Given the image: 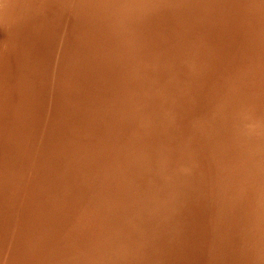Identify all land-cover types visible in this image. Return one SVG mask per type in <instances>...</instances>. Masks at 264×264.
I'll return each instance as SVG.
<instances>
[{
    "label": "bare ground",
    "instance_id": "1",
    "mask_svg": "<svg viewBox=\"0 0 264 264\" xmlns=\"http://www.w3.org/2000/svg\"><path fill=\"white\" fill-rule=\"evenodd\" d=\"M7 0H0V9L1 8H4L5 6H6V4H7V2H6ZM14 3H13V2ZM21 1V0H20ZM30 2L32 1V0H29ZM29 1H21V4H20V2L19 1H15V0H11V2H12V4L14 5L15 4V6H17L16 5V3L15 2H17V4H18V6L16 7L17 9H15V12H17L18 10H19V8H21L22 6V2L24 3V2H28V4H31ZM35 0H33L32 2L34 3V5H35V3L37 4L38 2H34ZM37 1V0H36ZM38 1H40V0H38ZM45 1V3H47L48 1L47 0H41V3H43ZM71 1V0H70ZM76 1V0H75ZM80 1L82 2V3H84L83 2V0H79V3H80ZM84 1H86L85 3H86V5L88 4L87 2H89L90 0H84ZM97 2H99L98 0H96ZM100 1H102V0H100ZM104 1H106V0H104ZM103 1V3H106V2H104ZM153 1H155V0H153ZM162 1V0H161ZM182 1V0H181ZM189 1V2H188ZM187 2L186 1H184V5H185V2L186 3H188V4H192V2H190L191 0H188ZM193 1V0H192ZM198 2V3H196V2ZM193 3H195L198 7H196V8H198V10L196 9H194V6H196L195 4L192 6L191 4H190V6H191V8H190V6H189V8H184L185 10H187L188 12H190L189 10L191 9V12H194V11H196V12H194L193 14H194V16H196V14H197V16H196V18L198 19V21L196 22V20H194L193 21V23H192V25H191V22H190V27L188 28V27H186V26H188L187 24H188V20L187 19H185V18H187L189 15H188V12H187V14L184 12V9L183 10H180V11H178V13H177V10H176V16H177V14H180V16H181V12L183 11L184 13H182V14H186V15H182L181 17L178 15L176 18H178V19H176L177 21H179L180 20V22H183V23H181V25L182 26H184V24H186V20H187V24H186V26L185 27H183V29H182V27L179 25L180 24V22H178V24L175 22L176 20H174V19H172V17L174 16L175 17V13H174V15H172V17H170L171 18V20H174L173 22H171L170 20H169V22L170 23H172V24H170V23H168V27H167V29L169 28V26L171 25V26H180V27H178V28H176V27H174L173 29H178V31L177 32H181L182 30H183V32L185 33V34H183L182 36V38H180V37H178L177 39H175V37H176V35L174 36V34L176 33V31L175 32H173L172 30H171V32H170V30L169 29H171V28H169L168 30V32L167 33H172L173 34V38H172V35H171V37L170 36H168L167 35V33L166 34H164V32H166L167 31V29L166 28H164L165 30H163L162 32H161V30H159L161 33H163L165 36H163V38H161L160 36H159V39L161 38L162 39V42H160L159 41V39L156 37H153V35H155V34H151L152 35V40H154L153 38H155V40L157 41V39H158V41L160 42V45L158 44V41L156 42L155 41V43L156 44H154V46L155 47H153V48H151V47H149L150 49H154V48H156V46H157V44L159 45V47H163V50H164V48H165V50L163 51V53H161V55H160V53H159V51H161L162 50V48H160V49H158V50H156L155 51V49L154 50H152V51H155V52H157L158 51V53H159V55L156 57V55L158 54V53H155V55H154V53L153 52H151V53H153L152 55H154V56H152V55H148L149 53L147 52L148 50H149V48H148V46H149V44L152 42V40L150 39L149 40V37H147V40H143V39H145L144 38V34L143 35H139V37L141 36H143V39L141 40L140 39V41H134V40H136V39H125L126 38V35H127V38L129 37L130 38V36H128V33H129V28H126V26H127V23L126 22H123L122 24H124L125 26H122V27H124L125 29H128V30H124V28L122 29L121 28V23L119 22V27H120V29H122V30H120V31H123L124 30V32L123 33H126L127 32V34H124L123 36H121V38H120V36H118L120 39H118V41H117V37H115V36H117V35H113V36H111V33L112 34H115V33H113L112 31L113 30H115V32L117 31L116 30V28L115 29H111V26L109 25V27H108V24H107V21L109 20V19H111V17L109 18V16H108V14L110 13H108L106 16H105V12L103 13V16H102V12L103 11H105V10H102V12L99 10V9H105V7L106 6H103V8H100L99 7V9H98V7H95L96 9H94L95 11H93V10H91L93 7H92V5H90L89 6V9H90V11H89V9H88V11L90 12V14L92 13V12H95L96 14H97V12H98V10H99V12H98V14H101L100 16H102V17H100V18H102V23L104 22V23H106V24H103V25H107V27L109 28V30L111 29L112 31H110V33H109V30L107 31V27H105V28H107L106 29V31H107V33H106V31H105V29H103L104 31H105V33L106 34H108L109 33V35L111 36V37H109L108 36V38H109V40H108V42L109 43H107V40H106V38H105V41H106V46H107V44L108 45H110V46H112V48H113V46H114V49H108L109 50V52L111 53V51H112V53H113V55L114 54H116V52H117V47L119 48V46H121L119 49V53H117L116 54V56H119V54H120V58L121 57H123V56H121L122 55V53L123 52H121V51H127V48L125 49V50H122V48H125L126 46L125 45H123L124 43L125 44H128L129 43V41L131 40L132 42H130L129 44L130 45H135V47H139L140 48V54L138 55L139 56V58H141L140 59V62L138 61L139 60V58L138 57H134L137 61H134L135 63L137 62V63H140V66L141 67H139L138 66V64L136 65L135 63H131L132 61H133V59L132 60H130V56L128 57V60H126L125 58H123V59H125V61L123 60H117V58H115V57H113V56H110L109 55V53H108V56H110V57H112L111 59H110V57H109V59L111 60V62H113L112 64H109V63H105L104 65H103V67L101 68V65L105 62H103V60L105 59V58H103L102 59V57H101V59L102 60H100L99 58V56H98V58L96 57V53L97 52H102V45H104V42L102 43V40L104 41V36H106L105 35V33L103 34V30L101 31V32H97L96 30H98V26H99V23H100V25L102 24L101 23V19H99V17L95 14V13H92V15H90V14H87V15H90L91 17L93 16V17H95V19H96V17H98V21H96L95 19V21L94 22H98L97 23V25H95L96 27H94V25L92 24V23H94L93 21H92V18L89 16V19L92 21V23L91 22H89V24L87 23L88 21H89V19L87 20L86 18V20H87V22H86V24H88L87 26V28H86V30H88L89 31V33H85L84 32V30L85 29H83V28H85L86 26H82V29H83V34L85 33V34H90V32H92V30L93 29H90L89 28V26H91V28L92 27H94V30H93V32H97L98 33V36H96V34H95V36H96V38L97 39H93V38H90V37H93L92 35L89 37L90 39H87L86 40V38H84L83 37V34H82V31H81V33H79L80 31H78V32H76L75 33V35H76V37H77V35L78 36H80L79 34H81V36L83 37V39H85V42L84 43H82V41H81V39H82V37H81V39L79 38V37H77V40H78V38H79V40L81 41H79L80 43H82V44H80V45H78V51L80 52L79 53V57L77 58L78 59V67H76V69L75 68H73V69H75V72L77 73V79L76 80H74V81H72V82H70V83H68L67 82V80H66V77H65V79L64 80H66V82L65 81H63V83L61 84V86H59V88L58 89H55L54 90V95H55V97H54V103H53V105H54V107H52V106H50V104L48 103V101H47V98H46V96L44 95V92H39V91H36V93H35V95L34 96H32L31 98L30 97H28V99H26V98H23V99H21L20 97H18V94H16V96L18 97V98H20L18 101H17V98H16V100L14 99V98H12V96H11V94H9L10 93V91L8 92V89H9V87L11 86V85H14V83L12 84L11 83V81H9L8 83L10 84V86L9 87H4V86H2V85H5V86H7V83H4L3 82V80H2V75L0 76L1 78V80H0V82L2 83L3 82V84H1L0 85V88L1 87H3L0 91V94L3 96V98H8V95H10L11 96V98H12V100L14 99V102H16L17 101V103H14V104H18L17 106H18V111L15 113V115L14 116H16L15 117V122L17 123V120L18 119H20V121L22 122V120H23V125L25 124V122L27 121V123H32V124H27L25 127L26 128H28L29 126L31 127H33L34 128V130L32 129V127L30 128H28L29 129V133L28 134H30L31 135V133L34 131V134H32L33 136H29V135H27V137H26V133H27V130H26V132L24 131V133L22 132V131H20V130H18V129H16V131L18 130V131H20V132H22V133H19L18 131H17V133H19L18 134V136H17V138H14V137H12L10 134H11V131H12V133H13V131H14V135H15V137H16V131H15V129H12L14 126H17V125H15V123L14 122H12V120H11V124L12 123H14V125L12 126L10 123H8V124H10V125H5V127L4 128H6V126L8 127V126H10V127H8V128H6L7 130L9 129H11V131L9 132V130L7 131L8 133H6V129H2V130H0V131H5V134L7 135H9L8 137H6V135L4 134V132H2L3 134H4V136H3V134L1 135L2 137H0V189L1 188H5V187H2V185L4 184L5 186L6 185H8L9 184V181H10V179L11 180H13V179H15V177L17 178V179H19L18 178V176L20 175V173L19 172H21L22 173V171H23V174L24 173H26L25 171H29L30 169L32 170V168H34V167H32L33 166V163L36 161V159H37V162L34 164V166H36V164H37V166H36V168H34L33 170L35 171V169H36V172H37V170L38 171H41L40 173H42V171L44 170V168H45V170L44 171H47V172H45V173H42V176H44L46 173V176H47V178H46V176H44V177H42L43 179H44V181H43V179L41 178V181H43L44 182V184L43 185H45V189H43L42 187H44L43 185H42V183L39 181V179H38V181L40 182V184H36L37 186L38 185H40V186H42L41 188L38 186H34L35 188H40L39 190L41 191V192H39V191H37L38 189H36V191L37 192H39V193H41L42 194V197L44 198V194H46L45 192H44V194L42 193L44 190L45 191H47V194H48V196H47V198H49V200H52V199H55L56 197H61L62 195H67V194H65L66 192H68V190L70 191H73L74 190V194H75V196H73V194H71V192H70V195L67 197H65L64 196V198H65V201L63 202V203H61L62 204V206L64 207L65 205V207L64 208H67V206H68V203L69 204H72V208L71 207H68V209H66V211L67 210H73V209H75L74 207H76V209H79L78 211H81L82 212V215L85 217L86 216V213L88 212V211H92V213L91 212H88L87 213V216H88V214H89V217H85V219L86 218H92L94 221H95V217H96V220L98 219V217H101V219L99 218V220L101 221V225H99V220H97V224H98V226H97V228L95 227V226H93L92 227V225L90 224V225H88L89 224V220L88 219H84V217L82 216V215H80L77 211H76V209H75V211L73 210V212H74V215L73 214H69V213H71L72 211H70L68 214H67V212L63 209V207L61 206V208H60V200H61V202L63 201L61 198L59 199V201L57 200V199H55V200H53L52 201V203L54 204H52V203H50V201H49V203L47 202V200L46 199H44L45 200V203L44 204H46V205H42L41 204V208L43 207V209H42V211H41V209H39L38 207L40 206V204L39 203H41V202H39V201H42V203H43V201L44 200H41V199H43V198H40V200L38 201L39 203H37V205L36 204H34L35 202H33V204H32V201L31 200H33V198L30 200V198L29 197H34V200L36 201V199H35V197L37 198V200L39 199V195L40 194H35L36 192H32L35 188L33 187V184L37 181H35V179H36V176H37V173H35V172H33L36 176H35V178L33 177V179H34V182L32 183V187L31 188H34V189H31V190H29V186H31V185H27L28 187H26L25 186V184H23L24 185V189L26 188V191H23L26 195H25V200H24V208H22L23 210L24 209H26V208H28L27 206H29V205H25V202H30L29 204L30 205H33V206H29L30 208H28V209H26L27 211L29 210V209H31L32 207H35V206H37V209L36 210H38L39 212L41 211L42 213H41V215H40V213L38 214V211H32L33 213L34 212H36L37 213V216H33V213H31V210L33 209H31L30 210V212L29 213H31L30 215V217H29V219H27V217L26 216H23L25 213L27 214V211L25 212V213H23V211H22V217H21V214H19V215H17L18 214V212L20 211L21 212V210L20 209H18V211H16V206H18V205H20V206H22L23 205V203H22V201L20 200V199H22L23 200V196H24V193L21 191V192H16V191H13V189H11V186H16L17 184H19V186L20 187H18V185H17V187H14V188H17L18 190H23L22 188L23 187H21V183H18V182H20L19 180H17L16 181V179H15V181H16V183H15V181H10V184H11V186H10V184L8 185V186H10L9 188L11 189H9L8 188V186H6L7 188H8V194H13V193H15L13 196H5V195H7L6 193V189H5V191H4V189H2L0 192H2L3 193V191L4 192H6L5 194H4V196H5V199H4V197H2V196H0V197H2L4 200L2 201V203H1V205H0V218L3 220L2 222H4V219H6V224L9 222V219H12V220H14L15 222H16V224H15V222L14 221H12V220H10L12 223H11V225L9 226L8 224V226H9V231L11 230H15V229H12V228H10L11 226L12 227H15V225H17V217L18 216H20L21 217V219H20V222H22L20 225H19V223L20 222H18V225H19V227H20V229L21 230H24V227H27L28 229L27 230H29V231H27V230H25L26 231V233H29V232H34V230L36 231V229H34V227L36 226V224L37 225H39L38 227H40V229L42 230V233H45L46 234V236L48 235V234H50V235H48L47 236V238L48 239H54L55 240V237H56V241L55 242H57L58 244H56L55 242H54V240H52L54 243L52 244V245H54L55 247H57V248H55L54 246H52V248L54 247L55 249H58L59 247H61V244H62V247H64V246H66V245H68L67 243H69V245H71L72 246V249H68V248H70L71 246H68V247H64V248H59L60 250L61 249H63V250H65V249H68L69 250V252H68V256L69 257H71V261H72V258H73V252L75 251V250H73L74 249V245H72L73 243L74 244H78L77 242L81 239L82 240V236H81V238H80V236H79V238H78V240H77V242H76V240L75 239H77L76 237H75V235H77L78 234V232H79V230L82 228H80L79 230H78V226H76V228H75V226H70L69 227V225H74V223L73 222H75V223H78V219L80 218L81 219V221H80V219H79V221H80V224L81 223H83L82 221H84V224L86 223L87 224V227H86V229L85 230H87L86 231V233L89 231L90 232V230L93 228V231L95 230V228H96V231L98 232L99 230L101 231H99L98 233H97V235L100 233L101 235H102V237H101V235L99 234V236H100V238H98L97 237V235L95 234V236L97 237V239H95V237H94V239H95V241H98V239H101V238H103L104 237V239L105 240H103V242L105 241V243L108 241V240H110L111 239V241H112V239H113V244L111 245V244H108L109 246H110V250L111 251H109V249L107 248V250L109 251H107V250H105V251H107V253H110V255H112V253L114 252V256L116 255V257L118 256V259L116 258V257H114V256H111V257H114L115 259L114 260H112L110 263L112 264L116 259V261H118L119 259H120V261H122L121 259L124 257V256H122V258H121V256H119V255H117V253L120 251H118V249L117 248H115V241H116V239H115V237L114 236H116V234L118 233L117 232V230L118 229H116V231L115 232H113L112 231V235H107L106 234V236H107V238H109V236H110V238L109 239H107V238H105L106 236L104 235L103 236V234H104V232L105 231H103V223H104V220H106V219H108V218H106L105 216H103V214L101 215V212L103 211H101L100 212V210H99V207H100V209L101 208H105V207H103L104 205H107V204H109V201H113L114 202V200L115 199H117V198H119L121 201H119V202H122L121 203V209H122V211H121V214L119 215L118 214V212H117V215H115L114 217L116 218V219H118V220H122L123 222L126 220V219H136L135 221L138 223L139 221H141V222H144V225L143 226H147V225H145L146 224V222H150L151 224H155V226H156V222H158V224H162L161 225V228L163 229V226L165 227V228H168L169 229V227L172 229V232H171V230H170V232L171 233H173V234H177V235H179L180 236V238H181V241H180V244L182 245V247L187 251V252H189L191 255H195L196 253H197V249H199V245H203L202 243H210V245H215V244H220V245H222L223 246V248H224V250H222L221 251V253H219L220 254V256L218 257V259H220V261H229V264H264V212L263 211H261L263 208H262V203H263V201H264V199H263V201H261L262 203L260 204L259 203V210L258 211H260V213L261 212H263V213H261V214H258V211L256 212L255 210V207L254 206H252L253 204H256V203H254L255 202V200L254 199H252V200H254V201H252L251 199H250V195H247V193L246 192H243L242 193V195L239 193V194H237L236 196L237 197H234V198H237V199H235L236 201V204H235V207L237 208V209H239L240 210V208H245V209H243L244 211L242 212V214H244V212L245 211H248V210H250L251 209V212H252V214L253 213H257V217H258V219H260V226H258V228H257V223L256 222H258V221H256V222H254V223H256L257 225H253V226H256V228L255 227H253V229H252V232H251V235L250 236H248V235H246V237L245 238H247V242H246V245H244L243 244V242L240 240L241 239V237L243 236H241V235H239L238 234V232L237 231H235V230H233V229H230V230H233V231H231L230 232V235L231 236H228V235H226V234H223L222 232L224 231V229H225V223H227L228 222V220L227 219H229V218H222V217H220L219 216V211L217 210V207H215V209H213V210H211L212 212H209V208H208V205H206V211L208 212V214H205V212L204 211H202L201 209L203 208H201L200 209V207L199 206H196V205H194V204H192L191 205V201L192 200H194V197L196 196V198H197V195H195V194H201V190L203 189H205L206 187H209V185L207 184V185H205V181H207L208 179H209V176L210 175H212V176H214V178L216 179V177L218 176L216 173L218 172V170L219 169H221V167L223 166V164L225 163L226 164V167L228 166L227 165V160H225L224 161V163L223 162H221L220 160H218V163L219 162H221V163H223V164H217L219 167L217 168L218 170H216L217 172H215L214 171V174H216V175H214V174H210V173H208V172H210V171H207V174H209V175H207L206 174V172L204 171L206 168H207V166H206V168H205V165L206 164H208L207 162H209L211 159H212V154L214 155V157L213 158H215V156H216V159H217V156L218 155H215L214 153H216V152H218L219 150H221L222 148H224V149H228V146H230L231 147V144L233 145L234 143V145L233 146H235V147H237L238 146V144L239 145H245V143L247 142H245V143H241V141H242V137H250V135H252V136H254V134L253 133H255V135H256V132L254 131L252 134H249V129L246 127V126H248V125H245V127H246V132L244 131V130H242V128H244V126L242 125L243 123L244 124H249V123H245L244 122V120L242 121L241 119H243L246 115V117H248V114H246V112L243 110L242 111V107L245 105V107H246V105L249 107L248 108V111H250L249 109H252L254 112H250V116L248 117V118H250L251 116H252V114L254 113L255 115L254 116H252L251 118L253 119V117H254V120H255V116H256V118L259 120L258 122H259V125H261V127L264 125V95H262V93L261 92H263V94H264V89L262 90V88H263V86L262 85H264V83L263 84H258L257 85V88H258V86H259V89L261 88V92L260 91H258V92H260V93H255V92H257V91H252L253 90V88H255V87H251L252 86V84H253V86L255 85V84H257L258 82H264V81H262V80H264V78H260V76L262 77L263 75H261L260 73H259V71L262 73V72H264L263 71V67H264V61H262L261 63L263 64V66L261 67V65L259 64V62L261 61V57H260V61L258 62L257 60V64H259V66L260 67H258V65L256 64V66H257V68H261L260 70H258L256 67H255V69L254 70H256L257 72H256V74L257 75H259V78H260V80L258 79V78H255L254 76H257L255 73H253L254 72V70L253 71H251L252 70V67H251V69L249 68V66H251L253 63L255 64V62H253L252 60L254 59V58H252V57H254V56H256L255 54H257V56L259 55V54H261L262 52H263V50H264V47H263V45H261L262 47H263V49H262V47L260 46V44H264L262 41H264L262 38L264 37L262 34H264V0H195ZM19 2V3H18ZM67 2H69V0H67ZM77 2H78V0H77ZM77 2H75V4L74 5H76L77 4ZM107 2H108V0H107ZM158 3H159V1H157ZM163 2H164V0H163ZM165 2H167V1H165ZM171 2V1H170ZM178 2V1H177ZM180 2V1H179ZM33 3L31 4L32 5V7L34 6L33 5ZM40 3V2H39ZM37 4V5H35V6H37V8H39L38 6L41 4ZM45 3H43L44 4V6H45ZM70 3V5H69V7L71 6V3L72 2H69ZM82 3H80L81 4V6H85L86 8L88 7V5L86 6L85 4H83L82 5ZM90 4H91V2H89ZM95 3V2H94ZM103 3H102V5H103ZM157 3V4H158ZM168 3V2H167ZM167 3H164V5L165 4H167ZM175 3V5H176V2H174ZM173 3V1H172V3L171 4H174ZM182 4H183V1L181 2ZM8 4H10V2H8ZM12 4H10V5H12ZM20 4V5H19ZM26 6L28 5V4H26V3H24ZM24 4H23V6H24ZM42 4V5H43ZM50 4V3H49ZM49 4H47V6H45V14H47L46 16H48V14H49V12L51 11V9H52V11H51V13H50V15H52L53 17H55L54 15L56 14L55 12H63V14H64V12H66L67 13V9L69 8L68 6H66L65 7V5H68V3H65V0H59V1H57V0H52V2H51V5L49 6ZM93 4V3H92ZM101 4V3H100ZM107 4V3H106ZM108 4H109V2H108ZM107 4V5H108ZM113 6H114V3H111ZM156 4V5H157ZM159 4H162V2L161 3H159ZM159 4H158V6H159ZM181 4V5H182ZM187 4V5H188ZM8 6L7 5V9H9L10 8V10L11 11H14L13 10V8H14V6ZM42 5L40 6V8L42 7ZM73 5V6H74ZM79 5V4H78ZM77 5V6H78ZM110 5V4H109ZM116 5V4H115ZM155 5V6H156ZM163 4H162V7L164 6ZM168 5H170V4H168ZM183 5V6H184ZM20 6V7H19ZM25 6V7H26ZM30 6V5H29ZM28 6V7H29ZM80 6V8H82ZM95 6H98V4H96ZM99 6H101V5H99ZM113 6L111 7L110 6V11L111 10H113L114 8H113ZM117 6V5H116ZM121 6V5H120ZM150 6V8L152 7V5H149ZM154 6V5H153ZM161 6V5H160ZM9 7V8H8ZM19 7V8H18ZM68 7V8H67ZM76 7V6H75ZM91 7V8H90ZM102 7V6H101ZM109 6H107L106 8L107 9H109L108 8ZM118 7V6H117ZM146 7H148V6H146ZM164 7H167V5L166 6H164ZM171 8L172 6H168V8ZM175 7V6H174ZM174 7H172V8H174ZM178 7H179V5L177 6V9H178ZM186 7H188V6H186ZM5 8V10H7ZM30 8V7H29ZM36 8V7H35ZM35 8H33V11H34V9ZM39 8V9H40ZM66 8V9H65ZM84 8V7H83ZM86 8H85V10H86ZM111 8H113V9H111ZM121 8V7H120ZM119 8V9H120ZM122 8H124L123 6H122ZM153 8V7H152ZM171 8V9H172ZM25 9V8H24ZM24 9H22L21 8V10H24ZM28 9V8H27ZM72 9H74V7H72ZM72 9H71V11H72ZM98 9V10H97ZM116 9H118V8H116ZM148 9H149V7H148ZM154 9V8H153ZM153 9H149L150 11H151V13H147L149 16H151V14L153 13ZM156 9H159V7H157ZM156 9H155V15H156ZM162 9V8H161ZM181 9V8H180ZM194 9V11H192ZM10 10H8V12L6 11L5 13H8V14H4L5 16H8L9 15V11ZM35 10H37L38 11V9H35ZM78 10V9H77ZM83 10L84 9H81V11L83 12ZM96 10H97V12H96ZM125 10H126V8H125ZM141 10H142V8H141ZM144 10H145V8H144ZM148 10V11H149ZM163 10V9H162ZM162 10H161V13H162ZM166 10V9H165ZM173 10V9H172ZM10 11V12H11ZM28 11V10H27ZM27 11H26V9H25V17H26V14H27ZM29 11H31V8H30V10ZM37 11H35V13H37ZM70 11V12H71ZM92 11V12H91ZM113 11H115L114 13L116 14V12L118 11V10H113ZM139 12H142V11H140V10H138ZM169 11H170V9H169ZM173 11H175V8H174V10ZM20 12V11H19ZM23 12V11H22ZM39 12V11H38ZM41 12V11H40ZM43 12V11H42ZM78 12H79V14H77V12H76V10H75V12H71L72 14H74L75 16H79L80 15V9L78 10ZM120 13L122 12L121 11V9H120V11H119ZM128 12V11H127ZM126 12V13H127ZM139 12H137V13H139ZM145 12V11H144ZM159 12V11H158ZM157 12V13H158ZM166 12H167V10H166ZM191 12H190V14H191ZM21 13V12H20ZM20 13H18V14H20ZM34 13V12H33ZM32 13V14H33ZM34 13V14H35ZM69 13V12H68ZM77 15H76V14ZM84 13V12H83ZM82 13V14H83ZM107 13V12H106ZM113 13V12H112ZM123 13V12H122ZM164 13V12H163ZM172 14H173V12H171ZM170 13V14H171ZM3 14V13H2ZM12 14L17 18V16L19 17H21V15L23 14V13H21V15H17L16 16V13H14V12H12ZM12 14H10V16H8L9 18H7L6 17V19H4L5 21L6 20H10L9 22L11 23V25H12V23H15V24H17L16 22H21V20L20 19H22V17L21 18H19L18 19V21H16V20H14L13 18H15ZM33 14V15H34ZM42 14V13H41ZM81 14V15H82ZM86 14V13H85ZM85 14L83 15L84 17H85ZM94 14L96 15V16H94ZM114 14V15H115ZM117 14H119L118 12H117ZM116 14V16L118 17V15ZM127 14H129V13H127ZM126 14V15H127ZM143 14V12L141 13V15ZM160 13H158L157 15H159ZM168 14V17H166V18H168V19H170L169 18V16H171V15H169V13H167ZM3 15V16H4ZM28 15H29V12H28ZM43 15V14H42ZM62 15V14H61ZM81 15H80V17H81ZM110 16H112V19H113V14L111 15V14H109ZM124 15H125V13H124ZM122 16V18L121 19H119V18H115V20H117V19H119V20H122L123 19V17H126V15L125 16ZM130 15V14H129ZM144 15V17H146L147 15H146V13H144L143 14ZM146 15V16H145ZM154 14H153V16H155ZM163 15V14H162ZM164 15H165V13H164ZM188 15V16H187ZM192 15V14H191ZM2 16V17H3ZM12 16H13V18H12ZM23 16V15H22ZM38 16H39V14H38ZM41 16V15H40ZM60 16V15H59ZM64 16V15H63ZM67 16V15H66ZM69 16H71V14L69 15ZM74 16V17H75ZM116 16H114V17H116ZM119 16H120V14H119ZM132 16V15H131ZM131 16H130V18H131ZM135 16H137V18L139 19H134V18H131L133 21L132 22H130L131 24L133 23V25L134 26H136L137 27V25H138V23H139V21H140V18L138 17L139 16V14H137V15H134V17ZM148 16V17H149ZM166 16V15H165ZM185 16V17H184ZM187 16V17H186ZM194 16H189L188 18H190V20H193V19H195L194 18ZM2 17L0 18V19H2ZM25 17H24V19H25ZM34 17H36V16H33V18ZM62 17V16H61ZM87 17V16H86ZM104 17H107V21L105 22V18ZM128 18H129V16H127ZM143 17V16H142ZM157 17V16H156ZM173 17V18H174ZM182 17H184V19L182 20ZM191 17L193 18V19H191ZM28 18H29V16H28ZM28 18H26L25 20H28ZM31 20L33 19L32 18V15H31ZM39 18H41V17H39ZM39 18H37V20H36V18L35 19H33L34 21H38V23H39V20H41L40 22L43 24V25H38L37 26V28H36V25H33L34 23H32V22H29V21H25V20H23V21H25L26 22V25H25V22H23V23H21V24H23V26H28L27 25V23L29 22L30 24L32 23V25L35 27H32L30 24H29V26L27 27V29L24 27V30H25V33H24V35L25 34H27V33H29V32H31V35H34V37H35V34H32L35 30L37 31V36H39V38H41V40H40V43H39V41L37 40H35L36 41V43H38L39 44V46H40V44L42 45V42L43 41H46V37L47 36H49V35H47L48 33H47V31L49 30V29H52L53 28V25H51V22L49 21L50 19L49 18H47V20L48 21H45V19H44V22H42V19H39ZM52 18V17H51ZM63 18V17H62ZM67 18V17H66ZM66 18H64V19H66ZM70 18H72V16L70 17ZM70 18H69V20H70ZM88 18V17H87ZM128 18H124L123 19V21H125V19H126V21L128 20ZM150 18V17H149ZM148 18V19H149ZM160 18V17H159ZM163 18V17H162ZM13 19V22L11 21ZM39 19V20H38ZM57 19V18H56ZM63 19V20H64ZM79 19H82V17L81 18H79ZM112 19H111V21H112ZM131 19H129V20H131ZM142 19V18H141ZM153 19V18H152ZM152 19H149V20H151L152 21ZM155 19V18H154ZM153 19V20H154ZM30 20V21H31ZM61 19H59V21H60ZM83 20V19H82ZM81 20V21H82ZM104 20V21H103ZM129 20H128V22H129ZM143 20H145L144 18L141 20V22H140V25H142V23H143ZM146 20H147V18H146ZM165 20H167V19H165ZM164 20V21H165ZM185 20V21H184ZM5 21H3L2 20V23L4 24V22ZM7 21V22H8ZM14 21H16V22H14ZM52 21V20H51ZM54 21H55V19H54ZM65 21V20H64ZM71 21V20H70ZM70 21H68V24L70 23ZM77 21V20H76ZM79 21V20H78ZM111 21L109 22V24L111 23ZM156 20H154V22H155ZM158 21H160V19L158 20ZM157 21V22H158ZM168 21V20H167ZM7 22H5L6 24H7ZM19 22H18V24H19ZM57 22V21H56ZM56 22H54L55 24H57ZM61 22V24H62V20L60 21ZM73 22H74V20H73ZM84 21H82L81 23H83ZM115 22V21H114ZM114 22H112L111 23V25H112V27H113V23ZM185 22V23H184ZM195 22V23H194ZM9 23V24H10ZM41 23H39V24H41ZM64 23V22H63ZM71 23H72V21H71ZM117 24H118V22H116ZM115 23V24H116ZM153 23V21L152 22H149V24H148V21H147V24H145V25H147L148 27H150L151 26V24ZM159 23V22H158ZM6 24H4L5 26H8V25H6ZM15 24H14V26H15ZM21 24L20 25H18V26H20L21 28H20V30H21V33L24 31L23 30V26H21ZM35 24H37V23H35ZM67 24V25H68ZM76 23L74 22V25H75ZM84 24H85V22H84ZM129 24V23H128ZM131 24H129L128 26L130 27V29L132 28L133 29V26L131 25ZM154 24H156V23H154ZM160 24H162L161 22H160ZM170 24V25H169ZM174 24V25H173ZM177 24V25H176ZM2 24L0 23V26H1ZM11 25H9V26H11ZM58 25H59V23H58ZM64 25H65V23H64ZM63 25V26H64ZM102 25V26H103ZM144 25V24H143ZM143 25H142V28L144 29V27H143ZM158 25V24H157ZM157 25H156V27H157ZM165 25H167V22H166V24ZM165 25L164 26H162V27H165ZM4 26V27H5ZM55 26H57V25H55ZM60 26V25H59ZM62 26V25H61ZM63 26H62V28H63ZM127 26V27H128ZM132 26V27H131ZM153 26V25H152ZM152 26H151V29L150 30H152V29H154V28H152ZM15 27H17V25L15 26ZM15 27H13V25H12V28H15ZM58 27V26H57ZM69 28H70V26H68ZM115 27V26H114ZM141 27V26H140ZM146 27V26H145ZM148 27H146V28H148ZM158 27H160V26H158ZM6 28V27H5ZM9 28V27H8ZM7 28V29H8ZM17 28H19V27H17ZM59 28V27H58ZM61 28V29H62ZM96 28V29H95ZM99 28H102V27H99ZM118 28V27H117ZM138 28V29H137ZM136 29L137 30H135V28H134V30L135 31H139V27H137ZM142 28H141V30H142ZM145 28V29H146ZM161 28V27H160ZM179 28H180V30L181 31H179ZM3 29V28H2ZM11 29V28H10ZM56 29V28H55ZM66 29L68 30V28L66 27ZM78 29H81V28H78ZM81 29V30H82ZM90 29V30H89ZM144 29V30H145ZM159 29V28H158ZM157 28H155V30L154 31H152V32H154L155 33V31L156 30H158ZM162 29V28H161ZM12 30H15V29H12ZM18 30V29H17ZM31 30V31H30ZM64 29H62V31H63ZM71 30V29H70ZM100 30V29H99ZM141 30L138 32V34L141 32ZM148 30H149V28H148ZM150 30H149V32L147 31V29L145 30L146 31V34H145V37L146 36H148L147 35V33H151L150 32ZM4 31V30H3ZM10 31V30H9ZM29 31V32H28ZM51 31H53V30H51ZM60 31V30H59ZM62 31L60 32L61 34H62ZM126 31V32H125ZM135 31H133V32H135ZM158 31V33H160ZM15 32H17L16 30H15ZM50 32V31H49ZM54 32V31H53ZM65 32H67L66 30H65ZM92 32V33H93ZM133 32H131L130 31V33H133ZM143 32V31H142ZM8 33V32H7ZM10 33V32H9ZM20 33V34H21ZM47 33V34H46ZM57 33V32H56ZM70 33V32H69ZM77 33H79V34H77ZM91 33V34H92ZM118 33H119V28H118ZM117 33V34H118ZM122 32L121 33H119V35L121 34H123ZM129 33V34H130ZM157 32H156V34H158ZM160 33V34H161ZM12 34H14V36H16L15 34L16 33H12ZM53 34V33H52ZM51 34V35H52ZM66 34V33H65ZM64 34V35H65ZM72 34H73V32H72ZM85 34H84V36H85ZM99 34H101V36L99 35ZM135 34V33H134ZM142 34V33H141ZM176 34H178V33H176ZM182 34V33H181ZM258 34L260 35L261 34V36H258ZM19 34L17 33V36H18ZM30 35V33L29 34H27V38L29 39V37H31V35ZM56 35H58V34H56ZM102 35H104V36H102ZM131 35V34H130ZM137 35V34H136ZM136 35H135V37H134V35L133 36H131V38H137L136 37ZM13 36V37H14ZM23 36V35H22ZM22 36H21V40H22ZM87 36V35H86ZM94 36V37H95ZM138 36V35H137ZM156 36V35H155ZM256 36L257 37H259V39L260 40H262V41H260V42H262V43H260V42H258L257 40H259L258 38H256ZM19 37H20V35H19ZM19 37H16L15 39H18ZM33 37V38H34ZM56 37V36H55ZM54 37V38H55ZM59 37H60V39L58 38V40H61V35L59 34ZM64 37V36H63ZM67 36L65 35V38H66ZM102 37V38H101ZM113 37V40L111 41L110 39ZM26 38V36L23 38V41H24V39ZM52 38V37H51ZM51 38L49 39V40H51ZM69 38V37H68ZM75 38V37H74ZM87 38H88V36H87ZM114 38H116V41L114 42ZM256 38V39H255ZM12 39L13 38H11V40L10 41H12ZM28 39H26L25 40V44H26V41L28 40ZM35 39H37V38H35ZM56 39V38H55ZM64 39V38H63ZM70 39V38H69ZM102 39V40H101ZM139 39V38H138ZM137 39V40H138ZM173 39V40H172ZM175 39V40H174ZM20 40V39H19ZM30 40V39H29ZM28 40V41H29ZM49 40H47V42L49 41ZM91 41V45L89 44L90 43V41ZM94 40V42H92ZM125 40H127V41H125ZM149 40V41H148ZM34 41V42H35ZM42 41V42H41ZM64 41H66V39L64 40ZM73 41V40H72ZM75 41V40H74ZM255 41H257L258 42V44L257 43H255ZM1 42H3V41H1ZM0 42V43H1ZM13 42V41H12ZM11 42V43H12ZM30 42V41H29ZM29 42H27L28 44H29ZM47 42H44L45 44L47 43ZM50 43H51V41H49ZM49 42H48V46H47V48H49V51H50V46H49ZM56 42V41H55ZM59 42V41H58ZM57 42V43H58ZM76 42V41H75ZM78 42V43H79ZM89 42V43H88ZM154 42V41H153ZM11 43H10V45H11ZM18 43H20L19 44V46H17V45H14L13 43V46H11V48L12 49H14V51L16 50V49H18L17 51H15V55H14V51H12L11 52V49H10V47L9 46H7V47H9L8 48V50H10V52L11 53H9V51L7 50V49H4L5 50V53H7V51H8V53L7 54H5V53H3V54H5L7 57H9L10 56V54H12L13 53V55L15 56L14 57V59H13V57H12V61L13 60H15L16 59V57L18 56H16V54L18 53V54H20L21 53V51H22V53L21 54H24V56L22 55V56H19V57H23V59L27 56L28 57V53H26L27 51H30L31 49L33 50V49H35L36 50V48H33V47H31V46H28V44H27V48H28V50L27 51H23V49L25 50V48L23 47V49H19L20 48V46H22V41L21 42H19V41H17V40H15V44H18ZM30 43H32L33 44V42L31 41ZM43 43V45L45 46V44ZM60 43V42H59ZM66 43L68 44V40L66 41ZM148 43V44H147ZM254 43L255 45H257V47L256 48H258V45L261 47L260 49L261 50H259V52L260 53H256V52H254L255 50L254 49H252V48H255L254 46V44L252 45V44ZM260 43V44H259ZM3 44H5V43H3ZM63 45H64V43H62ZM66 44V45H67ZM74 44V43H73ZM73 44H71V45H73ZM76 44V43H75ZM101 44V45H100ZM128 44V45H129ZM148 46H147V45ZM152 44V43H151ZM163 44H165L164 46H163ZM249 44H251L252 46H250ZM2 45V44H1ZM0 45V46H1ZM6 45H7V43H6ZM9 45V44H8ZM30 45V44H29ZM34 45H36V44H34ZM55 44H53V46H54ZM58 45V44H57ZM92 45H97V46H99V48L97 47H94L93 46V49L96 51L97 50V52H95V54H93L94 52H91L92 50ZM127 46L128 47V50H129V52H126L127 54L128 53H131L130 55L132 56L133 54L135 55V54H137L138 52V50L137 51H135L133 48H129V47H131V46ZM14 46H16L15 48H14ZM38 46V48H40L41 49V47H39ZM56 46V45H55ZM69 46V45H68ZM100 46H101V48H100ZM105 46V47H106ZM110 46H108L107 48H109ZM242 46H244L243 47V52L246 50V52H247V50L249 49V46L251 47L250 49H251V52H252V50H253V52H254V54H253V52H252V55L250 54L251 52H250V50L247 52V54H249V55H244L243 53H242V49L238 52L239 54H243V56H241V55H237L238 53H237V51H238V49H240V48H242ZM245 46H247L248 48L247 49H245L246 47ZM6 48V46H2V48ZM25 47H26V45H25ZM31 47V48H30ZM52 47V46H51ZM59 47V46H58ZM63 47H65V45L64 46H62L61 48L63 49ZM73 47V46H72ZM104 47V48H105ZM240 47V48H239ZM22 48V47H21ZM26 48V49H27ZM44 48V47H43ZM55 48H57V47H55ZM74 48V47H73ZM72 48V49H73ZM148 48V49H147ZM30 49V50H29ZM45 49H46V47H45ZM61 49V50H62ZM72 49H70V50H72ZM76 49V48H75ZM74 49V50H75ZM98 49H100V50H98ZM106 49V48H105ZM130 49H132V51L130 52ZM157 49V48H156ZM32 50H31V52H32ZM38 50V49H37ZM37 50H36V52H37ZM53 50L56 52L57 50H55L54 48H53ZM60 50V51H61ZM63 50H66V49H63ZM69 50V51H70ZM104 50V49H103ZM107 50V51H108ZM114 50V51H113ZM135 51V53H133L132 54V52H134ZM41 51V50H40ZM47 51H48V49H47ZM68 51V52H69ZM116 51V52H115ZM257 51V50H256ZM1 52V51H0ZM2 52H4V51H2ZM17 52V53H16ZM20 52V53H19ZM33 52H34V50H33ZM39 52V51H38ZM55 52H53L51 55H52V57H53V54L55 53ZM64 53V51H61V53ZM66 52H67V50H66ZM125 52H124V54H125ZM137 52V53H136ZM236 52V53H235ZM47 53V52H46ZM50 53H51V51H50ZM49 53V54H50ZM107 53H105V50H104V53H101V54H103V56L104 55H106L105 57H107ZM245 53V52H244ZM20 54V55H21ZM27 54V55H26ZM30 54H33V53H30ZM35 54V53H34ZM33 54V55H34ZM44 54H45V52H44ZM43 54V55H44ZM56 54V53H55ZM65 54V53H64ZM92 54L94 55V57L92 56ZM98 54H100V53H98ZM123 54V55H124ZM235 54H236V56H235ZM263 54V56H262V58L264 59V53H262ZM0 55H1V53H0ZM41 55V54H40ZM66 55V54H65ZM112 55V54H111ZM46 56V55H45ZM59 56H61V55H59ZM68 56V55H67ZM71 56V55H70ZM135 56H137V55H135ZM140 56H142V57H140ZM229 56H230V60H231V57L233 58V61L231 62L228 58H229ZM237 56H239V59H238V57ZM245 56H248L247 58L245 57ZM256 56V57H257ZM260 56V55H259ZM1 57V56H0ZM2 57H4V56H2ZM1 57V58H2ZM7 57H5L6 58V61H8V62H6L5 60H4V58H2L1 60H4V62L6 63V65L5 66H9V59H11V56H10V58H8L7 59ZM19 57H17L18 59H19V61H22V58H21V60H20V58ZM26 57V58H27ZM31 57V56H30ZM35 58H37L36 56H34ZM39 58H40V56H38ZM44 57V56H43ZM42 57V58H43ZM47 57H48V55H47ZM46 57V58H47ZM52 57H51V59H52ZM55 57H56V55H55ZM124 57H127L126 56V54L124 55ZM133 57V56H132ZM150 57H152L153 59L151 60L150 59ZM235 57H237V59L235 58ZM240 57H243V58H245L246 59V61L247 62H252V64L251 65H249L250 64V62H249V64L247 63L246 65H244L246 62L245 61H243V60H245V59H240ZM255 57V58H256ZM26 58H25V61H26ZM60 57H58V59H59ZM62 58V57H61ZM61 58H60V63H61ZM108 58V57H107ZM113 58H114V61H113ZM259 58V57H258ZM17 59V60H18ZM29 58H27V60H28ZM33 59V58H32ZM38 59V58H37ZM49 59V58H48ZM51 59H50V61H51ZM57 59V60H58ZM63 59V58H62ZM109 59L106 61V62H108L109 61ZM134 59V60H135ZM171 59V60H170ZM228 59V60H227ZM252 59V60H251ZM31 60V59H30ZM29 60V61H30ZM53 60V59H52ZM72 60H73V57H72ZM240 60H242V61H240ZM255 60V59H254ZM18 61V62H19ZM24 60L22 61V64L21 63H18V62H15L14 64H21L22 66L20 67V68H22L23 66V68H25V69H27L26 67H25V65H23V63L25 62ZM49 61V62H50ZM53 61H55V58H54V60ZM59 61H58V63H59ZM64 61V60H63ZM68 61H70V60H68ZM128 61H130V62H128ZM231 63H230V62ZM238 61V62H237ZM241 62V64H240V62ZM2 63H3V61H1ZM11 62V61H10ZM27 62V61H26ZM36 62V61H35ZM46 62V61H45ZM49 62H48V64H49ZM71 62V61H70ZM103 62V63H102ZM110 62V63H111ZM243 62V63H242ZM2 63H1V65H2ZM9 63V64H8ZM38 63V62H37ZM44 63V62H43ZM51 63L52 62H50V65L49 66H52L51 65ZM55 63V62H54ZM53 63V64H54ZM59 63V64H60ZM63 63V62H62ZM73 63H74V61H73ZM226 63H228L229 65H231V64H234V66L235 65H237L238 63V67L239 68H241L240 67V65H243V67L244 66H246L245 67V69L242 67V70H240L241 72L243 71V75H244V73L246 72V71H248V73H245V75H246V77H247V75H250V76H252L253 78H251L252 80V82L253 83H251V81L250 80H248V81H246L245 79H243V82H244V80H245V84H244V86L247 84H251L250 86H248L247 87V91H246V86H245V88H244V92H248L251 88H252V90H251V92H248V93H250V94H261L262 96H260V97H257V99L256 100H254V99H252L251 97H249V99L250 100H248L247 98L248 97H243V96H241V95H243L241 92H243L242 91V88L241 89H239L238 88V86L240 85V84H242L243 82H239L237 85V88H238V90H241V92L240 91H238L237 90V88H236V90H234L233 89V87H231V85L232 84H236L237 82H238V80H239V76L241 77V73H240V71L238 72V70H237V72H236V69H237V67L235 66V67H233V69H232V66L233 65H231V66H229V65H227V68H228V66L229 67H231V72L229 73L227 70L226 71H222V69L220 68V71H222L223 72V74H221V76L222 77H224V76H226L224 73L225 72H228L227 73V75L229 76H227L228 77V79L229 80H231L232 81V79L234 78V80L236 81L237 79V82H235V81H229V80H226L225 81V79H227V78H224V80H223V82H225L226 83V87L224 86L223 88H221L223 85H225V83H223L222 85H221V82H222V79H221V82L220 83H218V85H221V87L220 86H218V89H217V87H216V85H214L217 81H218V79H220L219 77H220V71H218V73H217V71H214L215 69H217L218 67H221L222 66V68H223V70H224V65L226 64ZM236 63V64H235ZM8 64V65H7ZM24 64H26V63H24ZM27 64H29L28 66H30V63H28L27 62ZM31 64H32V62H31ZM35 64V63H34ZM40 64V63H39ZM76 64V63H75ZM130 64L131 65H133V67L132 66H130ZM136 66H138V67H135V65ZM253 64V65H254ZM0 65V67H2ZM3 65H4V63H3ZM11 65V64H10ZM42 65V64H41ZM45 65V64H44ZM55 65V64H54ZM53 65V66H54ZM64 65V64H63ZM16 66V65H15ZM15 66L13 67V64H12V70H13V68H14V71H15V69H16V71L15 72H17V69L18 68H15ZM27 66V67H28ZM47 66V65H46ZM49 66H47V67H49ZM59 69H60V67L58 66V64L56 65ZM4 67V66H3ZM11 67V66H10ZM19 67V66H18ZM31 67V66H30ZM34 67V66H33ZM42 67V66H41ZM43 67H45V66H43ZM66 66H64V68L62 69V70H66L67 71V73H65V71H64V74H68V70L69 69H66L65 68ZM70 67V66H69ZM226 67V66H225ZM248 67V68H247ZM254 67V66H253ZM6 68V67H5ZM38 68H40V65H39V67ZM138 68V69H137ZM227 68H225V69H227ZM234 68H236V69H234ZM3 69V68H2ZM29 69V68H28ZM31 69V68H30ZM34 69V68H33ZM36 69V68H35ZM34 69V70H35ZM41 69V68H40ZM59 69H57V70H59ZM219 69V68H218ZM217 69V70H218ZM244 69V70H243ZM247 69H249V70H247ZM1 70V69H0ZM3 70H5V69H3ZM2 70V71H3ZM7 70H9V69H7ZM7 70H5V71H7ZM47 70V69H46ZM48 70H52V72H53V70H54V68L53 69H48ZM47 70V71H48ZM132 70H135L136 72H132ZM246 70V71H245ZM4 71V72H5ZM10 71V70H9ZM20 70H18V72H19ZM29 71V70H28ZM31 71H32V69H31ZM40 71V75L41 76H44L43 75V70H39ZM44 71H45V69H44ZM50 71L48 72V74L50 73ZM73 71V70H72ZM212 71V72H211ZM215 73H214V72ZM230 71V70H229ZM245 71V72H244ZM4 72H2V73H4ZM21 72H22V69H21ZM20 72V73H21ZM23 72H25L24 70H23ZM30 72V71H29ZM33 72V71H32ZM36 72V71H35ZM57 72H59V71H57ZM70 72V71H69ZM72 73V74H76V73ZM210 72H211V74L213 73V75L214 74H218L219 75V77H217L216 75V77H217V80H216V82H214L215 80L214 79H210V77L212 76V75H209L210 74ZM220 72V73H219ZM236 72V73H235ZM26 73V72H25ZM45 73V72H44ZM47 73V72H46ZM135 75H134V74ZM240 73V74H239ZM1 74V73H0ZM6 74V75H5ZM5 74H3V75H5V77H7V72L5 73ZM10 74H12V73H10ZM19 74V73H18ZM17 74V75H18ZM31 74V73H30ZM55 77L56 78H58L57 77V75H56V71H55ZM58 74V73H57ZM63 74V73H62ZM72 74H70V75H72ZM129 74H131V76H132V74H133V79H129L128 78V75ZM28 75H29V73H28ZM32 75V74H31ZM46 75V74H45ZM50 75H51V80H52V75H53V73L51 74L50 73ZM49 75V76H50ZM102 75V76H101ZM103 75L104 76H107L106 77V79L108 80H106V79H104V77H103ZM254 75V76H253ZM8 76H9V74H8ZM34 76H36L38 79H39V74H37L36 75V73L34 74ZM61 76V75H60ZM67 76H69V75H67ZM101 76V77H100ZM131 76H129V77H131ZM208 76H209V79H210V81L208 80ZM235 76H237V79H235ZM250 76H248L249 78H247V79H250ZM5 77H3V78H5ZM23 77V76H22ZM29 77V76H28ZM31 77V76H30ZM29 77V78H30ZM103 77V79L104 80H106V82H108V83H104L105 81L102 79L101 81H100V78H102ZM214 77V76H213ZM215 77V78H216ZM12 77L10 76V79H11ZM24 78V77H23ZM37 78H35L36 79V81L35 82H37V84L38 83H40V81L37 79ZM46 78V77H45ZM55 78V79H56ZM75 78V77H74ZM212 78V77H211ZM8 79V78H7ZM44 79V78H43ZM48 79V78H47ZM253 79L255 80H258V82L256 83V82H254L253 81ZM262 79V80H261ZM9 80V79H8ZM7 80V81H8ZM17 80V79H16ZM71 80V79H70ZM110 80V81H109ZM207 80V81H206ZM242 80V78L239 80V81H241ZM255 80V81H256ZM25 81V80H24ZM32 81V80H31ZM44 81V80H43ZM47 80H45V82H46ZM60 81V80H59ZM102 81H104V82H102ZM208 81L210 82V84H211V82H213L214 84H213V86L212 85H210V84H208V85H206L207 83H208ZM228 81V82H227ZM15 82V81H14ZM33 82V81H32ZM42 82V81H41ZM55 83L57 82V81H54ZM62 82V81H61ZM207 82V83H206ZM235 82V83H234ZM247 82H249V83H247ZM49 83H52L51 81H49ZM54 83V84H55ZM255 83V84H254ZM59 84H60V82H59ZM217 84V83H216ZM228 84V85H227ZM15 85H16V83H15ZM14 85V87L16 88L17 87V85L15 86ZM30 85V84H29ZM34 85H36V84H34ZM42 85V84H41ZM44 85H48V84H44ZM68 85H70V86H68ZM38 86V85H37ZM49 86V85H48ZM50 86H51V84H50ZM54 87V86H53ZM219 87H220V89H223L222 90V95H225V97H226V99L224 100V98L225 97H222L221 95H219V94H221L220 93V91H219ZM236 87V86H235ZM234 87V88H235ZM240 87H243V85L242 86H240ZM250 87V89H248ZM11 89H12V87H10ZM27 89L29 88V87H26ZM42 88V90H45V89H43V87H41ZM44 88H45V86H44ZM216 88V89H215ZM225 88V89H224ZM7 89V90H6ZM25 89V88H24ZM259 89H257V90H259ZM4 90H6L7 92L5 93L6 95H4V94H2V92L4 91ZM19 89L17 88V90L16 91H18ZM37 90V89H36ZM41 90V89H40ZM50 90V88L48 89V91ZM217 92V90H218V95L220 96V97H222L223 98V104H221V107H220V110L218 111V116H216L215 118H217V123H214L213 122V120L215 121V119H211V118H209V117H211V116H213L212 114H211V116H208V115H210V114H208L207 115V113L205 112L206 111V109H211V108H214L215 107V109H216V105H217V103H218V100L220 101V100H222V99H220V97L217 99H215V101H214V98H215V95H213L214 93H215V91ZM226 90V91H225ZM233 90L234 91H237V93H239L238 95V97H242V99H240V98H236L235 97V94H236V92H234L235 94L233 95L235 98H232V96H231V93L233 94ZM256 90V89H255ZM12 92L14 91V90H11ZM214 91V92H213ZM223 91L224 92H226L225 94L223 93ZM19 92V91H18ZM17 92V93H18ZM32 92H34V91H32ZM31 91H30V93H32ZM254 92V93H253ZM8 93V94H7ZM24 93V92H23ZM46 93V92H45ZM49 93H50V91H49ZM210 93H213V94H210ZM217 94V93H216ZM241 94V95H240ZM246 94L247 93H245L244 94V96H246ZM209 95H211V97L210 98H212V97H214V98H212V101L211 102H209V100H207L208 98H209ZM237 95V94H236ZM257 95V96H258ZM5 96V97H4ZM15 95H13V97H14ZM15 96V97H16ZM20 96V95H19ZM22 96V95H21ZM48 96V95H47ZM50 96V95H49ZM53 96V95H52ZM248 96V95H247ZM53 98V97H52ZM207 98V99H206ZM246 99L247 100V103L249 102L250 104L252 103V102H254V104L252 103L251 105L250 104H246V101L244 100V99ZM255 98V97H254ZM1 99V98H0ZM10 98H8L7 100H9ZM240 99V100H239ZM254 100V101H252V100ZM3 100V99H2ZM6 100V99H5ZM50 100V99H49ZM242 100H244L243 102H242ZM1 101V100H0ZM201 101H202V103H201ZM217 101V102H216ZM224 101H225V103H224ZM2 102H5V101H2ZM2 102H0V104L2 103ZM8 102V101H7ZM6 102V103H7ZM12 101H11V99H10V102H9V104L8 105H11L12 103H11ZM206 102V103H205ZM11 103V104H10ZM200 103V104H199ZM244 103V104H243ZM3 104V105H2ZM1 104V110H2V112H3V117H5L4 116V111L6 112L7 110H10V109H6V104L5 103H2ZM4 104L6 105L4 108L6 109H4V111H3V106H4ZM52 105V104H51ZM218 105H219V103H218ZM223 105V106H222ZM252 106L253 105V107H250V106ZM15 106V105H14ZM220 106V105H219ZM8 107H10V106H8ZM11 107H12V105H11ZM16 108V107H15ZM218 108V107H217ZM245 109V108H244ZM13 110V109H12ZM246 110V109H245ZM14 111V110H13ZM247 111V112H248ZM1 112V111H0ZM51 112V113H50ZM241 112H245L244 113V116H243V114H242V117H240L241 116ZM8 113V112H7ZM10 113H11V111H10ZM14 113V112H13ZM211 113H212V110H211ZM240 113V116H238V118H237V115ZM1 114H0V116H1ZM215 114V113H214ZM246 114V115H245ZM6 115V114H5ZM12 115V114H11ZM216 115V114H215ZM7 116H8V114H7ZM10 116V115H9ZM8 116V117H9ZM208 116V118H206ZM3 117H1L2 119H3ZM13 117V116H12ZM23 117H26V120L24 121V118ZM0 118V119H1ZM21 118H23L22 120H21ZM214 118V117H213ZM250 118V119H251ZM10 119V118H9ZM52 119L54 120V121H56L57 122V124H58V129H54V130H58V132H56V133H54V130H53V128L51 129L50 127H51V125L53 126V122H52V124H49L48 122H50L51 123V121H52ZM237 119V120H236ZM239 119V120H238ZM212 120V121H211ZM231 120H233L232 121V123H234V124H230L231 122ZM235 120V121H234ZM2 121H4V120H2ZM2 121H0V124H2V125H0L1 126V128H2V126H3V122ZM7 121V119L5 120V122ZM8 121H10V120H8ZM13 121H14V118H13ZM19 121V120H18ZM210 121L211 122H213L214 123V125L216 126V127H218V128H212L213 130H210V129H208L207 128V125L210 123ZM238 121H241V122H238ZM245 121H247V119L245 120ZM257 121V120H256ZM2 122V123H1ZM4 122V123H5ZM21 122H19V124L21 123ZM207 122H209V123H207ZM216 122V121H215ZM230 122V123H229ZM235 122H236V124H237V122H238V124L239 125H241L242 127H240L238 124V126H237V128L236 127H234L233 125H235ZM243 122V123H242ZM261 122H263L262 124H261ZM221 124V125H218V124ZM242 123V124H241ZM253 123V122H252ZM251 123V124H252ZM256 124H257V122H255ZM255 123H254V125H255ZM18 124V127H20V125ZM49 124V125H48ZM56 124V123H55ZM206 124V125H205ZM212 124V123H211ZM211 124H210V126H211ZM204 125L206 126V127H204ZM213 125V124H212ZM218 125V126H217ZM48 126V127H47ZM50 126V127H49ZM210 126H209V128H210ZM214 126V127H215ZM250 126V125H249ZM256 126V125H255ZM255 126H253V127H255ZM17 127V128H18ZM260 127V129H263V131H264V128H261ZM264 127V126H263ZM0 128V129H1ZM54 128H56L55 126H54ZM207 128V129H206ZM19 129H21V128H19ZM23 129V128H22ZM21 129V130H22ZM25 129V128H24ZM30 129H32V132H30ZM43 129V130H42ZM47 129H49L48 131H50V130H52V132L50 131V133H54L56 136H55V138H54V140H53V138L51 137V135L52 134H49L48 133V131H46ZM205 129V130H204ZM248 129V130H247ZM255 128H253L252 129V131L254 130ZM257 129H259V127L257 128L256 127V130ZM259 129V131H261ZM207 130V131H206ZM209 131V132H208ZM247 131H248V133H247ZM47 132V133H46ZM10 133V134H9ZM261 133H263V132H261ZM22 134V135H21ZM24 134V135H23ZM53 134V135H54ZM246 134H249V135H247V136H245ZM52 135V136H53ZM258 135V134H257ZM261 135V134H260ZM259 135V136H260ZM263 135L264 134H262L261 135V137H263ZM25 136V137H24ZM28 136H29V138H28ZM258 136V137H259ZM11 137V138H10ZM24 137V138H23ZM31 137V138H30ZM51 137V138H50ZM241 137V138H240ZM257 136H256V140H259V139H257L258 138ZM26 138H28L29 140H27ZM202 138H206L205 140H206V142H205V140H204V142L201 140ZM251 138V137H250ZM264 138V137H263ZM51 139V140H50ZM71 139V140H70ZM208 139V140H207ZM239 139H241V140H239ZM25 140V141H24ZM27 140V141H26ZM70 140V141H69ZM237 140H239L240 142L238 143L237 142ZM247 140V139H246ZM250 140H252V138L250 139ZM49 141H50V143L51 142H53L52 144L53 145H56V146H54L55 147V149H53V151H54V153L53 154H55L56 153V147H57V149L60 147V146H63L64 147V150H63V147L61 148L60 147V150H61V152L59 151V153H60V155L61 154H63L62 152L64 151V152H66V149L68 150V151H70L68 148V146H69V144L71 145V144H73L72 146H73V149L72 148H70L71 150H73V151H71V154H70V152L68 153V154H66V153H64L65 155H69L70 154V156L72 155V156H74L72 153H75L76 151V154L78 153V155H76L77 157H71V158H73L74 160L76 159V158H78V156H80L81 158H83L82 160H83V162H82V160H81V158L79 159L78 158V162L79 161H81L82 163L79 165V164H77V161H75L76 162V164L77 165H75V167H78V165L80 166V168H82L83 167V169L82 170H80L79 168H77V169H79V170H77L75 167H74V160L72 161H68L69 159H71L70 158V156H68V160H66L67 161V163L68 162H72L73 163V166H72V164H70V166L72 167H70V166H68V168H70V169H73V167H74V170H75V172H74V170H70V172L71 173H69L70 175L71 174H73V177H72V175H71V177L73 178V180L72 181H65V179L63 178V180L65 181H63L62 179V181L60 180V178H59V174H61V177L62 176H64V175H62V173L64 174V170H65V168H67L66 167V163H64V161H65V159H67V157L66 158H64L63 156H65L64 154H63V156H62V158H64V159H62L61 157H59V158H57V159H59V160H61L65 165H61V161L59 162L60 164V166L58 167L59 169H61V168H63L64 166H65V168H64V170L62 171V172H58V171H56L57 169V166H56V168H55V166L54 167H52L53 166V164H57L56 163V161L58 162V160H56L55 161V163H53V160L56 158V156L58 155V153L57 154H55V155H53V154H51V153H48L47 151H49L50 152V147L52 146V144L50 145V143H49ZM55 141H57V143L55 142ZM68 141V142H67ZM38 142V143H37ZM201 142V143H200ZM203 142V143H202ZM236 142L238 143V144H236ZM243 142V141H242ZM261 142V139H260V141H255V143H260ZM264 141H263V139H262V143H263ZM49 143V145H47ZM60 145H59V144ZM250 143V142H249ZM252 143V142H251ZM260 144V146L261 145H264V144ZM66 144H68V146H66ZM195 144V145H194ZM196 144H198V146H197V148L195 149L193 146H196ZM237 145V146H236ZM241 145V146H242ZM247 145V144H246ZM253 145V144H252ZM50 146V147H49ZM65 146H66V149H65ZM71 146V147H72ZM232 146V148H234ZM241 146H238L236 149H239L240 150V147ZM249 146H250V144H249ZM255 146L257 147V146H259V145H256L255 144ZM49 147V148H48ZM68 147V148H67ZM74 147H75V150H74ZM193 147V148H192ZM243 147V146H242ZM254 147V146H253ZM47 148L49 149V150H47ZM232 148H229V149H232ZM245 148V147H244ZM255 148V147H254ZM194 151H193V150ZM224 149L222 150V151H224ZM236 149H233V150H236ZM262 149H264V147H262ZM261 149V150H262ZM233 150H230V151H233ZM245 150V149H244ZM247 151H249V149L247 148L246 149ZM253 150V149H252ZM258 149H255V152H254V155H255V153H256V151H257ZM259 150H260V148H259ZM260 150V151H261ZM52 151V150H51ZM67 151V152H68ZM193 151V152H192ZM222 151H221V153H222ZM228 152H229V154H227L228 156L226 157V156H224L225 158H227L228 159V161H233V162H235L236 163V165H238L239 166V168H238V170H237V172L238 171H240V169L242 168V166L244 167V166H246V164L247 163H249V162H247V163H240V162H238L237 160H239V159H237L236 157L238 156V154H239V152H238V154L236 153H233V152H230L229 150H227ZM226 151V152H227ZM236 151H238V150H236ZM241 152H243V148H242V150H240ZM247 151H245V152H243L244 154H241L240 156L242 157V155H243V157H245V154H247V156H246V158H247V160H248V155H250L251 154V152H247ZM190 152L191 153H193L194 154V152H195V154L194 155H196V156H193V158H194V160H192V159H190L191 158V156L193 155V154H190ZM227 152V153H228ZM247 152V153H246ZM258 152V151H257ZM262 152V151H261ZM219 153V152H218ZM217 153V154H218ZM232 153V154H231ZM249 153V154H248ZM49 154H51V157L49 158ZM220 154V153H219ZM223 154V153H222ZM234 154V155H233ZM252 154H253V151H252ZM250 155V156H254V155ZM260 154V155H259ZM263 154V155H262ZM53 155V156H52ZM59 155V156H60ZM261 155L263 156V157H261ZM220 156H222V155H220ZM257 156H259L260 158H263V159H258V157ZM35 157H36V159H35ZM37 157H39V158H37ZM54 157V158H53ZM58 157V156H57ZM195 157H198V159H199V161H197V159L195 158ZM211 157V158H210ZM224 157H221V158H224ZM242 157V158H243ZM256 159H255V161L257 160V163L258 162H260V161H262L263 160V162H264V152L263 153H260V152H258V153H256ZM53 158V159H52ZM218 158H219V156H218ZM252 158H254V157H252ZM52 159V160H51ZM210 159V160H209ZM237 159V160H236ZM244 159V158H243ZM243 159L241 160V161H243ZM209 160V161H208ZM215 160V159H214ZM222 160V159H221ZM252 160H254V159H252ZM65 161V162H66ZM213 161V160H212ZM246 161V160H245ZM253 162V161H252ZM262 162V163H263ZM49 163H50V166H49ZM206 163V164H205ZM212 163V162H211ZM214 163H216V162H214ZM254 163V162H253ZM253 163H251V164H253ZM38 164H41V166L40 165H38ZM68 164V165H69ZM224 164V165H225ZM230 164V163H229ZM232 164V163H231ZM230 164V165H231ZM256 164V163H255ZM255 164H253V165H255ZM260 164H261V162H260ZM58 165V164H57ZM82 165V166H81ZM213 165V164H212ZM216 165V164H215ZM216 165V166H217ZM221 165V166H220ZM235 165V164H234ZM236 165L234 166V167H236ZM248 165V164H247ZM257 165H259V164H256V166ZM209 166H210V164H209ZM208 166V167H209ZM231 166H233V165H231ZM252 166V165H251ZM38 167V168H37ZM42 168V170H41V168ZM50 167V168H49ZM212 167V166H211ZM225 167V171H226V169L228 168H226ZM249 167V166H248ZM56 170H55V169ZM68 168L66 169V170H68ZM90 168H92V172L91 171H89L90 170ZM93 168L96 170L95 172H98L99 174H100V176H98V177H103L102 179H100L101 181H99V179H97L96 177H97V175L95 176L94 174H95V172L93 171ZM223 168H224V166H223ZM245 168V167H244ZM40 169V170H39ZM47 169V170H46ZM51 169H53V170H51ZM58 169V170H59ZM89 169V170H88ZM231 169V168H230ZM235 169V168H234ZM233 169V170H234ZM252 169H256V168H252ZM32 170V171H33ZM65 170V171H66ZM89 172H88V171ZM212 170V169H211ZM228 170H229V168H228ZM227 170V171H228ZM232 170V172H230V170H229V172L230 173H233V174H237V175H239L237 172H235V171H233ZM261 170V169H260ZM43 171V172H44ZM61 171V170H60ZM223 171V170H222ZM221 171V172H222ZM225 171H223L222 173H223V175L224 174H226V172ZM241 171H242V169H241ZM253 171V170H252ZM264 171V170H263ZM262 171V173H264ZM31 172V171H30ZM229 172H227L228 174L227 175H230L229 174ZM235 172V173H234ZM255 172H256V170H255ZM259 172V171H258ZM19 173V174H18ZM33 173H31L32 175H33ZM39 173V172H38ZM39 173V174H40ZM59 173V174H58ZM68 173L66 172V174L68 175ZM244 173V172H243ZM242 173V174H243ZM251 173V172H250ZM261 173V174H262ZM18 174V175H17ZM27 175H28V173H26ZM26 174H24V175H20L19 177H20V179H22V181L26 178L27 180H29L28 178V176L27 177H23L22 178V176H26ZM30 173H29V175L31 176V178H32V175H31ZM44 174V175H43ZM232 174V175H233ZM259 175V173H258V175H259V177H261L260 178V182H264V181H262V179H264V177L262 178V176H264L263 174L262 175ZM41 175V174H40ZM69 175V176H70ZM91 175V178L92 177H94L95 179L93 180V178L91 179L92 181H90V176ZM39 176V175H38ZM37 176V177H38ZM49 176V177H48ZM57 176H58V178H59V181H58V178H57ZM66 176V175H65ZM64 176V177H65ZM210 177V178H212V180L214 181V182H216L214 179H213V177ZM220 176H221V174H220ZM235 176V175H234ZM241 175H239V177H240ZM257 176V175H256ZM50 177H52V179H54L55 178V181L57 182L58 181V183L57 184H59L60 186H58V185H56V183H52V182H54V181H52L51 180V178ZM67 177V176H66ZM219 177V176H218ZM222 177V176H221ZM221 177H219L220 179H222ZM227 177V179H225ZM226 177H224V180L225 181H227L228 183H229V176H226ZM236 178L234 181L232 180V188H233V190H235V191H237V192H239L238 190H237V188H239V190L241 189V188H244V186L246 185V184H249V182H251L252 181V178H250V177H253V175L252 176H250V174H248V173H246V174H243L242 175V177L241 178ZM30 178V179H31ZM50 178V179H49ZM104 178H105V180H104ZM207 178V179H206ZM256 178V177H255ZM254 178V179H255ZM33 179H31V180H33ZM66 179H69V180H71V178L69 177H67ZM206 179V180H205ZM27 180L25 181V182H27ZM31 180L29 181L30 183H31ZM45 180H49V184L48 183H46L47 181H45ZM76 180V181H75ZM96 180V181H95ZM209 180H211V179H209ZM209 180L207 181V182H209ZM7 183H6V182ZM100 182L99 184H98V182ZM211 182V184L212 183H214V182ZM223 180H221V182H222ZM231 181V180H230ZM24 182V183H25ZM38 182V183H39ZM64 182V183H63ZM69 182H70V185H69ZM96 183V184H98V185H96L97 187L100 185V188H102L103 190H101L100 191V194L99 193H96V191L95 190H97L98 188H96L95 190L93 189L92 190V188L91 187H93V186H95L93 183ZM219 182V181H218ZM221 182L219 183L220 185H225L224 184V182L221 184ZM253 182V181H252ZM257 182V185L255 184V185H253V186H255L254 187V189H256V186H258V181H256ZM12 183H14V184H16V185H12ZM46 183V184H45ZM231 183V182H230ZM234 183V184H233ZM254 183V182H253ZM49 185V187L52 185V184H55V186H52V191H51V194L53 193V198L51 199L50 197H49V193H50V189H49V192H48V189L46 190V185ZM215 184V183H214ZM261 184V183H260ZM69 185V187H67V189L65 188L66 186H68ZM206 187H205V186ZM216 185V184H215ZM220 185H218V186H220ZM231 185V184H230ZM262 185H263V183H262ZM58 186V187H57ZM62 186V187H61ZM91 186V187H90ZM95 186V187H96ZM217 186V185H216ZM226 186V185H225ZM251 186H252V184H251ZM48 187V188H49ZM55 187V188H54ZM59 187H61V188H59ZM89 188L90 187V189L91 190H89V189H85V188ZM205 187V188H204ZM213 187H214V185H213ZM212 187V185H210V188H208L209 190L211 189V188H213ZM223 187V186H222ZM247 188H248V186H246ZM260 189H259V191L257 192V194H260L261 192V190H263L264 189V185L261 187V186H258ZM27 188H28V191H27ZM55 190H54V189ZM64 188V192H62L61 193V191H63L62 189ZM69 188H72V189H69ZM94 188V187H93ZM201 190H200V189ZM227 188V187H226ZM225 188V189H226ZM231 188V189H232ZM42 189V190H41ZM61 190V191H59L58 192V196H57V193H54V191L55 192H57L56 190ZM84 189V190H83ZM197 189V190H196ZM198 189L200 190L199 191V193L198 192H195V191H193V190H196V191H198ZM208 189L206 188L205 190H207L208 191ZM214 189V188H213ZM213 189H211L212 191H213ZM221 189V188H220ZM223 189V188H222ZM16 190V189H15ZM54 190V191H53ZM76 190H80L79 192L78 191H76ZM89 191V194L86 192V191ZM99 190V189H98ZM202 190V196H204L203 195V191ZM214 190H217V192H218V190L219 189H217V187L214 189ZM243 190V189H242ZM249 190V189H248ZM251 190V189H250ZM249 190V191H250ZM258 190V188L255 190V191H257ZM11 191H13V193H11ZM32 192L33 194H35L34 196L33 195H31V196H28V199L26 198V196H27V194H28V192ZM82 191H84V192H82ZM90 191H92L91 193H90ZM102 191H104L105 192V195L104 194H102V196L104 197H101L100 195H101V192ZM207 191H205V192H207ZM211 191V192H212ZM254 191V190H253ZM10 192V193H9ZM30 192V193H31ZM80 192H82V193H80ZM93 192H94V195L96 194H99V196H100V198H102V199H99L100 201L102 200L103 201V199H104V202L106 201H108L107 202V204H104L102 201H101V206H99L100 205V202H99V200H98V202H99V204H98V206H94L95 205V203L97 204V201L96 200H94V199H96V197L97 196H95V198L93 199V200H90V199H92L93 197L92 196H94L93 195ZM104 192H102V193H104ZM204 192V193H205ZM214 192H216V191H214ZM216 192V193H217ZM231 192V191H230ZM19 193H23L22 195V198L20 197V199L18 198V195L17 194H19ZM73 193V192H72ZM84 193H86V194H88V195H84ZM106 193H108L107 195H106ZM173 193H175L174 195H175V197H173L172 195H173ZM195 193V194H194ZM216 193H215V195H216ZM219 193V192H218ZM253 192H251V194H252ZM54 194H56L55 196H54ZM60 194H62V195H60ZM80 194L82 195V196H80ZM172 194V195H171ZM176 194H178L179 195V197L176 195ZM235 194V193H234ZM256 193H255V196L257 197L256 198V202H258V201H260V200H262V197H263V195H264V193H263V195H262V197H260V196H258ZM1 195V194H0ZM3 195V194H2ZM17 195V196H16ZM19 195H21V194H19ZM29 195V194H28ZM44 195V196H43ZM92 195V196H91ZM109 195V196H108ZM207 195H209L208 193H207ZM206 195V196H207ZM212 196L214 195V194H211ZM211 195H210V197H211ZM217 195H219V194H217ZM224 195V194H223ZM38 196V197H37ZM46 196H45V198H46ZM73 196V197H72ZM85 196V197H84ZM89 196V197H88ZM99 196L97 197V198H99ZM108 196V197H107ZM170 196V198H172L171 200L168 198ZM172 196V197H171ZM230 196V194L228 195V196H226V198H228ZM231 196H233L232 195V193H231ZM235 196V195H234ZM240 196V197H239ZM246 196H247V199H249L248 200V202L246 201V200H244V198H246ZM254 196V194H253V198L255 197ZM80 197V198H79ZM84 197V198H86V201L84 200V198H83V201L81 200L82 198ZM92 197V198H91ZM108 199H107V198ZM112 197V198H111ZM178 197V198H177ZM198 197H199V195H198ZM201 197V196H200ZM207 197H209V196H207ZM221 197H222V195H221ZM261 198L260 200H258L257 201V199H259V198ZM19 200L18 201V204H16L17 202H16V200L17 199ZM63 198V197H62ZM63 198V199H64ZM66 198H67V200H66ZM79 199V201L80 202H82L81 203V205H78L79 204V201H77V199ZM88 198H90L89 199V201H92L91 202V204H92V206H93V208H95V210H92V207L90 206L91 204H90V202L88 201L87 202V200H88ZM111 200H110V199ZM177 198V200H175ZM225 198V197H224ZM27 199V200H26ZM112 199H114V200H112ZM167 199H169L170 200V202L172 203V200L174 199L175 201V204H174V206H171V205H173V203L170 205L168 202V204L171 206V207H169V208H166L165 209V206H164V204L166 203V200ZM185 199H187L186 200V202L187 201H189L190 202V205L187 203V204H185ZM208 199V198H207ZM211 199L213 200V201H217V197L215 196H213V197H211ZM1 200V199H0ZM30 200V201H29ZM33 200V201H34ZM147 200H149V201H151V203H148V201ZM210 200V199H209ZM212 200H210V201H212ZM221 200H223L222 198H219L218 199V201H221ZM225 200V199H224ZM224 200L221 202V204H223L224 203ZM246 201V203L244 202V201ZM56 201V202H55ZM93 201H94V203H93ZM118 201V200H117ZM146 201V202H145ZM225 201H227V200H225ZM1 202V201H0ZM28 202L26 203V204H28ZM55 202V203H54ZM71 202V203H70ZM72 202H74V203H72ZM105 202V203H106ZM116 202V201H115ZM142 202L143 203H147L146 205L147 206H144V204H142ZM228 202V201H227ZM226 202V203H227ZM20 203V204H19ZM164 203V204H163ZM165 204V205H168V204ZM197 203V202H196ZM220 203V202H219ZM225 203V204H226ZM16 204V205H15ZM22 204V205H21ZM63 204H65V205H63ZM90 204V205H89ZM104 204V205H103ZM112 204H114V203H112ZM109 205V208H117L118 206H116V205ZM118 204V203H117ZM143 205L142 207H138V205L140 206V205ZM230 204V203H229ZM250 204V205H249ZM48 205H51V207H52V205H53V207L51 208L50 206H48ZM149 205H151V208H150V206ZM161 205H163V206H161ZM201 205V204H200ZM15 206V207H14ZM78 206H80L79 208H78ZM90 206V207H89ZM111 206V207H110ZM149 206V207H148ZM202 206V205H201ZM216 206V205H215ZM258 206V205H257ZM256 206V207H257ZM263 206H264V204H263ZM98 209H97V208ZM106 207H108V206H106ZM162 207V210L163 209H165L164 211H162V210H159L160 208ZM214 207V206H213ZM18 208H19V206H18ZM36 208V207H35ZM51 208V209H50ZM70 208V209H69ZM90 208V209H89ZM109 208H105V210L102 212V213H104L105 215H107L108 214V211H110L109 212V216H111V218L113 217V215H111L110 213H112L111 211L112 210H110ZM138 208V209H137ZM231 208H232V206H231ZM246 208H250V209H246ZM262 208V209H261ZM107 209V210H106ZM59 211L58 212V214H57V212L56 211ZM62 210H64V212L62 211ZM99 212H98V211ZM117 210V209H116ZM232 210V209H231ZM242 210V209H241ZM264 210V209H263ZM56 212V214H53V212ZM60 211H62L63 213H61ZM93 211H95V213L93 212ZM107 213H106V212ZM117 211H119V210H117ZM51 212H52V215H50L51 214ZM54 212V213H55ZM65 212H66V214H65ZM84 212V213H83ZM98 212V213H97ZM241 212H240V214H241ZM250 212V211H249ZM249 212H247V213H249ZM28 213V214H29ZM78 213V214H77ZM94 213V214H93ZM120 213V212H119ZM237 213V212H236ZM247 213L245 214V215H247ZM27 214V215H28ZM91 214H93L95 217H93ZM98 214H100V215H98ZM115 214H116V211H115ZM251 214V213H250ZM251 214V215H252ZM38 215H39V217H38ZM50 215V216H49ZM76 215H78L77 217H79L78 219H77V217H75ZM29 216V215H28ZM54 217V219L53 218H50V217ZM92 216V217H91ZM103 216V217H102ZM249 216V215H248ZM256 216H254L256 219H257V217ZM19 217V218H20ZM23 217H26V219L25 218H23ZM82 217H83V219H82ZM106 218V219H102V218ZM107 217H108V215H107ZM241 217H243L244 218V216H242L241 215ZM245 217H247V216H245ZM74 218H76V220L74 221ZM111 218H109L110 220H113V221H110V220H107L108 221V223L109 222H112L111 224L112 225H116V223H114L113 224V222H115L116 220H114V219H111ZM239 218H240V216H239ZM243 218H241V219H239V220H241L242 221V219ZM0 219V220H1ZM16 219V220H15ZM22 219H25L24 221L26 222V223H24L23 222V220ZM37 219V220H36ZM71 219V220H70ZM91 219V220H92ZM152 219V220H151ZM153 219H155V223H154V221H153ZM246 221H248L246 218H244ZM249 219H250V216H249ZM22 220V221H21ZM69 220H70V224L68 223L69 222ZM73 220V222H71ZM91 220H90V223H91ZM92 220V221H93ZM102 220H103V222H102ZM151 220V221H150ZM94 221L92 222L94 225H95V223H94ZM107 221H106V223L105 224H107ZM120 222V221H118L119 223H121L120 224V226H121V228L123 227V225H125V224H127L128 225V227L130 226L129 225V222L127 221H125V224L123 223V222ZM135 221L133 222V226H137V224H135ZM153 221V222H152ZM198 222V221H200V222H203L204 223V226H205V232H202L201 233V235L200 236H197L196 235V233H197V231H191L190 230V228L188 227L189 225H191V223L192 222ZM241 221H237V222H240V224H241ZM246 221H245V223L244 224H246ZM1 222V221H0ZM4 222V223H5ZM244 222V221H243ZM250 222V221H249ZM3 223V224H4ZM72 223V224H71ZM147 223V224H148ZM150 223L148 224L149 225V229H150V226H153L154 228H157V227H159V225L157 224V227H155L154 225H150ZM3 224L1 223V226L3 227ZM15 224V225H14ZM23 224H25L24 226H23ZM41 224V225H40ZM79 224V223H78ZM79 224V225H80ZM110 224V223H109ZM109 224H108V226H109ZM110 224V225H111ZM123 224V225H122ZM132 224V223H131ZM139 224H143V223H139ZM164 224H166V225H164ZM251 224V223H250ZM14 225V226H13ZM18 225H17V232L19 231L20 232V234H21V230L20 229H18ZM21 225H22V227H21ZM66 225V226H65ZM114 225V226H115ZM5 226V225H4ZM8 226H5V228H4V230L5 229H7L6 227H8ZM80 226H83V225H80ZM91 227V229H90V227ZM108 226H106L107 228H104L106 231H107V229L109 228ZM114 226L113 227H111V228H109L108 230L109 231H111L110 229H112V228H114ZM118 226V225H117ZM139 226V225H138ZM181 226H183L182 227V229L180 230V227ZM244 226V225H243ZM37 227V228H38ZM41 227H43V228H41ZM66 227H68V228H66ZM71 227H74L73 229H74V231H73V229L71 228ZM88 227H89V230H88ZM95 227V228H94ZM100 227V228H99ZM101 227H103V228H101ZM119 227V226H118ZM126 225L123 227V228H128ZM246 228H247V226H245ZM243 228V229H245L244 231H245V233L247 232V229L246 228ZM70 228V229H69ZM84 228H85V226H84ZM99 228V229H98ZM115 228H116V226H115ZM114 228V229H115ZM121 228L119 229V230H121ZM132 227L130 226V228H128V229H126V230H128V231H125L124 229H122L123 231L122 232H127L128 233V237H126V239L123 237H121V239H123L122 241L121 240H119L120 239V237L118 236V240H119V242H124L125 244H126V247L125 248H130L129 246V244H133L132 242H142L143 243V238H145V240H144V242L146 243L147 242V239H149V238H147V236H146V234L147 235H149L146 231V229L144 228L143 229V227H141V225L138 227V228H140V230L141 231H137V230H139V229H137V230H135L136 228H134V230H132L131 229ZM26 229V228H25ZM76 229V230H75ZM129 229H131L132 231H134V232H138V233H142V231L144 230V236H142V234H141V236L143 237H140V238H142L141 240H137L136 238V240L135 241H133V239H131L132 241L130 242L129 240H130V237H132V236H134L135 235V233H133V235L131 234V232H130V234H131V236L129 237V231H131V230H129ZM159 229V228H158ZM158 229H153V233L152 234H154L153 236H149L150 238L151 237H155V238H151L149 241V243H150V245H149V243H147L145 246H143L145 243H143V245H142V243H141V245L140 244H137L136 242L133 244V248H135V246L134 245H136L137 244V246L139 245V246H141L140 247V250H141V252H140V254H142V252H146V250L145 249H141V248H149V247H146L147 245H149L151 248H149L150 249V252H148L149 250H147V254L149 253V257H150V255H151V258L153 259V257H152V255H154V259L153 260H151V259H149V257H148V255L144 252L142 255H138V253L137 252H139L140 250L138 249V247H136V249H138V250H133L132 249V245H131V250H133V251H136V252H131V250L129 249L128 251H129V254L131 255H127V256H129L130 257V259L132 258V260H136L137 262L139 261V264H140V261L141 262H143V261H145L146 260V258H147V260H146V262H144V264H188V263H186V262H183V261H180V260H178L177 258H176V252L177 251H174V250H161L160 248H159V244L160 243H158V241L161 239V233H162V231L160 232V234H159V236H156V235H158V234H155L156 233V230H158ZM251 229V228H250ZM44 230V231H43ZM83 230V231H82ZM84 229H81V231H80V235H81V232H83V234H84V231H85ZM118 230V231H119ZM161 230V229H160ZM0 231H3L2 230V228L0 227ZM37 231L40 233V231L37 229ZM36 231V232H37ZM77 232V234H76V232ZM92 231V230H91ZM96 231H95V233H96ZM103 231V232H102ZM159 231V230H158ZM157 231V232H158ZM18 232V233H19ZM34 233V234H36V235H38L37 233ZM89 232H88V234H89ZM121 232V231H120ZM121 232V233H122ZM166 232H167V229H166ZM165 232V233H166ZM169 232V231H168ZM167 232V233H168ZM249 232V231H248ZM13 233L14 232H11V234H8V235H10V239H11V236L13 235ZM17 233V234H18ZM23 233H25L24 231L22 232V234ZM91 233V232H90ZM106 233V232H105ZM121 233H119V234H121ZM125 233H122V234H125ZM149 233H150V231H149ZM2 234H5L4 236H6L7 235V233H4V231L2 232ZM15 234V236H18V238H21V240H19L17 237L15 238L16 239V241H17V239H18V241H17V243L16 242H14V243H16V244H21L20 243V241H24V240H22V234L20 235V234ZM30 234H32V233H30ZM30 234H29V236H30ZM41 234V233H40ZM44 234V235H45ZM52 234H54V235H56L54 238H53V236L54 235H52ZM88 234L86 235L87 237H89V239H88V241H92V240H94L93 238H92V233H91V237H90V235L88 236ZM164 234V233H163ZM28 235V234H27ZM33 235V234H32ZM31 235V236H32ZM42 235V234H41ZM44 235H42L41 237H43ZM52 235V238L51 237H49V236H51ZM68 235L69 236H71L72 235V238H69L68 237ZM79 235V234H78ZM77 235V236H78ZM4 236H3V239H4ZM20 236V237H19ZM26 238H27V236L26 235H24ZM57 236H58V239H57ZM68 237L70 240H69V242L67 241V238L66 237ZM85 236V235H84ZM111 236L113 237V238H111ZM123 236V235H122ZM124 236H127L126 234L124 235ZM138 236V235H137ZM139 236H140V234H139ZM146 236V237H145ZM8 237V236H7ZM37 237H39L38 239H37ZM59 237H62V238H59ZM63 237H64V239L67 241V243L65 242V240H61V239H63ZM73 237H75L74 239H73ZM157 237V238H156ZM29 238V237H28ZM46 238V239H47ZM91 238V239H90ZM133 238V237H132ZM147 238V239H146ZM7 239H9V237L7 238ZM24 239V238H23ZM30 239H31V237H30ZM30 239L28 240V242L27 243H29V241H30ZM39 239H41V240H39ZM45 239V237L44 238H40V236L38 235V236H36V238H34V240H33V237H32V240L33 241H35V243H36V240H39V242H38V244L40 243V241H41V243L43 242V240L45 241L46 240ZM47 239V240H48ZM71 239L73 240V242L71 243L70 241H71ZM85 239H87L86 237H85ZM128 239V240H127ZM138 239H139V237H138ZM32 240H31V242H32ZM60 240V242L61 241H63V243H61L60 245H59V241ZM115 240V241H114ZM118 240L116 241V243L118 242ZM126 242H125V241ZM5 242H7L6 240H4ZM3 241V242H4ZM10 241V240H9ZM8 241V242H9ZM15 241V240H14ZM50 240H48V242H49ZM52 241L50 242V243H52ZM84 241V240H83ZM83 241H81V242H83ZM95 241H92V243H94ZM100 241V240H99ZM99 241H98V245L96 244V242H95V244H93L92 246V248H93V251L91 252V254L94 252V250H96L97 251V249H100L99 247H96V249H94L95 247V245H97V246H100L101 247V245H103L102 243V241H100V242H102V243H100L99 244ZM237 241H238V243H237ZM47 241H46V243L48 244H46L45 242H44V244H46V245H44V246H47V248H48V246L50 245L49 243H48ZM76 242V243H75ZM81 242H79V245L81 244ZM87 241H85V243H86ZM130 242V243H129ZM1 243V242H0ZM11 243V242H10ZM13 243V244H14ZM34 243V242H33ZM65 243H66V245H65ZM71 243V244H70ZM92 243H90V244H92ZM108 243V242H107ZM128 243V244H127ZM3 244V243H2ZM13 244H11L12 245V247H13ZM15 244V245H16ZM23 244L25 245V243L23 242ZM38 244L35 246L34 245V248L35 249H30L31 250V252L33 253L34 252V250H35V252L34 253H36L37 254V252H39L40 250L42 251L41 252V254L42 253H46L45 255H47V251H49L48 249H47V251H44L43 252V250H45V248H43V249H41V247H39V251H37L38 249ZM89 244V243H88ZM88 244L86 245V246H84V247H87L88 248ZM237 244V248L235 247V245ZM241 244H243L242 246H241ZM4 245H5V243H4ZM9 245V244H8ZM7 245V246H8ZM24 245H21L22 247L24 246ZM28 245V244H27ZM32 245V244H31ZM41 246H42V244H40ZM57 245V246H56ZM64 245V246H63ZM79 245H75V248H78L79 247ZM82 245H85L84 243L82 244ZM119 245V244H118ZM120 245H121V243H120ZM118 246L119 248L121 247V246ZM128 245V246H127ZM7 246H5V247H7ZM20 245H19V247L20 248H22ZM59 246V247H58ZM78 246V247H77ZM81 246V245H80ZM109 246H107V247H109ZM114 246V247H113ZM2 247V246H1ZM17 247H18V245H17ZM18 247V248H19ZM24 247H27V248H25L26 250H29L28 248H30V246L28 247V246H24ZM83 246H81V248H82ZM83 247V248H84ZM105 247H106V244H104V246H103V248L101 249V250H103V249H105ZM13 248H15V247H13ZM18 248H16L17 250H18ZM49 248H50V246H49ZM51 248V250L50 251H55L54 253L57 255V253H56V251L57 250H54V248L52 249ZM82 248V249H83ZM89 248H91V245H90V247ZM88 248V250H90ZM114 248V249H113ZM159 248V249H158ZM123 248H121V250H122ZM151 249H153V251L151 250ZM5 250H8V248L7 249H5ZM10 250H12V249H10ZM15 250V249H14ZM21 250H24V248L23 249H21ZM21 250L19 249V251H20V253H21ZM29 250V251H30ZM33 250V251H32ZM63 250H61V252H64ZM72 252H71V251ZM87 250V249H86ZM85 249H83V251H86ZM101 250H100V252H101ZM143 250V251H142ZM0 251H3V248H2V250L0 249ZM48 252V254H50L51 252ZM79 251H80V253L82 252L83 253V251H81L80 250V247H79ZM79 251H76V252H74V256H75V253H77V252H79ZM91 251V250H90ZM99 251V250H98ZM104 251V250H103ZM102 251V252H103ZM104 251V252H105ZM118 251V252H117ZM8 252V251H7ZM9 252H11V251H9ZM23 252V251H22ZM31 252H26L25 251V256H27L28 257V255H26L27 253L28 254H30ZM52 252V253H53ZM66 251L64 252L65 254L67 253ZM100 252H94V254H98V256H94L93 255V257L95 258H93L94 260V262L93 263H90L91 261H92V256H90L91 254H89L88 255V253H85L86 254V256H89V257H87L86 259H90L91 261H89V260H82L84 263H90V264H96V263H98V261H99V263H100V260H98L97 261V259H99V253ZM116 252V253H115ZM125 252V251H124ZM13 253H15V252H13ZM12 253V254H13ZM17 253H18V251H17ZM69 253H71V254H69ZM80 253H78V254H76V256L78 257V255H80ZM81 253V254H82ZM106 253V252H105ZM104 253V254H105ZM107 253H106V255H104L105 256V258H106V256H107ZM121 253V251L119 252V254ZM126 253H128V252H125V254ZM137 253V254H136ZM1 254V253H0ZM11 254V255H12ZM22 254H24V252L22 253ZM22 254H20L21 256L20 257H23L22 256ZM41 254H38L37 255V257L40 255L41 256ZM55 254H50V255H52V257H53V255L55 256ZM60 254V253H59ZM63 254V253H62ZM65 254H63L62 256H61V254L59 255V256H61L60 258L58 257L57 259H56V257H55V259L56 260H58L59 261V259H62V257L64 256V258L67 256H65ZM144 254H146V256L144 255ZM5 255H6V252H5ZM9 255H10V253H9ZM15 255H16V253H15ZM45 255H43V257L45 256ZM49 255V256H50ZM71 255V256H70ZM101 255H103L102 253H101ZM109 255V254H108ZM120 255H123L122 253L120 254ZM134 255H136L137 256V258H136V256H134ZM1 256H3V255H1ZM1 256H0V258H1ZM17 257H18V254L16 255ZM15 256V258H17ZM31 256V255H30ZM32 256H35V255H33L32 254ZM67 256V257H68ZM85 256V255H84ZM84 256H82V257H84ZM85 256V257H86ZM104 256L102 257V258H100V259H103L104 258ZM124 257L125 259L123 260L125 263H126V261L125 260H127V258H129V257ZM139 256H144V257H146L145 258V260H144V258L142 257H139ZM10 257H12V256H10ZM51 256H50V260L49 261H47L48 262V264H49V262H53V264H57L56 262L54 263V261H51L53 258H52ZM67 257H66V259H67ZM134 257L136 258V259H134ZM13 258V257H12ZM15 258H13V259H15ZM31 258V257H30ZM41 258V257H40ZM45 258V257H44ZM46 258H48V255H47V257ZM45 258V260H47ZM64 258L61 260L62 262L61 263H63V261H64ZM97 258V259H96ZM139 258V260H137ZM5 259V258H4ZM7 259H8V257H7ZM12 259V260H13ZM21 259V258H20ZM23 259H24V257H23ZM25 259H26V257H25ZM35 258H33V260H34ZM39 259V258H38ZM37 259V260H38ZM55 259H53V260H55ZM77 259V258H76ZM78 259H79V257H78ZM130 259H128L127 261L129 262L130 261ZM149 259V260H148ZM1 260H2V262H3V259L1 258ZM10 260V259H9ZM42 260V259H41ZM44 260V259H43ZM42 260V261H43ZM44 260V261H45ZM55 260V261H56ZM69 260H70V258H69ZM73 260H74V258H73ZM107 260H111V258H109V259H107ZM131 260V264H133L132 261ZM254 260H260V262L259 263H254L253 261ZM15 261H19V260H15ZM22 261V260H21ZM21 261L19 262V264H21ZM27 261H28V259H27ZM43 261V262H44ZM106 261V260H105ZM104 261V263L103 264H105L106 262ZM2 262H0L1 264H2ZM8 262V261H7ZM30 262V261H29ZM69 262V261H68ZM67 262V263H68ZM73 263H71L70 262V264H74V261H72ZM80 262H81V260H80ZM102 262V261H101ZM108 262V261H107ZM127 262V263H128ZM135 262V261H134ZM136 262V264H138ZM4 263V262H3ZM6 263V262H5ZM9 263V262H8ZM25 263H27V262H25ZM24 263V264H25ZM46 263V262H45ZM115 263V262H114ZM117 263V262H116ZM115 263V264H116ZM14 264H16V263H14ZM22 264H23V262H22ZM32 264H34V263H32ZM39 264H43V263H39ZM47 264V263H46ZM52 264V263H51ZM69 264V263H68ZM75 264H76V262H75ZM77 264H79L78 263V261H77ZM100 264H102V263H100ZM107 264V263H106ZM117 264H119V263H117ZM120 264H123V262L122 263H120ZM142 264V263H141Z\"/></svg>",
    "mask_w": 264,
    "mask_h": 264
},
{
    "label": "rangeland",
    "instance_id": "2",
    "mask_svg": "<svg viewBox=\"0 0 264 264\" xmlns=\"http://www.w3.org/2000/svg\"><path fill=\"white\" fill-rule=\"evenodd\" d=\"M3 1H4V0H3ZM15 1H16V0H15ZM17 1H19L20 4H21V1H25V0H21V1H20V0H17ZM26 1H29V0H26ZM32 1H33V0H32ZM32 1H31V2L29 1V2L32 4V3H33ZM42 1H43V0H42ZM47 1H48V0H47ZM54 1H55V0H54ZM57 1H59V0H57ZM87 1H88V0H87ZM98 1H99V2H97L96 0H90L89 2H91V4H90L89 2H87V3H88V4H87L88 7L86 8L85 6H81L80 3H82V2L80 1V3H79V0H78V2H77V0H76V1H75V0H71V1L69 0V2H72V3H71V6L69 7L70 3L67 2V0H65V3H68V5H65V7H66V6L69 7V8L67 7V8H68V9H67V10H68L67 13L64 12V14H63V12H59V13H58V12H55V13H56V14L54 15L55 17H53L52 15H50L52 9H51V11L49 12L48 16H46L47 14H45V9H46L45 6H47V4H49V3H50V4H49V6H50L52 0H49L47 3H45V1H44L43 3H45V6H44L43 3H41V0H40V1H38V0L36 1V0H35L34 2H38V3L40 2V3H41V4L39 3V4H40V5L38 6L39 8H40V6L43 4L42 7H41L40 9L37 8V6H35V5H37L38 3H37V4L35 3V5H34V3H33L34 6L32 7V5H31V4H28V2H24V3L28 4L27 6L22 2V5H21L22 7H21V8H22V9L25 8L26 11L28 10V11H27V14H26V17H25V15H24V14L26 13V12H25V9H24V10H21V8H19L20 6L18 7L19 10H18L17 12H15V9H17L16 7L18 6L17 2H15L16 5H17V6H15V4H14V5L12 4L13 1H12V2H11V0H7V1H6V2H7L6 6H5L4 8H1V9H0V18H1L4 14H5V15L8 14V13H5V12H6V11L8 12V10H10L9 7L12 6V5L14 6V8H13L14 11H11V10H10L11 12L9 11V15H8V16H10V14H12V12L16 13V16H17V15H21V13H23V14H22L23 16L21 15L22 19H20L21 22H19L18 19L21 18V17H20V16H19V17L17 16V18H16V17L14 16L15 14H14V15L12 14V15L15 17V18H13V16H12V18H13L14 20H16V21L19 22V24H18V22L14 21V22H16L17 24L12 23V25H13V27H15V26L17 25V27H19V28H17V27L12 28V25H11V23L9 22L10 20H9V21H8V20H6V21L4 20V19H6V17L9 18L8 16H5V15H4V16L2 17V19H0V23L2 24V25L0 26V42L3 41V42L0 43V45L2 44V45L0 46V51H1V52H0V53H1L0 56H1V57L4 56V57H2V58H4V60L6 61V58H5V57H7L9 54H8L7 56H6L5 54H7L8 51H9V53H11L12 51H14V49H12L11 46H13V44L19 46V44H20V43L15 44V40H17V41H19V42L22 41V46H20L19 49H23V47H24L25 50L23 49V51H27V50H28V48H27V44H28V43H27V42H29V41H30V42L32 41L33 44L29 42L30 45L28 44V46H31V45H32L31 47L34 46L33 48H36V50L38 49L37 52H36L35 49H33L34 52H33L32 49H31L32 52H31L30 49H29L30 51H27V52H26V53H28V57H27V56H26V57L29 58V59L27 60V58H26V57H25V58H26V61H27L28 63H30V66H31V67H30V66H28L29 64H27V62L25 61V58L23 59V57H19V56H22V55L24 56V54H21L22 51H21V53L19 52L21 55L18 54L17 52H18L19 50L15 48L16 46H14V48L16 49L15 51L18 50V51L16 52V53H17L16 56L18 55L17 57H19L20 60H21V58H22V61H23V60L25 61L24 63H26V64L23 63V65H25V67H26L27 69L23 68L24 66H23L22 68H20V67L22 66V65H21V64H22V61H19V59H18L17 57H16L15 60L12 61V57H13V59H14V57H15V56H14V55H15V51L13 52L14 55H13V53L10 54L11 59H9V63H10L11 65L8 63L9 66H5L6 63L4 62V60H1L2 58L0 57V65H1V63H2L1 61H3V63H4V65H3V63H2V65H1L2 67H0V69H1V70H0V73H1L0 76L2 75V80L4 79L3 82H4V83H7V86H5V85H2V86H4L5 88H6V87H9V86H10V84L8 83L9 81H11L12 84L14 83V85H15V83H16V85H17L16 88L14 87V85H11L10 87H12V89H11L10 87H9V89H8V92L10 91L9 94H11L12 98H14L15 100H16V98H17V101H18L20 98H21V99H23V98L28 99V97L31 98L32 96L35 95L36 91L44 92V95L46 96L48 103L50 104V106L54 107V105H53V103H54V97H55V95H54V90H55V89H58L59 86H61V84L63 83V81L66 82V80H67V82L70 83V82H72V81H74V80L77 79V73L75 72V69H76V67H78V59H77V58L79 57V53H80V52L78 51L77 48H78V45H80V44H82V43L85 42V39H83V37L86 38V40H87V39H90V38H93V39L95 38V39H97L96 36H98V33L101 32L103 29H105V31H106V29H107V28L109 27V25H110V26H111V29H112V28H113V29L116 28L117 31L115 32V30H113V29H112L113 31H112L111 29L109 30V28L107 29V31L109 30V33H110V31H112L113 33H115V34H112V33H111V36H113V35H114V36L117 35V36H115V37H117V41H118V39H120L121 36H123L124 34H127L126 31H125L126 33H123L124 30H128V29H125L124 27H122V26H125V25H126L125 23H124L125 25L122 24V23H123V22H126V23H127V26H128L129 24H131L130 22H132L134 19H135V20L138 19L137 16L134 17V15L131 16V15L127 14L128 12H127V9L125 10V7L122 8V6L116 4V5L118 6V7H117V6L115 5V3H114V6H113V5L111 4L112 2H110V0H108V2H109L110 5L108 4L107 0H106V1H104V0H102V1L98 0ZM103 1L106 2L108 5H107L106 3H103ZM157 1H159V3L162 2L163 5H164V3H167V2H168L167 4L164 5V6L167 5V7H164V6L162 7V4H159ZM165 1H167V2H165ZM170 1H171V2H170ZM172 1H173V3L176 2V5H175V3H174V4H171ZM177 1H178V2H177ZM179 1H180V2H179ZM182 1H183V4L181 3ZM182 1H181V0H164V2H163V0H162V1H161V0H155V1H153L152 3H150V4L147 5V6L149 7L150 10L154 8V9L152 10L153 13L151 14V16H149V15H150L149 13H151V11L148 9V7H142V10H141V8L138 9V10L142 11L143 14L146 13V15H147V16L145 15L146 17H144L143 14L141 15L142 12H139V11L137 10V12H139V13L136 12L135 15L139 14L138 17L140 18V21H139V23H138V25H137V27H139V31L141 30L143 24H144L143 27H144V29H145L146 27H148L147 25L149 24V22H152V21H153V23L151 24V26L153 25L152 28H154V29L150 30V29H151V26L148 27L151 33H147V35H148V34H149V35L145 37V34H146V31H145V30L147 29V31L149 32L148 28H146L145 30L142 28L141 32L138 34L139 31H135V30H137L138 28H137L136 26H134L133 23H132L131 25L133 26V29H132V28L130 29L129 26H128V27L126 26V28H129V30H130L131 32H133V31H135V32L130 33V31H129V33H130L131 35L128 33V36H130V38H129V37L127 38V35H126V38H125V39H131V40H132V39H133V40L136 39V40H134V41H140L141 38L143 39V36H142V37L140 36V37H141V38H140L139 35H143V34H144V38H145V39H143V40H147V37H149V36H150V37H149V40H150V39L152 40L151 37H152L153 34L156 35V36L153 35V37H155V38L157 37V38L159 39V36H160V35H161L160 37L163 38V36H165L164 34H166L169 30H170V32H171V30H172L173 32L176 31V33H178V34H176V33L174 34V33L172 32V33L174 34V36L176 35L175 39H177V38L180 37V36H181L180 38H182V37H183L182 35L185 34V33L183 32V30H184L183 27L186 26V24H187V20H188V24H187L188 26H186V27H188V28L190 27V25H189L190 22H191V25H192V23H193L194 20H196V22L198 21V19L196 18L197 14H196V16H194V14H193L194 12H196V11H194V9H195L196 7H198V6H197L198 4L196 5L195 3H193L195 0H193V1L191 0V1H190V2H192V4L190 3L192 6H193L194 4L196 5V6H194V9L192 10V11H194V12H191V9H192L193 7L191 8L190 4L186 3L188 0H182ZM184 1H186V2H185V5H184ZM8 2H10V4H12V5L8 4ZM19 2H18V3H19ZM75 2H77L76 5H74ZM83 2H84V3H82V5H83V4L86 5V3H85L86 1L83 0ZM94 2H95V3H94ZM188 2H189V1H188ZM195 2H196V1H195ZM13 3H14V2H13ZM92 3H93V4H92ZM100 3H101V4H100ZM102 3H103V5H102ZM157 3L159 4V6H158ZM196 3H198V2H196ZM20 4H19V5H20ZM23 4H24V6H23ZM78 4H79V5H78ZM96 4H98V6H95ZM156 4H157V5H156ZM168 4H170V5H168ZM181 4H182V5H181ZM187 4H188V5H187ZM7 5L9 6V7H8L9 9L6 8ZM29 5H30V6H29ZM73 5H74V6H73ZM77 5H78V6H77ZM87 5H86V6H87ZM90 5H92L93 8H92L91 10H93V11H95V10H94V9H96L95 7H98V9H99V7H100V8H103V6H106V7L109 6V7H108L109 9H107L106 7H105V9H99L101 12H102V10H105V11H103V12L101 13L102 16H103V13H104V12H105V16H106L109 12H110L109 14H111V15L113 14V15H114V14H115V13H114L115 11H113V10H118L117 12L120 14V16H119V14H117V12H116V14L118 15V17H117L116 14H115L114 16H116V17L113 16V19H112V16H110V15L108 14L109 18L111 17L112 21H111V19L108 20L107 17H104V18H105V19H104L105 22L108 20V21H107L108 27H107V25H106V26L103 25V24H106V23H104V22L102 23V18H103V17L100 16L101 14H98L99 10L97 9L98 12H97V10H96L97 14H96L95 12H92V11H91L92 13H95L98 17H99V16L102 17V18L99 17V19H101L100 21H101L102 24L100 25V23H99V26H98V25H97L98 22H94L96 19H97L96 21H98V17H96V19H95V17H93V16L91 17V16H90V15H92V13L90 14V12H89V11H90V9H89V6H90ZM99 5H101L102 7L99 6ZM149 5H152L153 8H152V7L150 8ZM153 5H154V6H153ZM155 5H156V6H155ZM160 5H161V6H160ZM178 5H179V7H178V9H177V6H178ZM183 5H184V6H183ZM25 6H26V7H25ZM28 6L31 8V11H29L30 8H29ZM75 6H76V7H75ZM80 6H81L82 8H80ZM110 6H111V7L113 6V8H114V9L111 8V9H113V10H111V11H110ZM168 6H172V7L175 6V7H174V8H175V11H173L174 8L171 7V8L173 9V10H172L170 7L168 8ZM186 6H188V7H186ZM189 6H190V8H191L189 11L191 12L192 15L190 14V12L187 11L188 9H187V10L184 9V8H189ZM35 7H36V8H35ZM72 7H74V9H72ZM83 7H84V8H83ZM120 7H121V8H120ZM157 7H159V9H156ZM5 8H6L7 10H5ZM27 8H28V9H27ZM33 8L38 9L39 12H38L37 10H35V9H34V11H33ZM85 8H86V10H85ZM90 8H91V7H90ZM116 8H118V9H116ZM119 8L121 9V11H122L123 13H122V12H121V13L119 12V11H120ZM144 8H145V10H144ZM161 8H162L163 10H162ZM180 8H181V9H180ZM65 9H66V8H65ZM71 9H72V11H71ZM77 9H78V10L80 9V15L84 12V13L81 15V17H82L83 20H82V19H79V18H81V17H80V15H79V16L77 15V14H79V12H78ZM81 9H84L83 12L81 11ZM88 9H89V11H88ZM155 9H156V15H155ZM165 9L167 10V12H166ZM169 9H170V11H169ZM183 9H184V12H185L186 14H187V12H188V15H189V16H194V18H195V19H193V18L191 17V19H193V20H190V18H188L189 16L187 15L188 17L186 16L187 18H185V19H187V20H186V21L184 20V21L186 22V24H184V26L181 25V23H183V22H180L181 19H180L179 17H178V18H179L180 20H179V21L176 20V19H178V18H176V17H177L178 15L180 16V14H177V16H176V10H177V13H178V11L183 10ZM196 9L198 10V8H196ZM196 9H195V10H196ZM75 10H76V12H77V14L75 13L77 16H75L74 14L71 13V12H75ZM148 10H149V11H148ZM161 10H162V13H161ZM19 11H20L21 13H20ZM22 11H23V12H22ZM35 11H37V13H35ZM40 11H41V12H40ZM42 11H43V12H42ZM70 11H71V12H70ZM144 11H145V12H144ZM158 11H159V12H158ZM28 12H29V15H28ZM33 12H34L35 14H34ZM68 12H69V13H68ZM106 12H107V13H106ZM112 12H113V13H112ZM126 12H127V13H126ZM157 12L160 13V14L157 15V14H158ZM163 12L165 13L166 16L164 15ZM171 12H173V14H172ZM184 12H183V11L181 12V16H182V15H186V14H182V13H184ZM2 13H3V14H2ZM18 13H20V14H18ZM32 13H33L34 15H33ZM41 13H42L43 15H42ZM85 13H86V14H85ZM124 13H125V15H126V14H127V15H126V17H123V19H124V18H128L127 16H129L128 20L131 19V18H134V19H133V20H132V19L129 20V22H128V20L126 21V19H125V21H123V19H122V20H119V19L122 18V16L124 15ZM147 13H148L149 15H148ZM167 13H169V15H171V16H169V18L172 17V15H174V13H175V17L173 16L174 18L172 17V19L176 20L175 22H176L177 24H178V22H180L179 25H180V26L182 27V29H183V30L181 29V30H182V31H181L180 28H179V31H181L180 33L177 32L178 29H176V28H178V27H180V26H178L177 24H176V25H177L178 27H177V26H171V25H170V24H172V23H170L169 20H170L171 22H173L174 20H171V18H170V19L166 18V17H168V14H167ZM170 13H171V14H170ZM196 13H197V12H196ZM38 14H39V16H38ZM61 14H62V15H61ZM70 14H71L72 18H70V17H71V16H69ZM84 14H85V17L83 16ZM87 14H90V15H87ZM95 14H94V16H96ZM153 14H154L155 16H153ZM162 14H163V15H162ZM31 15H32V18H33V16H36V17L33 18V19L36 18V20H37V18L41 17V18H39V19H42V22H44V19H45V21H48V20L50 19L49 21L51 22V25L54 24V25H53V28H52V29H49V30L47 31L48 34L46 33L47 35H49V34H50V35L46 37V38H47L46 41H43V42L41 41V42H42V45L40 44V46H39L38 43H36L37 40L39 41V43H40V40H41V38H39V36H37L38 33H37L36 30L32 33V34H35V37H34V35H31V32H32L31 30H30L31 32L28 31V32L30 33V35H31V37H29L30 40L27 38V37H28L27 34H29V33H27V34L24 35L25 30L27 29V27H28L29 24H30L29 22H32V21H33L32 23H34L33 25H36V28H37L38 25L40 26V25H43V24H44V23L42 24V23L40 22L41 20H39V19H38V20H39V23H41V24H39L38 21L36 22V21H34L33 19L31 20V18H30ZM40 15H41V16H40ZM59 15H60V16H59ZM63 15H64V16H63ZM66 15H67V16H66ZM125 15H124V16H125ZM28 16H29V18H28ZM61 16H62L63 18H62ZM74 16H75V17H74ZM86 16H87L88 18H87ZM89 16L92 18V21H93L94 23H92V21L89 19ZM130 16H131V18H130ZM142 16H143V17H142ZM148 16H149L150 18H149ZM156 16H157V17H156ZM181 16H180V17H181ZM10 17H11V16H10ZM24 17H25V19L28 18V20H25ZM51 17H52V18H51ZM66 17H67V18H66ZM119 17H120V18H119ZM159 17H160V18H159ZM162 17H163V18H162ZM184 17H185V16H184ZM184 17H182V20L184 19ZM47 18H49V19L47 20ZM56 18H57V19H56ZM64 18H66V19H64ZM69 18H70V20L72 21V23H71V21L69 20ZM85 18H86L87 20L89 19V21L87 22V20H86ZM115 18H119V19L115 20ZM141 18H142V19H143V18L145 19V20H143L142 25H140V22H141V20H142ZM146 18H147V20H146ZM148 18H149V19H152V18L154 19V18H155L154 20H156V21L154 22L153 19H152V21H151V20H149ZM175 18H176V19H175ZM13 19L11 20L12 22H13ZM54 19H55V21H54ZM59 19L62 20V24H61V22H60L61 20L59 21ZM63 19H64L65 21H64ZM94 19H95V20H94ZM159 19H160V21H158ZM165 19H167L168 21L165 20ZM2 20L5 21V22L8 21L7 24L4 22V24H6V25H8V26H5V25L2 23ZM23 20H25L26 22L29 21V22L27 23L28 26L25 27V26H23V24H21V23L25 22V21H23ZM30 20H31V21H30ZM51 20H52V21H51ZM73 20H74V22L76 23L75 25H74ZM76 20H77V21H76ZM78 20H79V21H78ZM81 20L84 21L85 24H84V22L81 23V22H82ZM104 20H103V21H104ZM138 20H139V19H138ZM164 20H165V21H164ZM22 21H23V22H22ZM56 21H57V22H56ZM68 21H70L69 24H68ZM110 21H111V23L115 21V22L113 23V24H114L113 27H112L111 23L109 24ZM147 21H148V24H147ZM157 21H158L159 23H158ZM189 21H190V22H189ZM26 22H25V25H26ZM54 22H56L57 24H55ZM63 22L65 23V25H64ZM86 22H87L88 24H89V22H91V23L94 25V27H96L95 25H97V26H98V30H96V31H97L98 33L96 32V33H97V34H96L95 32H93L94 27L91 28V26H89L90 29H93V30H92L93 33L90 32L89 35H88V34H85L86 32L89 33V31L86 30V28L88 27V26H87L88 24H86ZM116 22H118V24H117ZM119 22L121 23V25H120L121 28H122V29L124 28L123 31H120V30H122V29H120V27H119ZM160 22H161L162 24H160ZM166 22H167V25H165ZM185 22H184V23H185ZM9 23H10V24H9ZM32 23H31L30 25H31L32 27H34V26L32 25ZM35 23H37V24H35ZM58 23H59L60 26L58 25ZM115 23H116V24H115ZM128 23H129V24H128ZM154 23H156V24H154ZM168 23H170V24H169V25H170L169 28L172 27L171 29L168 28L169 30L167 29V27H168ZM194 23H195V22H194ZM14 24H15V26H14ZM20 24H21V26H23V30H24V27L26 28L22 33H21V30H22V29L20 30L21 27L18 26V25H20ZM67 24H68V25H67ZM145 24H147V25H145ZM157 24H158V25H157ZM9 25H11V26H9ZM55 25H57L59 28H58L57 26H55ZM61 25H62V26L64 25L63 28H62ZM89 25H90V24H89ZM102 25H103V26H102ZM149 25H150V24H149ZM156 25H157V27H156ZM164 25H165V27H162V26H164ZM173 25H174V24H173ZM4 26H5L6 28H5ZM39 26H38V27H39ZM68 26H70V28H69ZM82 26H86L85 28H83V29H85V30H84V32H85V33H84L85 36H84V34H83ZM114 26H115V27H114ZM132 26H131V27H132ZM140 26H141V27H140ZM145 26H146V27H145ZM158 26H160L162 29H161L160 27H158ZM166 26H167V27H166ZM8 27H9V28H8ZM66 27L68 28V30L66 29ZM99 27H102V28H99ZM105 27H107V28H105ZM117 27L119 28V33H121V32L123 33L122 35H121V34L119 35V33H118V28H117ZM174 27H176V28L173 29ZM2 28H3V29H2ZM7 28H8V29H7ZM10 28H11V29H10ZM34 28H35V27H34ZM55 28H56V29H55ZM61 28L64 29V30L62 31ZM78 28H81L82 30H81V29H78ZM96 28H97V27H96ZM96 28H95V29H96ZM134 28H135V30H134ZM136 28H137V29H136ZM155 28H157V29L159 28V29L156 30L155 33H154V32H152V31H154ZM164 28L167 29L166 32L163 31V30H165ZM12 29H15L17 32H15V30H12ZM17 29H18V30H17ZM70 29H71V30H70ZM90 29H89V30H90ZM99 29H100V30H99ZM3 30H4V31H3ZM9 30H10V31H9ZM51 30H53L54 32L51 31ZM59 30H60V31H59ZM65 30H66L67 32H65ZM159 30H161V32L163 31L164 34L161 33ZM49 31H50V32H49ZM61 31H62V34L60 33ZM78 31H80L79 33H81V31H82L83 37L81 36V34L77 33V34L80 35V36L77 35V37H79L80 39H81V37H82V39H81L82 43H80L81 41L79 40V38H78V40H77V37H76V35H75V33L78 32ZM94 31H95V30H94ZM105 31L103 30V34L105 33ZM107 31H106V33H107ZM142 31H143V32H142ZM158 31H159L161 34L158 33ZM7 32H8V33H7ZM9 32H10V33H9ZM56 32H57V33H56ZM69 32H70V33H69ZM72 32H73V34H72ZM156 32H157L158 34H156ZM12 33H16V34H15L16 36H14V34H12ZM17 33L20 35V37H19V35L17 36ZM20 33H21V34H20ZM36 33H37V34H36ZM52 33H53V34H52ZM65 33H66V34H65ZM91 33H92V34H91ZM106 33H105L106 36L102 35V36H104V37H103V38H104V41L101 39V40H102V43L104 42V45H102V49H101L102 52H97V50L95 51V50L93 49V46H94V45H92V49H91V50H92L91 52H94L93 54H95V52H97V53L95 54L97 58H98V56L100 55V56H99V57H100V58H99L100 60H102L103 58H105V59L103 60V62H104V61H105V62H104V63L102 62L103 64L101 65V68L103 67V65H104L105 63H106V64H107V63H109V64H112V63H113V62H111V60H112L111 58H112V57H110V56L115 57L116 54L120 52V51H119V50H120L119 48L121 47V46H119V48L117 47L118 50H117V52L115 51L116 54L113 55L112 51H111V53H110L108 49H111L112 46H110V45H108V44H107V46L105 45V44H106L105 38H106V40H107V43H109L110 41L108 42V40H109L108 36H109V37H111V36L109 35V33H108V34H106ZM117 33H118V34H117ZM134 33H135V34H134ZM141 33H142V34H141ZM152 33H153V34H152ZM172 33H167V35L169 34L168 36H170V37H171V35H172V38H173L174 36H173ZM181 33H182V34H181ZM51 34H52V35H51ZM56 34H58V35H56ZM59 34L61 35V40H58V38L60 39ZM64 34L67 36L66 38H65V35H64ZM95 34H96V36H95ZM136 34H137L138 36H137ZM151 34H152V35H151ZM170 34H171V35H170ZM22 35H23V36H22ZM30 35H29V36H30ZM86 35L88 36V38H87ZM91 35H92L93 37H90ZM99 35L101 36V34H99ZM133 35H134V37H135V35H136L137 38H131V36H133ZM179 35H180V36H179ZM262 35L264 36V34H262ZM13 36H14V37H13ZM21 36H22V40H21ZM25 36H26V38H25L24 41H23V38H24ZM55 36H56V37H55ZM63 36H64V37H63ZM94 36H95V37H94ZM118 36H120V38H119ZM258 36H261V34H260V35L258 34ZM16 37H19V38H18V39H15ZM33 37H34V38H33ZM51 37H52V38H51ZM54 37H55L56 39H55ZM57 37H58V38H57ZM68 37H69L70 39H69ZM74 37H75V38H74ZM89 37H90V38H89ZM11 38H13V39H12L13 42L10 41ZM35 38H37V39H35ZM50 38H51V40H49ZM63 38H64V39H63ZM101 38H102V37H101ZM138 38H139V39H138ZM155 38H153L154 40H152V42H151L152 44L150 43L149 46L147 45L148 43L146 44V45L148 46V48H149V47H151V48L155 47V46H154V44H156V43H155V41H156ZM161 38L159 39L160 42H162V39H161ZM256 38L259 39V37H257V36H256ZM256 38H255V39H256ZM19 39H20V40H19ZM26 39H28L29 41L27 40V41H26V44H25V40H26ZM39 39H40V40H39ZM65 39H66V41L68 40V44L66 43V41H64ZM137 39H138V40H137ZM142 39H141V40H142ZM158 39H157V41H158ZM175 39H174V40H175ZM178 39H179V38H178ZM260 39H261V38H260ZM260 39L257 40V41H258V42L262 41V40H260ZM262 39L264 40V37H263ZM35 40H36V41H35ZM47 40L51 41V43L48 41V42H49V46H50V45L52 46V47L50 46V51H51V53H50V51H49V48H47V46H48V45H47V44H48ZM72 40H73V41H72ZM74 40H75L76 42H75ZM110 40L112 41V40H113V37H112ZM131 40L129 41V43L132 42ZM149 40H148V41H149ZM172 40H173V39H172ZM34 41H35V42H34ZM55 41H56V42H55ZM58 41H59L60 43H59ZM79 41H80V42H79ZM89 41H90V40H89ZM115 41H116V38H114V42H115ZM125 41H127V40H125ZM153 41H154V42H153ZM157 41H156V42H157ZM159 41H158V44L160 45V42H159ZM257 41H255V43L258 44ZM11 42H12L13 44H12ZM44 42H47V43L45 44ZM57 42H58V43H57ZM78 42H79V43H78ZM92 42H94V40H93ZM262 42L264 43V41H262ZM262 42H260V43H262ZM3 43H5V44H3ZM6 43H7V45H6ZM10 43H11V45H10ZM43 43L45 44V46L43 45ZM62 43H64V45H65V47H63V49H66L67 52H66V50H63V49L61 48L62 46H64ZM73 43H74V44H73ZM75 43H76V44H75ZM88 43H89V42H88ZM129 43H128V44H129ZM153 43H154V44H153ZM260 43H259V44H260ZM8 44H9V45H8ZM34 44H36V45H34ZM53 44H55L56 46H55V45L53 46ZM57 44H58V45H57ZM66 44H67V45H66ZM71 44H73V45H71ZM77 44H78V45H77ZM89 44L91 45V41H90ZM128 44H125V43H124L123 45H125V46H126V45L129 46L130 44H129V45H128ZM158 44H157V46H156L157 49H156V48H154V49H155V51H156V50L162 48L161 51L158 50L159 53H160V55H161V53H163V51L165 50V48H164V50H163V47H162V46L159 47ZM251 44H252V43H251ZM251 44H249V45L252 46L254 43H253L252 45H251ZM20 45H21V44H20ZM25 45H26V47H25ZM68 45H69V46H68ZM100 45H101V44H100ZM164 45H165V44H163V46H164ZM254 45H255V44H254ZM261 45H263V47H264V44H260V46H261ZM2 46H6V48H5V47L2 48ZM7 46L10 47L11 52H10V50H8L9 47H7ZM38 46L41 47V49L38 48ZM58 46H59V47H58ZM72 46H73L74 48H73ZM105 46H106V47H105ZM108 46H110V47L107 48ZM127 46H126L125 48H122V50H125V49L127 48V51H126V50H125V51H126V52H129ZM130 46H131V47H129V48H133L134 50L138 47V46L135 47V45H130ZM250 46H249V49L247 50V52H248L249 50H250V52H251V49H250L251 47H250ZM260 46L258 45V48H256L257 45H255V46H254L255 48H252V49H254V50L256 49L257 51L255 50L254 52H256V53H260L261 51L259 52V50H261L260 48L262 47V46H261V47H260ZM21 47H22V48H21ZM31 47H30V48H31ZM43 47H44V48H43ZM45 47H46V49H45ZM55 47H57V48H55ZM94 47H96V48L98 47V48H99V46H97V45H95ZM104 47H105L106 49H105ZM243 47H244V46H242V48L239 47L240 49H238L237 53L242 49L241 51H242V53H243L244 55H249V54H247L246 50L244 51L245 53L243 52V50H244ZM245 47H246L245 49L248 48L247 46H245ZM252 47H253V46H252ZM263 47H262V49H263ZM26 48H27V49H26ZM53 48H54L55 50H57V51L55 52V51L53 50ZM72 48H73V49H72ZM75 48H76V49H75ZM100 48H101V46H100ZM148 48H147V49H148ZM4 49H7V50H8L7 53H5V50H4ZM47 49H48V51H47ZM61 49H62V50H61ZM70 49H72V50H70ZM74 49H75V50H74ZM103 49L105 50V53H107V52L109 53L110 56H108V53H107V57H108V58L105 57L106 55L103 56V54H101V53H104V50H103ZM112 49H114V46H113ZM154 49H150V48H149V50H148L147 52H148V53L150 52V53H149L148 55H152L153 53H154V55H155V53H158V51H157V52L152 51V50H154ZM258 49H259V50H258ZM40 50H41V51H40ZM60 50H61V51H64V53H65L66 55H65L63 52L61 53ZM69 50H70V51H69ZM98 50H100V49H98ZM101 50H100V51H101ZM107 50H108V51H107ZM134 50H133V51H134ZM137 50H138V51H137ZM2 51H4V52H2ZM38 51H39V52H38ZM68 51H69V52H68ZM113 51H114V50H113ZM118 51H119V52H118ZM125 51H121V52H123L122 55H121V56H123V57H121L122 59H123V58H125V59L127 58L126 60H128V57H129V56H130V60H132L134 57H138V58H139V56H138V55L140 54V52H139V51H140V48H139V47L135 50V51L138 52V53L136 52L137 54H135V55H137V56H135V55L133 54V53H135V51L132 52V54H133L132 56H133V57L130 55L131 53H128V54H127ZM131 51H132V49H130V52H131ZM241 51H240V52H241ZM44 52H45V54H44ZM46 52H47V53H46ZM53 52H55L56 54L54 53V54H53V57H52L51 54H52ZM124 52H125V54H126L127 57H124V55H125ZM151 52H153V53H151ZM240 52H239V53H240ZM252 52H253V50H252ZM252 52L250 53L251 55H252ZM254 52H253V54H254ZM3 53H5V54H3ZM30 53H33V54L35 53V54L33 55V54H30ZM49 53H50V54H49ZM98 53H100V54H98ZM159 53L156 55V57L159 55ZM235 53H236V52H235ZM239 53H238L237 55H241V54H239ZM262 53H264V50H263ZM262 53L259 54L260 56H259V55L257 56V54H255L257 57H256V56L252 57V58L255 59V60H254V59H253V60L251 59L253 62H255V64L253 63L254 65H253L252 62H250V61H249V62H250V64H249V62H247L246 59L243 58V57H244L243 54L241 55V56H243V57H240V59H241V58H242V59H245V60H243V61L246 62L244 65H246L247 63H248L249 65L252 64L251 66H249V68L251 69V67H252V70H251V71H253V70L255 69V67L257 68L256 64L260 61V57H261V61L259 62V64L261 65V64L263 63L262 61H264V59L262 58V56H263ZM40 54H41V55H40ZM43 54H44V55H43ZM93 54H92V56L94 57ZM111 54H112V55H111ZM123 54H124V55H123ZM26 55H27V54H26ZM45 55H46V56H45ZM47 55H48V57H47ZM55 55H56V57H55ZM59 55H61V56H59ZM67 55H68V56H67ZM70 55H71V56H70ZM97 55H98V56H97ZM117 55H118V54H117ZM154 55H152V56H154ZM10 56L7 57V59L10 58ZM30 56H31V57H30ZM34 56H36L38 59L35 58ZM38 56H40V58H39ZM43 56H44V57H43ZM119 56H120V54H119ZM119 56H116L115 58H117V60H118V59L120 58ZM235 56H236V54H235ZM252 56H253V55H252ZM42 57H43V58H42ZM46 57H47V58H46ZM51 57H52L53 60H54V58H55V61H53V60L51 59ZM58 57H60V58L62 57V58H63V59L61 58V63H60V61H59L60 58L58 59ZM72 57H73V60H72ZM101 57H102V59H101ZM109 57H110L111 60L109 59ZM118 57H119V58H118ZM140 57H142V56H140ZM232 57H233V56H232ZM232 57H231V60L233 61V58H232ZM237 57H238V59H239V56H237ZM237 57H235V58L237 59ZM245 57L247 58L248 56H245ZM255 57H256V58H255ZM258 57H259V58H258ZM32 58H33V59H32ZM48 58H49V59H48ZM94 58H95V57H94ZM121 58L119 59L120 61L122 60ZM248 58H249V57H248ZM248 58H247V59H248ZM250 58H251V57H250ZM250 58H249V59H250ZM17 59H18V60H17ZM30 59H31V60H30ZM50 59H51V61H50ZM57 59H58V60H57ZM106 59H107V60L109 59V61L106 62V61H107ZM125 59H123V60L125 61ZM134 59H135V58H134ZM134 59H133V61L131 62L132 64L135 63L134 61H137V60H138L137 58H136L137 60H136V59L134 60ZM140 59H141V58H139V60H138L139 62H140ZM150 59L152 60L153 58L150 57ZM228 59L230 60V56H229ZM228 59H227V60H228ZM29 60H30V61H29ZM63 60H64V61H63ZM68 60H70L71 62L68 61ZM119 60H118V61H119ZM123 60H122V61H123ZM170 60H171V59H170ZM231 60H230V61H231ZM256 60H257L258 62H257ZM10 61H11V62H10ZM14 61H15V62H18V61H19L18 63H21V64H17V63L14 64V63H15ZM35 61H36V62H35ZM45 61H46V62H45ZM49 61L52 62V63H51L52 66H49V65H50V62H49ZM58 61H59L60 64L58 63ZM73 61H74V63H73ZM113 61H114V58H113ZM230 61H229V62H230ZM232 61H231V62H232ZM240 61H242V60H240ZM240 61H239V62H240ZM6 62H8V61H6ZM31 62H32V64H31ZM37 62H38V63H37ZM43 62H44V63H43ZM48 62H49V64H48ZM54 62H55V63H54ZM62 62H63V63H62ZM110 62H111V63H110ZM128 62H130V61H128ZM231 62H230V63H231ZM233 62H234V61H233ZM237 62H238V61H237ZM256 62H257V63H256ZM261 62H262V63H261ZM34 63H35V64H34ZM39 63H40V64H39ZM53 63H54L55 65H54ZM75 63H76V64H75ZM242 63H243V62H242ZM8 64H7V65H8ZM12 64H13V67L16 65L15 68H18V69H17V72H15L16 69H15V71H14V68H13V70L11 69V68H12ZM41 64H42V65H41ZM44 64H45V65H44ZM57 64H58V66L60 67V69L56 66ZM63 64H64V65H63ZM135 64H136V65L138 64V66L141 67V66H140V63H137V62H136ZM135 64H134V65H135ZM235 64H236V63H235ZM238 64H239V63H238ZM238 64H237V65H238ZM240 64H241V62H240ZM259 64H257L258 67H260ZM39 65H40V68H41V69L38 68ZM46 65L49 66V67H47ZM53 65H54V66H53ZM76 65H77V66H76ZM136 65H135V67H138V66H136ZM227 65H229V64L226 63V64L224 65V70H223V68H222V66H221V67H218L219 69L217 68L218 70L215 69L214 71H217V73H218V71H220V68H221L222 71H226V70H227V71L230 73V72H231V67H229V66L233 65V66H232V69H233V67L236 66L237 69H236V68H234V69H236V72H237V70L239 69V70H238V72H239L240 70H242V67H243V65H240L241 68H239L237 65L234 66V64H231V65H229L228 68H227ZM3 66H4V67H3ZM10 66H11V67H10ZM18 66H19V67H18ZM27 66H28V67H27ZM33 66H34V67H33ZM41 66H42V67H41ZM43 66H45V67H43ZM64 66H66V67H65L66 69H69V70H68V74H67V75H69V76H67L66 74H64V71H65V73H67L66 70H62V69L64 68ZM69 66H70V67H69ZM75 66H76V67H75ZM130 66L133 67V65H131V64H130ZM225 66H226V67H225ZM253 66H254V67H253ZM262 66H263V64L261 65V67H262ZM5 67H6V68H5ZM139 67H138V68H139ZM245 67H246V66H244L243 68L245 69ZM2 68L5 69V70L9 69L10 71H9V70L5 71V70H3ZM28 68H29V69H28ZM30 68L32 69L33 72L31 71ZM33 68H34V69L36 68V69L34 70ZM50 68H51V69L54 68L53 72H52V70H51V71L48 70V69H50ZM73 68H75V69H73ZM138 68H137V69H138ZM225 68H227V69H225ZM247 68H248V67H247ZM253 68H254V69H253ZM21 69H22V72H21ZM44 69H45V71H44ZM46 69H47L48 71H47ZM57 69H59V70H57ZM244 69H243V70H244ZM257 69L260 70L261 68H257ZM257 69H256V70H257ZM2 70H3V71H2ZM18 70H20V71L18 72ZM23 70H24L26 73L23 72ZM28 70H29L30 72H29ZM39 70H43V75H44V76H41V75H40V71H39ZM72 70H73V71H72ZM229 70H230V71H229ZM247 70H249V69H247ZM256 70H254L253 73L256 74V72L258 71V70H257V71H256ZM4 71H5V72H4ZM35 71H36V72H35ZM49 71H50L51 74L53 73V75H52V80L50 79V78H51L50 73L48 74ZM55 71H56V75H57V77L59 76L58 78L55 77V74H54ZM57 71H59V72H57ZM69 71H70V72H69ZM133 71L136 72L135 70H132V72H133ZM214 71H213V72H214ZM222 71H220L221 73L219 72V73H220V74H219L220 77H219V75H218L217 73L214 74V75H213V73L211 74V72H212V71H211L210 74H209V75H212V76H211L212 78L210 77L211 80L214 79V80H215L214 82H216L217 77H219L220 79H218V81L216 82L217 84H216V83L214 84L213 82H211V84H210V82H209L210 79H209V76H208V80H209V81H208V83L206 82V83H207L206 85L210 84V85L213 86V84H214V85H216L217 89H218V86L221 87V85H222L223 83H225V82H223L224 78H227V79H225V81L230 79V78L228 79V77H229V76L227 75L228 72H225L224 74H225L226 76L222 77V76H223V75L221 76V74H223ZM245 71H246V70H245ZM245 71H244V72H245ZM249 71H250V70H249ZM263 71H264V67H263ZM2 72H4V73H2ZM6 72H7V77H5V75H6L5 73H6ZM20 72H21V73H20ZM44 72H45V73H44ZM46 72H47V73H46ZM74 72H75L76 74H72V73H74ZM236 72H235V73H236ZM10 73H12V74H10ZM18 73H19V74H18ZM28 73H29V75H28ZM30 73H31L32 75H31ZM35 73H36V75L39 74V76H40L39 79H38L36 76H34ZM57 73H58V74H57ZM62 73H63V74H62ZM214 73H215V72H214ZM240 73H241V74H240ZM240 73H239V74L241 75V77L239 76L238 78H239V80L242 78L241 81H239V80L237 79V76H235V79H237L238 82H237V80L235 81L234 78L232 79V81L237 82L236 84H232V85H231V87H233L234 90H236V88H237V86H238L237 84H238L239 82H243V79L246 78V79H245L246 81H248V80L251 81V80H252L251 78H253L252 76H250L251 74H250V75H247V77H246L245 73H248V71H246V72L244 73V75H243V71H242V72L240 71ZM259 73H260L261 75H263L262 77L260 76V78H264V72L261 73V72L259 71ZM3 74H5V75H3ZM8 74H9V76H8ZM17 74H18V75H17ZM45 74H46V75H45ZM70 74H72V75H70ZM133 74H134V73H133ZM133 74H132V76H131V74H129V75H128V78H129V79H130V78L133 79V78H134V77H133ZM257 74H258V73H257ZM257 74H256V75H257ZM49 75H50V76H49ZM60 75H61V76H60ZM134 75H135V74H134ZM215 75H216L217 77H216ZM10 76L12 77L11 79H10ZM22 76H23L24 78H23ZM28 76H29V77L31 76V77L29 78ZM101 76H102V75H101ZM101 76H100V77H101ZM129 76H131V77H129ZM213 76H214V77H213ZM227 76H228V77H227ZM243 76H244L245 78H244ZM248 76H250V79H247V78H249ZM253 76H254V75H253ZM3 77H5V78H3ZM45 77H46V78H45ZM49 77H50V78H49ZM65 77H66V80H64ZM74 77H75V78H74ZM103 77H104V79H106L107 76H104V75H103ZM103 77L100 78V81L103 79ZM215 77H216V78H215ZM221 77H222L223 79H222ZM254 77H255V78H258V79L260 80L259 75L254 76ZM0 78H1V77H0ZM7 78H8L9 80H8ZM35 78H37V79L40 81V83L37 84V82H35V81H36ZM43 78H44V79H43ZM47 78H48V79H47ZM55 78H56V79H55ZM16 79H17V80H16ZM70 79H71V80H70ZM104 79H103V80H104ZM131 79H130V80H131ZM221 79H222V82H221ZM0 80H1V79H0ZM7 80H8V81H7ZM24 80H25V81H24ZM31 80H32L33 82H32ZM43 80H44V81H43ZM45 80H47V81L45 82ZM59 80H60V81H59ZM106 80H107V79H106ZM106 80H104L105 82H104V81H102V82H104V83H108V82H106ZM245 80H244V82H245ZM255 80H256V79H255ZM255 80L253 79V81L257 83L258 80H256V81H255ZM261 80H262V79H261ZM14 81H15V82H14ZM41 81H42V82H41ZM49 81H51L52 83H49ZM54 81H57V82L55 83ZM61 81H62V82H61ZM107 81H108V80H107ZM109 81H110V80H109ZM131 81H132V80H131ZM206 81H207V80H206ZM219 81L221 82V85H218V83H220ZM229 81H231V80H229ZM232 81H231V82H232ZM262 81H264V80H262ZM3 82H2V83L0 82V85L3 84ZM59 82H60V84H59ZM227 82H228V81H227ZM235 82H234V83H235ZM244 82H243L242 84L239 83L240 85L238 86L239 89L242 88V91H243V92H241V90H238V88H237V90L240 91V92L243 94V95L240 94L241 96H243V97H248V98H247L248 100H250L249 97L252 98V97L254 96L255 98L253 97L252 99L256 100L257 97H260V96L264 95L263 92H261V91L264 89V85H262V86H263L262 90H261V88L259 89V86H258V88H257V85H258L259 83H260V84H263L264 82H262V83H261V82H258L257 84L254 83V84H255L254 86H253V84H252L251 87H255V88H253V90H252V88L250 89V87L248 88V89H250L248 92H251V90H252V91H257V92H255V93H260V92H261L262 95L259 94L260 96H259L258 94H257V95H258V96H257L256 94H250V93H248V92H244V91H245L244 88H245V86L247 85V84H246V85L244 86V84L246 83V82H245V83H244ZM54 83H55V84H54ZM247 83H249V82H247ZM251 83H253V82L251 81ZM29 84H30V85H29ZM34 84H36V85H34ZM41 84H42V85H41ZM44 84H48L49 86H48V85L46 86V85H44ZM50 84H51V86H50ZM260 84H259V85H260ZM16 85H15V86H16ZM37 85H38V86H37ZM58 85H59V86H58ZM227 85H228V84H227ZM242 85H243V87H240V86H242ZM250 85H251V84H248V85L246 86V88H245L246 91H247V87L250 86ZM44 86H45V88H44ZM53 86H54V87H53ZM68 86H70V85H68ZM224 86L226 87V83H225V85H223L221 88H223ZM235 86H236V87H235ZM26 87H29V88L27 89ZM41 87H43V89H45V90H42ZM220 87H219V91H220L221 94H219V95H221L222 97H225V95H226L225 93H226V92L223 91V93H224L225 95H222V90H223V89H220ZM234 87H235V88H234ZM2 88H3V87H1L0 90H1ZM17 88L19 89V90H18L19 92L16 91ZM24 88H25V89H24ZM49 88H50V90H49L50 93H49V91H48ZM54 88H55V89H54ZM36 89H37V90H36ZM40 89H41V90H40ZM215 89H216V88H215ZM224 89H225V88H224ZM255 89H256V90H255ZM257 89H259V90H257ZM6 90H7V89H6ZM6 90H4V91L2 92V94L6 95V94H5V93L7 92ZM11 90H14V91L12 92ZM234 90H233V94L231 93V96H232V98H235V97L237 98V97L239 96L238 94H239L240 92L237 93V91H234ZM260 90H261V91H260ZM1 91H2V90H1ZM1 91H0V92H1ZM30 91H31V92L34 91V92L30 93ZM214 91H215V90H214ZM214 91H213V92H214ZM225 91H226V90H225ZM258 91H260V92H258ZM17 92H18V93H17ZM23 92H24V93H23ZM45 92H46V93H45ZM234 92H236L237 95H236ZM216 93H217V94H216ZM245 93H247L246 96H244ZM253 93H254V92H253ZM7 94H8V93H7ZM16 94H18V97H20V98H18V97L16 96ZM210 94H213V93H210ZM234 94H235V97L233 96ZM13 95H15L16 97H15V96L13 97ZM19 95H20V96H19ZM21 95H22V96H21ZM47 95H48V96H47ZM49 95H50V96H49ZM52 95H53V96H52ZM213 95H215V98L212 97V98H214V101H215L216 98L218 99V98L220 97V96L218 95V90H217V92L215 91V93H214ZM217 95H218L219 97H218ZM247 95H248V96H247ZM6 96H7V95H6ZM11 96L8 95V98H10L11 101H12V102H11L12 104L10 103V104L12 105V107H11V105H8L9 102H10V99L7 100L8 98H3V96L0 94V98H1V99H0V100H1L0 102L5 101V102H2V103H5V104L7 105V106H6V105L4 104V106H3V111H4V109H5V108H4L5 106H6V109H10V108H11L10 110H7L6 112L4 111V116H5V117H3V115H2L3 112H2V110H1L2 108L0 107V111H1L0 114L2 113L1 116H0V118L3 117V119L1 118L0 121L4 120V121H2V122H3V126H2V128H1V126H0V128H1L0 130H2V129L5 127V125H7L8 123L11 124V120H12V122H14L15 125H17V126H14L12 129H15V128H16V129H18V130H20V131H22V132L24 133V131L26 132V130L30 127V126H29L28 128L25 127V126H26L27 124H29V123H27V121H26L25 124L23 125V123H22L23 120H22V119L24 118V121H25V120H26V117L21 118L22 122L20 121V119H18L19 121L17 120V123L15 122V120H16L15 117H16V116H14V115H15V113L18 111V110H17V109H18V106H17L18 104H14V103H17V101L14 102V99L12 100ZM4 97H5V96H4ZM22 97H23V98H22ZM52 97H53V98H52ZM210 97H211V95H209V98H208V99L206 98L207 100L210 99L209 102L212 101V98H210ZM222 97H220V99H222V100H220V101L218 100V103H219L220 106L218 105V103H217V105H216L218 108H217V107H216V109H215V107H214V108H211V109L209 108V109H206V111H205V112L207 113V115L210 114V115H208V116H211V114L213 115V116H211V117H209V118H211V119H215L216 122L213 120L214 123H217V118H215V117L218 116V111L220 110L221 104H223V103H222V102H223V98H222ZM236 98H235V99H236ZM238 98H240V97H238ZM2 99H3V100H2ZM5 99H6V100H5ZM49 99H50V100H49ZM225 99H226V97L224 98V100H225ZM240 99H242V97H241ZM240 99H239V100H240ZM243 99H244V98H243ZM252 99H251V100H252ZM236 100H237V99H236ZM244 100L246 101V104H250L249 102L247 103V100H246V99H244ZM244 100H242V102H243ZM254 100H252V101H254ZM7 101H8V102H7ZM221 101H222V102H221ZM245 101H244V102H245ZM6 102H7V103H6ZM216 102H217V101H216ZM2 103H1V104H2ZM201 103H202V101H201ZM205 103H206V102H205ZM224 103H225V101H224ZM252 103L254 104V102H252ZM252 103H251V104H252ZM1 104H0V106H1ZM51 104H52V105H51ZM199 104H200V103H199ZM243 104H244V103H243ZM251 104H250V105H251ZM2 105H3V104H2ZM14 105H15V106H14ZM250 105H249V106H250ZM8 106H10V107H8ZM222 106H223V105H222ZM15 107H16V108H15ZM250 107H253V105L250 106ZM244 108H245L246 110H245ZM248 108H249V107H248L247 105H246V107H245V105H244V106L242 107V111L244 110V111L246 112V114L249 113V114H248V117H249V116L251 115L250 112H254V111H253L252 109H249L250 111H248ZM6 109H5V110H6ZM12 109H13L14 111H13ZM16 110H17V111H16ZM211 110H212V113H211ZM10 111H11V113H10ZM247 111H248V112H247ZM7 112H8V113H7ZM13 112H14V113H13ZM245 112H241V116H240V113H239V114L237 115V118H238V116L242 117V114H243V116H244V113H245ZM50 113H51V112H50ZM214 113H215L216 115H215ZM5 114H6V115H5ZM7 114H8V116H9V115H10V116L8 117ZM11 114H12V115H11ZM246 114H245V115H246ZM254 115H255V114L253 113L252 116H254ZM12 116H13V117H12ZM208 116H207L206 118H208ZM246 116H247V115H246ZM246 116H245L243 119H241V120L243 121L244 119H245V120L247 119V121L244 120V122H245V123H249V122H250V123H249V124H244V123L242 122L243 124H242V123H241V124L244 126V128H242V130H244V131L246 132L245 129H246V127H247V128L249 129V134H252L254 131H255V132L257 131V132H256V135H255V133H253L254 136L250 135V137L252 138V140H250L251 138L247 136V135H249V134H246V135H245V136H247V137H242V138L240 137V138L242 139V141H243V142L241 141V143H245V142L247 141V142L245 143V145H242V144H241L243 147H242L241 145L238 144V143L240 142L239 140H241V139L237 140L238 143L236 142V144H238V146H241V147H240V150H242V148H243V152L247 151L246 149L248 148L249 151H247V152H251V154H252V151H253V154H252V155H254L255 149H258V150H257L258 152L263 153V152H264V149H262V147H264V145H261V146H260V144L262 143V139H263V141H264V138H263L264 135H263V137H261V135L264 134V131H263V129H260L261 125H259V122H258L259 120L256 118V116H255V120H254V117H253V119L251 118L252 116L250 117L251 119L248 118V117H246ZM213 117H214V118H213ZM9 118H10V119H9ZM13 118H14V121H13ZM6 119H7V121L5 122ZM8 120H10V121H8ZM236 120H237V119H236ZM238 120H239V119H238ZM256 120H257V121H256ZM211 121H212V120H211ZM211 121H210V123L207 122V123H209V124L207 125V128L210 129V130H213L212 128H218V127H219L218 125H221V124L219 123V124L217 125L218 127H216V126L214 125V123L211 122ZM232 121H233V120H231V121H230L231 123H230V122H229V123H230V124H234V123H232ZM234 121H235V120H234ZM248 121H249V122H248ZM2 122H1V123H2ZM4 122H5V123H4ZM7 122H8V123H7ZM19 122H21V123L19 124ZM52 122H53V126L51 125V127H50V126H49V127H50L51 129L53 128V130H54V129H58V124H57V122L54 121L53 119H52L51 123H50V122H48V123H49V124H52ZM238 122H241V121H238ZM238 122H237V124H238ZM252 122H253V123H252ZM255 122H257V124H256ZM14 123H12V124L14 125ZM55 123H56V124H55ZM211 123H212L213 125H212ZM251 123H252V124H251ZM254 123H255L256 126L254 125ZM262 123H263V122H261V124H262ZM4 124H5V125H4ZM10 124H8V125H10ZM12 124H11V125H12ZM18 124L20 125V127H18ZM30 124H32V123H30ZM30 124H29V125H30ZM49 124H48V125H49ZM210 124H211V126H210ZM237 124H236V122H235V125H233V126L237 128V126H238L240 123H239L238 125H237ZM0 125H2V124H0ZM11 125H10V126H11ZM13 125H12V126H13ZM205 125H206V124H205ZM205 125H204V127H206ZM236 125H237V126H236ZM245 125H248V126L245 127ZM249 125H250V126H249ZM10 126H8V127H10ZM27 126H28V125H27ZM54 126H55L56 128H54ZM209 126H210V128H209ZM214 126H215V127H214ZM239 126L242 127L241 125H239ZM253 126H255V127H253ZM263 126H264V125H263ZM263 126H262L261 128H264ZM8 127L6 126V128H8ZM17 127H18V128H17ZM31 127H32V126H31ZM31 127H30V128H31ZM47 127H48V126H47ZM256 127H257V128L259 127V129H260L261 131H259V129L256 130ZM6 128H4V129H6ZM10 128H11V127H10ZM19 128H21V129L23 128V129L21 130V129H19ZM24 128H25V129H24ZM207 128H206V129H207ZM253 128H255V129L252 131ZM4 129H3V130H4ZM16 129H15V131H16ZM32 129L34 130L33 127H32ZM32 129H30V132H32ZM248 129H247V130H248ZM8 130H9V129H8ZM8 130L6 129V133H8V132H7ZM18 130H17V131H18ZM42 130H43V129H42ZM48 130H49V129H47L46 131H48ZM204 130H205V129H204ZM10 131H11V129L9 130V132H10ZM17 131H16V134H17L16 137H15V135H14V134H15L14 131H13L14 134L12 133V131H11V134H10V133H9V134H10L12 137L17 138L18 134H19V133H22V132H20V131H18L19 133H17ZM50 131L52 132V130H50ZM50 131H48V133H49V134H52V135H53L54 133L58 132V130H54V133H50ZM206 131H207V130H206ZM2 132H4V134H5V131H0V134H1ZM208 132H209V131H208ZM251 132H252V133H251ZM261 132H263V133H261ZM28 133H29V129L27 130V133L25 134L26 137H27V135H29V136H33L32 134H34V131L31 133V135L28 134ZM46 133H47V132H46ZM247 133H248V131H247ZM2 134H3V133H2ZM2 134H1V135H2ZM4 134H3V136H4ZM257 134H258V135H257ZM260 134H261V135H260ZM1 135H0V137H2ZM5 135H6V134H5ZM19 135H20V134H19ZM21 135H22V134H21ZM23 135H24V134H23ZM52 135H51V137H52L53 140H54V138H55L56 135H55V134H54L53 136H52ZM259 135H260V136H259ZM8 136H9V135L7 134L6 137H8ZM29 136H28V138H29ZM256 136H257V137L259 136L257 139H259V138L261 139V142H260V143H255V141H256V142H257V141H260V139H259V140H256ZM24 137H25V136H24ZM24 137H23V138H24ZM51 137H50V138H51ZM10 138H11V137H10ZM28 138H26V139L29 140ZM30 138H31V137H30ZM55 139H56V138H55ZM203 139L205 140L206 138H202V139H201V140L204 142ZM246 139H247V140H246ZM27 140H26V141H27ZM50 140H51V139H50ZM70 140H71V139H70ZM70 140H69V141H70ZM207 140H208V139H207ZM24 141H25V140H24ZM55 142L57 143V141H55ZM67 142H68V141H67ZM203 142H202V143H203ZM205 142H206V140H205ZM249 142H250V143H249ZM251 142H252V143H251ZM37 143H38V142H37ZM49 143H50V141H49ZM49 143H48L47 145H49ZM52 143H53V142H51L50 145H51ZM200 143H201V142H200ZM53 144H54V143H53ZM53 144H52L51 147L49 146L50 149H51L52 151H51V150H50V152L47 151L48 153H51V152H52L51 154L54 153L53 149H55L54 146H56V145H53ZM58 144H59V143H58ZM234 144H235V143H234ZM234 144H233V145H234ZM246 144H247V145H246ZM249 144H250V146H249ZM252 144H253V145H252ZM255 144H256V145H259V146L256 147ZM262 144H264V142H263ZM59 145H60V144H59ZM72 145H73V144H71V145L69 144V146H68V144H66V146L69 147V148H68V147H67V148L70 150V151H68V150L66 149V146H65L66 152H64V151H65V150H64V147H63V146H60L61 148L63 147V150H64L62 153H63V154H64V153L68 154V153L70 152V154H71V151H73V150L70 149V148L73 149V146H72ZM194 145H195V144H194ZM233 145L231 144V147L228 146V149H227V148H226V149L222 148L221 150H219L218 152H219L220 154H219L218 152L214 153L215 155H218V156H219V158H218V156H217V159H216V156H215V158H213L214 155H213V154L211 155V156H212V159H211V160L209 159L210 161L208 160V161H209V162H207L208 164L205 163V164H206V165H205V168H206V166H207V168L204 170V171L206 172V174H207V171H210V172H208V173H210V174H214V171L217 172L216 170H218L217 168L219 167L217 164H220L221 162L224 163L225 160H227V165H228L227 167L229 168L230 172H232V170H233L234 168H235V169H234L233 171H235L236 169L238 170L239 166L236 165L235 162H233V161L230 162V161H228L227 158L224 157V156L227 157V156H228L227 154H229V152H228L227 150L230 151V150L236 149V148L238 147L237 145H236L237 147H235V146H233ZM71 146H72V147H71ZM197 146H198V144H196V146H193V147H194V148H195V147L197 148ZM232 146H233L234 148H232ZM253 146H254L255 148H254ZM49 147H48V148H49ZM57 147H58V146H57ZM57 147H56V153H55V154L58 153V155H57L58 157L56 156V158L53 160V163H55V161L58 160V162L56 161V163H57L58 165H57V164H56V165L53 164L52 167L55 166V168H56V166H57V168H56L57 170H56L55 168H54V169L60 173V172H62V171L64 170L65 166H64L63 168L59 169V168H58V167L60 166V165H59V164H60L59 162H60L62 159L66 158V157H67V159H65V161L68 160V159H69L68 156H70V154H69L68 156L65 155V154H64L65 156H63V154L60 155V153H59V151L61 152L60 147H59L58 149H57ZM193 147H192V148H193ZM244 147H245V148H244ZM48 148H47V150H49ZM52 148H53V149H52ZM196 148H195V149H196ZM229 148H232V149H229ZM259 148H260V150L262 149V150H261L262 152L259 150ZM195 149H194V150H195ZM223 149H224V151H222ZM244 149H245V150H244ZM252 149H253V150H252ZM58 150H59V151H58ZM74 150H75V147H74ZM192 150H193V149H192ZM194 150H193V151H194ZM236 150H238V151H236ZM236 150H233V151H230V152H233V153L236 152L237 154H238V152H239L238 156L236 157L237 159L240 158L239 160L236 159L238 162H240V163H241V162H242V163H247V162H249V163H247L248 165L246 164V166H244L245 168L242 166V168H241L242 171H241V169H240V171H238V172H237V170L235 171V172H237V173H238L239 175H241V176L239 177V175H237L235 172H234L235 174L230 173L229 170H228V168L226 167V164H225L226 162L224 163L225 165H224L223 163H221V164H223L224 168H223V166H222L221 169H219L218 172H217L216 174H217L219 177L222 176L223 178L221 177L222 179H220V178L217 176L216 179H215L214 176L210 175V176H209V179H211V180L208 179L209 182H207L208 180L205 181V185H207V184L209 185V184H210V185H212V187H213V185H214V187H213L214 189L217 187V189H219V190H218L219 193L217 192V190H214L213 188H211V189H213V191H212L211 189L209 190L208 188H210V185H209V187H206V186L204 185V186L208 189V191L205 190L206 188L204 187L205 189H204V190L202 189V190H203L204 192H205V191H207V192H205V193L203 192V195H204V196H202V190H201L200 188H199V189L201 190V194L199 193V191H200L199 189H198V191H196L197 189H196V190H193V191H195V192H198L199 194H195V193H194L195 195H197V198H196V196L194 197V200L191 201V205L194 204V205H196V206H199L200 209L203 207L201 210L204 211L205 214H208V212L206 211V205H208L209 212H212L211 210L215 209V207L218 206V207H217V210L219 211V216L222 217V218H224V219H225V218H229V219H227L228 222L225 223V229H224V231H223L222 233H223V234H226V235H228V236H231V235H230V232H231V231H233V230H235V231H237V232L239 231L238 234L241 235V236L243 235V236L241 237L240 240L243 242L244 245H246V242H247V238H245L246 235L250 236L253 227L256 228V226H253V225H257V224H258V225H257V228H258V226H260L261 223H260V219H258V217L256 216L257 213H253V214H252L250 208H246L247 210H248V209H250V210L245 211L244 214H242V212L244 211L243 209H245V208H240V210L237 209V208L235 207V204H236V202H235L236 200H235V199H237V198H234V197H237L236 195L239 194V193L242 195L243 192H246L247 195H250L249 197H250L251 200H252V199L255 200L254 203H256V204H253V205H252V206L255 207V209H256L255 211L257 212V211L260 209V208H259V206H260L259 203L261 204V203H262L261 201H263V199H264V195H263V193H264V189L260 191V192H261L260 194H257V192H258L259 189H260L258 186H261V187H262V186L264 185V182H260V178H261V177H259V175H260V174L262 173V171L264 170V162H263V160H262V161H260L261 164H260V162L257 163V160L260 158L259 156H257L258 159L255 161V159L257 158V157H256V153H258L257 151H256V153H255L254 156H250L251 154L248 155L249 157H248V160H247V158H246L247 154H245V157H243V155H242V157L244 158V159H243L240 155H241V154H244V153L241 152L239 149H236ZM67 151H68V152H67ZM193 151H192V152H193ZM221 151H222L223 154L221 153ZM226 151H227L228 153H227ZM73 152H74V151H73ZM76 152H77V151H76ZM76 152H75V153H72L75 157H77L76 155H78V153L76 154ZM247 152H246V153H247ZM217 153H218V154H217ZM236 153H235V154H236ZM51 154H49V158L51 157ZM55 154H53V155H55ZM75 154H76V155H75ZM190 154H193V153L190 152ZM194 154H195V152H194ZM194 154L191 156L190 159L194 160L193 156H196V155H194ZM231 154H232V153H231ZM248 154H249V153H248ZM53 155H52V156H53ZM59 155H60V156H59ZM220 155H222V156H220ZM233 155H234V154H233ZM259 155H260V154H259ZM262 155H263V154H262ZM262 155H261V157H263ZM62 156H63L64 158H62ZM74 156L71 155L70 158H71V157H74ZM59 157H61L62 159L59 160V159H60ZM221 157H224V158H221ZM252 157H254V158H252ZM37 158H39V157H37ZM53 158H54V157H53ZM53 158H52V159H53ZM57 158H59V159H57ZM78 158L80 159L81 157L78 156ZM78 158H76V159L78 160ZM195 158L197 159V161H199L198 157H195ZM210 158H211V157H210ZM35 159H36V157H35ZM52 159H51V160H52ZM72 159H73V158L69 159L68 161H71ZM76 159H75V160L73 159V160H74V167H75V165H77V164H79V163L81 164V163L83 162V160H84L83 158H81V160L83 159L82 162H81V161L78 162ZM214 159H215V160H214ZM221 159H222V160H221ZM242 159H243V161H241ZM252 159H254V160H252ZM260 159H263V158H260ZM73 160H72V161H73ZM212 160H213V161H212ZM218 160H220L221 162L218 163ZM245 160H246V161H245ZM62 161H63V160H62ZM62 161H61V165H65L64 163H66V167H67V168H68V166H70V164H72V166H73V163H72V162H68V163H67V161H66V162L64 161V163H63ZM75 161H77V164H76ZM252 161H253L254 163H253ZM258 161H259V160H258ZM36 162H37V159H36V161L33 163V166H32V167L36 168L37 164H36V166H34V164H35ZM211 162H212V163H211ZM214 162H216V163H214ZM262 162H263V163H262ZM69 163H70V164H69ZM229 163H230V164L232 163L231 165H233V166H231ZM251 163H253V164L256 163V164H259V165L256 166V164L253 165V164H251ZM68 164H69V165H68ZM80 164H79V165H80ZM82 164H83V163H82ZM209 164H210V166H209ZM212 164H213V165H212ZM215 164H216L217 166H216ZM234 164L236 165V167H234V166H235ZM38 165L41 166V164H38ZM79 165H78V167H75V168H76V169L79 168L80 170H82L83 167L80 168ZM251 165H252V166H251ZM49 166H50V163H49ZM81 166H82V165H81ZM208 166H209V167H208ZM211 166H212V167H211ZM220 166H221V165H220ZM248 166H249V167H248ZM70 167H71V166H70ZM74 167H73V169L68 168V170H66L67 168H65L66 171L64 170V171H63L64 174L62 173V175H64V176L66 175L68 178L70 177L71 180L66 179V178H67L66 176H65V177H64V176L61 177V174L58 173V174H59V178H60V180H61V179L63 180V178H64L65 181H72V180H73V178H72V177H73V174H71V175H72V177H71V175H70L69 173H71L70 170H71V171L74 170ZM225 167L227 168L226 171L224 170ZM34 168H32V170H33ZM37 168H38V167H37ZM40 168H41V167H40ZM49 168H50V167H49ZM71 168H72V167H71ZM219 168H220V167H219ZM230 168H231V169H230ZM252 168H256V169H252ZM58 169H59V170H58ZM62 169H63V170H62ZM69 169H70V170H69ZM76 169H75V170H76ZM79 169H77V170H79ZM207 169H208V170H207ZM211 169H212V170H211ZM260 169H261V170H260ZM32 170L30 169L29 171H28V170L25 171L26 173H28V175H27L26 173H24V174H26V176H22V178L28 176V177H29V178H28L29 180H27L26 178H25V179L23 178L24 180L22 181V179H20V177H21L20 175H21V174L24 175V174H23V171H22V173L19 172V173H20V175H19L20 177L18 176L19 179L16 178L17 176L15 177L16 181H17V180L20 181V182H18V183H21V187H23V188H22L23 190H21V189L18 190V189H17L18 187H20L19 184H17V185H18V187H17L16 184L12 183V185H16V186H14V187H17V188H14L13 186H11L10 181H11V182H12V181H15V179H13V180L10 179V181H9V184H10V186H11V189H13V191H16V192H18V191H19V192H21V191L23 192V191H26V188L24 189V185H23V184H25L26 187H28L27 185H31V186L28 187L29 190H31V189H34V188H35L34 186H35L36 184H40V182L42 183V182L44 181V179H45V178L43 179L42 177L46 176V174H47V173H46L45 175L43 174L44 176H42V173L47 172V171H44L45 168H44V170H43L44 172L42 171V173H40L41 171H38V170H37V172H36V169H35V171H34V170L32 171ZM39 170H40V169H39ZM41 170H42V168H41ZM46 170H47V169H46ZM51 170H53V169H51ZM60 170H61V171H60ZM75 170H74V172H75ZM77 170H76V171H77ZM88 170H89V169H88ZM88 170H87V171H88ZM91 170H92V168H90L89 171H91ZM206 170H207V171H206ZM222 170L225 171L226 174L223 175V173H222L223 171H222ZM227 170H228V171H227ZM252 170H253V171H252ZM255 170H256V172H255ZM30 171H31V172H30ZM89 171H88V172H89ZM93 171L95 172L96 170L93 168ZM221 171H222V172H221ZM258 171H259V172H258ZM33 172L37 173V176H38V175H39V176L37 177ZM38 172H39L41 175H40ZM66 172H67V173L69 172L68 175L66 174ZM72 172H73V171H72ZM74 172H73V173H74ZM91 172H92V171H91ZM227 172H229L230 175H227V174H228ZM243 172H244V173H243ZM250 172H251V173H250ZM263 172H264V171H263ZM19 173H18V174H19ZM29 173H30V174L33 173V175L31 174V175H32V178H31V176L29 175ZM96 173H97L98 175H97ZM242 173H243V174L248 173V174H250V176L253 175V177H250V178H252V181H253L254 183L251 181V182H249V184H246V185L244 186V188H241L240 190H239V188H237V190L239 191V192H237V191L233 190V188H232V180L234 181V180H235L236 178H238V177L241 178L242 175H243ZM258 173H259V175H258ZM18 174H17V175H18ZM216 174H214V175H216ZM220 174H221V176H220ZM232 174H233V175H232ZM262 174L264 175V173H262ZM262 174H261V175H262ZM69 175H70V176H69ZM94 175H95V176L97 175V177H96L97 179H99V178L102 179V178H103V177H102V178H101V177H98V176H100V174H99L98 172H95ZM207 175H209V174H207ZM234 175H235V176H234ZM256 175H257V176H256ZM35 176H36L35 181H36V180H37V181L33 184V187H34V188H31V187H32V183L34 182L33 177L35 178ZM41 176H42V177H41ZM95 176H94V177H95ZM211 176L213 177V179H214L216 182H214V181L212 180V178H210ZM226 176H229V177H230V178H229V183H228L227 181L224 180V177H226ZM48 177H49V176H48ZM89 177H90V181H92V180H91L92 178H93V180L95 179L94 177L91 178V175H90ZM255 177H256V178H255ZM263 177H264V176H262V178H263ZM30 178L33 179V180H31ZM37 178L39 179L40 182L38 181ZM41 178L43 179V181H41ZM46 178H47V176H46ZM50 178H51L52 181H54V182H52V183H56V185L60 186L59 184H57L58 181H59L58 176H57V178H58V181H57V182L55 181V178H54V179H52V177H50ZM50 178H49V179H50ZM254 178H255V179H254ZM100 179H99V181H101ZM206 179H207V178H206ZM206 179H205V180H206ZM225 179H227V177H226ZM26 180H27V182H25ZM30 180H31V183L29 182ZM62 180H61V181H62ZM102 180H103V179H102ZM104 180H105V178H104ZM221 180H223V181L221 182ZM230 180H231V181H230ZM16 181H15V183H16ZM45 181H47V180H45ZM63 181H64V180H63ZM65 181H64V182H65ZM75 181H76V180H75ZM95 181H96V180H95ZM212 181H213L217 186H216L214 183L211 184ZM218 181H219V182H218ZM256 181H258V186H256V189L258 188L257 191H255V190H256V189H254L255 186H253V185H255V184L257 185V182H256ZM262 181H264V179H262ZM5 182H6V181H5ZM7 182H8V181H7ZM7 182H6V183H7ZM24 182H25V183H24ZM38 182H39V183H38ZM48 182H49V180H48L46 183H48ZM64 182H63V183H64ZM92 182H93V181H92ZM97 182H98V181H97ZM97 182H96V183H97ZM220 182H221V184L224 182V184H225L226 186H225V185H220V184H219ZM230 182H231V183H230ZM46 183H45V184H46ZM96 183L94 182L93 184L95 185ZM99 183H100V182H98V184H99ZM206 183H207V184H206ZM260 183H261V184H260ZM262 183H263V185H262ZM4 184H5V183H4ZM4 184L2 185V187H5V188H1L0 191H1L2 189H4V191H5V189H6V192H7V191H8V188H9L10 186H8L9 184L6 185V186H8V188H7ZM26 184H27V185H26ZM43 184H44V182L42 183V185H43ZM48 184H49V183H48ZM48 184L46 185V186H47V187H46V190L48 189V192H49V189H50L49 197L52 199V198H53V197H52V196H53V193L51 194V191H52L51 188H52V186H55V184H52V185L50 186L51 188L49 187V185H50L51 183H50L49 185H48ZM98 184H96V185H98ZM230 184H231V185H230ZM233 184H234V183H233ZM251 184H252V186H251ZM40 185H41V184H40ZM40 185H38V186L41 188L42 186H40ZM69 185H70V182H69ZM69 185L66 186L65 188L67 189V187H69ZM96 185H95V186H96ZM218 185H220V186H218ZM36 186H37V185H36ZM38 186H37V187H38ZM43 186H44V187H42V188L45 189V185H43ZM58 186H57V187H58ZM95 186H93L94 188L91 187V186H90V187L92 188V190H93V189L95 190L96 188L99 187V188H98L99 190L97 189V190H95V191H96V193H99V194H100V191L103 190V189L100 188V185H99L98 187H97V186L95 187ZM222 186H223V187H222ZM246 186H248V188H247ZM48 187H49V188H48ZM61 187H62V186H61ZM61 187H59V188H61ZM90 187H89V188L87 187V188H85V189H89V190H91ZM226 187H227V188H226ZM28 188H27V191H28ZM30 188H31V189H30ZM40 188H39V189H40ZM54 188H55V187H54ZM54 188H53V189H54ZM220 188H221V189H220ZM222 188H223V189H222ZM225 188H226V189H225ZM231 188H232V189H231ZM262 188H263V187H262ZM9 189H10V188H9ZM11 189H10V190H11ZM15 189H16V190H15ZM36 189H38V188H35L32 192H36L35 194H40L38 200H37L36 197H35L36 201L34 200V197H32L31 195L34 196L35 194H33L31 191H30L31 193L28 192L29 195L27 194L26 198L28 199V196H31V197H29L30 200H31L32 198H33V200H34V201L31 200V201H32V204H33V202H35L34 204L37 205V203L41 202V203H39L40 206L38 207L39 209H41V211H42V209H43V207H44V206H43V207L41 208V204L43 205V204L45 203V200H44V199H46L48 203H49V201H50V203H52V201L55 200V199H57V200L59 201L60 198L63 200L62 202H61V200H60V204L63 203V202L65 201V198H64L65 195L60 194V195H62V196H61V197L58 196V192L61 191V190H59V189L56 190L57 192L54 191L55 189L53 190L54 193H57V196H58V197H56L55 199H52V200H49V198H47V196H48L47 191L44 190V191L42 192L43 194H44V192L46 193V194H44L45 196L47 195L46 198H45V196L43 195V196H44V198H43V197H42V194L39 193V192H41V191L38 189L37 191H39V192H37ZM69 189H72V188H69ZM242 189H243V190H242ZM248 189H249V190L251 189V190L249 191ZM41 190H42V189H41ZM62 190H63V191H61V193L64 192V188H63ZM67 190H68V189H67ZM83 190H84V189H83ZM253 190H254V191H253ZM4 191H3V193L0 192V194H1L0 196L4 197V199H5V196H6V197H7V196H10V197H11V196H13V195L15 194V193H13V191H11V193H13V194H11V195L8 194V192L6 193V192H4ZM76 191H78V190H76ZM79 191H80V190H79ZM79 191H78V192H79ZM211 191H212V192H211ZM214 191H216L217 193L214 192ZM230 191H231V192H230ZM70 192H71V194H73V196H75V194H74V190H73V191H71V190L69 191V190H68V192L65 193V194L68 193V194L66 195L67 197L70 195ZM72 192H73V193H72ZM82 192H84V191H82ZM82 192H80V193H82ZM86 192L89 194V191H88V190H87ZM91 192H92V191H90V193H91ZM102 192H104V191H102ZM102 192H101V195H100L101 197H103L102 194L105 195V192H104V193H102ZM251 192H253V193L251 194ZM5 193H6L7 195L4 196ZM9 193H10V192H9ZM23 193H24V192H23ZM23 193H19V194H21V195L17 194L19 199H20V197L22 198V196H23L22 194H23ZM25 193H26V192H25ZM25 193H24V196H23V197H24L23 200L20 199V200L22 201L23 205H22V204H21L22 206L18 205L19 208H18V206H16V211H18V209L21 210L22 208L25 207V206H24V200H25V195H26ZM59 193H60V192H59ZM207 193H208L209 195H207ZM215 193H216V195H215ZM231 193H232L233 196H231ZM234 193H235V194H234ZM255 193H256L258 196H260V195L262 194L263 197H262V195L260 196V197H262V200H260L261 198L258 197L259 199H257V201H258V200H260V201L256 202V198H257V197L255 196ZM2 194H3V195H2ZM88 194L84 193L85 196L88 195ZM99 194H97V195L95 194V195H94V192H93V195H94V196L91 195L93 198H92V197H91L92 199L88 198L87 202L89 201V199H90V200H93V199L95 198V196L98 197ZM107 194H108V193H106V195H107ZM174 194H175V193H173V195H172V194H171V195H172L173 197H175ZM211 194H214L213 196H214V197H215V196L217 197V201H213V200L211 199V197H213ZM217 194H219V195H217ZM223 194H224V195H223ZM229 194H230V196H229L228 198H226V196H228ZM253 194H254V196H255L254 198L252 197ZM17 195H16V196H17ZM55 195H56V194H54V196H55ZM89 195H90V194H89ZM176 195L179 197L178 194H176ZM198 195H199V197H198ZM206 195L209 196V197H207ZM210 195H211V197H210ZM221 195H222V197H221ZM234 195H235V196H234ZM66 196H65V197H66ZM73 196H72V197H73ZM80 196H82V195L80 194ZM85 196H84V197H85ZM100 196H99V198L96 197V199H94V200L97 201V204L95 203L94 206H98L99 202H100V205H99V206H101V204H102L101 201H102V200L100 201L99 199H102V198H100ZM108 196H109V195H108ZM108 196H107V197H108ZM172 196H171V197H172ZM200 196H201V197H200ZM2 197H0V199H1V200H0V201H1V202H0V205H1L2 201L4 200ZM37 197H38V196H37ZM62 197H63L64 199H63ZM84 197H83V198H84ZM88 197H89V196H88ZM107 197H106V198H107ZM178 197H177V198H178ZM224 197H225V198H224ZM239 197H240V196H239ZM40 198H43V199H41V200H44L43 203H42V201H39ZM79 198H80V197H79ZM81 198H82V197H81ZM83 198L81 199L82 201H83ZM86 198H87V197H86ZM86 198H84L85 201H86ZM103 198H104V197H103ZM111 198H112V197H111ZM168 198H169L170 200L172 199V198H170V196H169ZM177 198H176L175 200H177ZM207 198H208V199H207ZM219 198H222L223 200L225 199V200H227L228 202L224 200V203L221 204V202H222L223 200L218 201ZM16 199H17V198H16ZM27 199H26V200H27ZM76 199H77V198H76ZM97 199L99 200V202H98ZM107 199H108V198H107ZM109 199H110V198H109ZM169 199L166 200V203H167L168 201L170 202ZM209 199L212 200V201H210ZM30 200H29V201H30ZM66 200H67V198H66ZM81 200H80V201H81ZM110 200H111V199H110ZM112 200H114V199H112ZM117 200H118V201H117ZM175 200L173 199V200H172V203H173ZM186 200H187V199L184 200V201H185V204H187V203L189 202V201L186 202ZM244 200H246V201L248 202L249 199H247V196H246V198H244ZM244 200H243V201H244ZM254 200H252V201H254ZM18 201H19V200L17 199V200H16V202H17L16 204H18ZM31 201H30V202H31ZM38 201H39V202H38ZM77 201H79V199H77ZM80 201H79V204H78V205H81L82 202H80ZM115 201H116V202H115ZM119 201H121L119 198L115 199L114 202H113V201H112V202L109 201V204H107L108 201H107V202L105 201V202H106V203H105V202H104V199H103V201H102L104 204H107V205H104V204H103V205H104L103 207H105V208H109V205H111L112 203H114V204H112V205H116V206H118L117 208H116V207H115V208L113 207L112 209L109 208L110 210H112V211H111L112 213H110L111 215H113L112 218H111V216H109V212H110V211H108V214H107L108 217H107V215H105L104 213H102V212L105 210V208H104V209H103V208L100 209V207L98 206L100 212L103 210V211L101 212V215L103 214V216H105L106 218H108V219H106L105 217L102 218V219H106V220H104V223H103V224H104V225H103L104 228H107L106 226H108L109 223H110V224L112 223V222H109V223H108L107 220H110L109 218L116 220L115 222H113V224L117 222L116 225L114 224V225L116 226V228H115L114 225H112V224L110 225V224H109V226H108L109 228H111V227H113V226H114V228H115V229H114V228L110 229L111 231L108 230L109 228H108L107 231H106L103 227H101V228H103V231L106 232V233L104 232L103 236H104V235L106 236V234L108 235L109 233H110L109 235H112V231L115 232L116 229L119 230V229L121 228V226H120L121 223H119L118 221L121 222L122 220H118V219H116V218L114 217L115 215H117V212H118V214L120 215V214H121V211H122V209H121V203H122V202H119ZM147 201H148V203H151V201H149V200H147ZM246 201H244V202L246 203ZM27 202H28V201H27ZM27 202H25V205L33 206V205H30V204H31L30 202H28V204H26ZM36 202H37V203H36ZM55 202H56V201H55ZM55 202H54V203H55ZM83 202H84V201H83ZM89 202H90V204H91L92 201H89ZM145 202H146V201H145ZM169 202H168V203H169ZM196 202H197V203H196ZM219 202H220V203H219ZM226 202H227V203H226ZM29 203H30V204H29ZM70 203H71V202H70ZM72 203H74V202H72ZM93 203H94V201H93ZM117 203H118V204H117ZM166 203H165V204H166ZM168 203H167V204H168ZM172 203L170 202L169 204L171 205ZM225 203H226V204H225ZM229 203H230V204H229ZM16 204H15V205H16ZM19 204H20V203H19ZM52 204H53V203H52ZM82 204H83V203H82ZM90 204H89V205H90ZM142 204H144V206H147V205H148L147 203H146V204H147V205H146V204L143 203V202H142ZM142 204H141L140 206L138 205V207H142V206H143ZM163 204H164V203H163ZM165 204H164V206H165V209H166V208H169V207H171V206H174L175 202H174L173 205H171V206H170L169 204H168V205H165ZM188 204L190 205V202H189ZM200 204H201L202 206H201ZM205 204H206V205H205ZM263 204H264V201H263V203H262V205H261L262 208L264 209ZM44 205H46V204H44ZM53 205H54V204H53ZM53 205H52V207H53ZM63 205H65V204H63ZM70 205L72 206V204H69V203H68L67 208H64L66 205L63 207L62 204H61V205H60V208H61V206H62L63 209L66 211V209H68V207H71ZM215 205H216V206H215ZM249 205H250V204H249ZM257 205H258V206H257ZM29 206H27V207L30 208ZM48 206L51 207V205H48ZM90 206L92 207V210H95V208H93L92 204H91ZM90 206H89V207H90ZM106 206H108V207H106ZM149 206H150V208H151V205H149ZM149 206H148V207H149ZM161 206H163V205H161ZM213 206H214V207H213ZM231 206H232V208H231ZM256 206H257V207H256ZM14 207H15V206H14ZM35 207H36V208H35ZM35 207H32L33 209L31 208L32 210L29 209L28 211L26 210V209H28V208H26V209H24V210L22 209L21 212L19 211L17 215L21 214V217H22V211H23V213H25V212L27 211V214L30 212V210H31V213H33L32 211H34V210H35V211H38V210H36V209H37V206H35ZM52 207H51V208H52ZM72 207H73V206H72ZM72 207H71V208H72ZM79 207H80V206H78V208H79ZM110 207H111V206H110ZM51 208H50V209H51ZM74 208L76 209V207H74ZM96 208H97V207H96ZM262 208H261V209H262ZM69 209H70V208H69ZM75 209H73V210L75 211ZM89 209H90V208H89ZM97 209H98V208H97ZM116 209L119 210V211H117ZM137 209H138V208H137ZM165 209L162 210V207H161L159 210L164 211ZM231 209H232V210H231ZM241 209H242V210H241ZM263 209H262L261 211L264 212ZM64 210H62V211L64 212ZM73 210H70V211H72L71 213H69V212H70L69 210H67L68 212H67V211H66V212H67V214L69 213V214H73V215H74ZM78 210H79V209H76V211H77L78 213L80 212L81 214H80V213H79V214L82 215V212H81V211H78ZM106 210H107V209H106ZM41 211H40V212L38 211V214L40 213V215H41V213H42ZM55 211H56V210H55ZM55 211H54V212H55ZM62 211H60V212L63 213ZM97 211H98V210H97ZM115 211H116V214H115ZM241 211H242V212H241ZM249 211H250V212H249ZM54 212H53V214H56V212H57V214H58L59 211H56L55 213H54ZM66 212H65V214H66ZM88 212H91V213H92V211H88ZM88 212H87V213H88ZM93 212L95 213V211H93ZM98 212H99V211H98ZM98 212H97V213H98ZM105 212H106V211H105ZM119 212H120V213H119ZM236 212H237V213H236ZM240 212H241V214H240ZM247 212H249V213H247ZM263 212H261V213H263ZM31 213L28 214L29 216H28L26 213H25L23 216H26L27 219H29V217L32 215ZM78 213H77V214H78ZM83 213H84V212H83ZM87 213H86V216H87ZM94 213H93V214H94ZM106 213H107V212H106ZM246 213H247V215H245ZM250 213H251L252 215H251ZM261 213H260V211H258V214H261ZM30 214H31V215H30ZM35 214H36V215H35ZM93 214H91V215H92L93 217H95ZM34 215L37 216V213L34 212V213H33V216H34ZM50 215H52V212H51ZM50 215H49V216H50ZM83 215H84V214H83ZM83 215H82V216H83ZM98 215H100V214H98ZM101 215H100V216H101ZM241 215L244 216V218H246L248 221H246L243 217H241ZM248 215L250 216V219H249V216H248ZM0 216H1V215H0ZM77 216H78V215H76L75 217H77ZM86 216H85V217H86ZM92 216H91V217H92ZM103 216H102V217H103ZM117 216H118V215H117ZM239 216H240V218H239ZM245 216H247V217H245ZM254 216H256L257 219H256ZM19 217H20V216L17 217V218H18V219H17V220H18V221H17V225H18V222H20V219H21V217H20V218H19ZM26 217H23V218L26 219ZM38 217H39V215H38ZM54 217H55V216H54ZM54 217L51 216L50 218H53V219H54ZM79 217H80V216H79ZM79 217H77V219H78ZM83 217H84V216H83ZM83 217H82V219H83ZM85 217H84V219H85ZM87 217H89V214H88ZM1 218H2V217H1ZM1 218H0V219H1ZM80 218H81V217H80ZM80 218H79V219H80ZM99 218L101 219V217H98L97 220H99ZM241 218H243L242 221L239 220V219H241ZM2 219H3V218H2ZM2 219L0 220V221H1V222H0V227L2 228V230L4 231V233H7V235L4 236L5 234H2L3 231H0V242H1V243H0V249L2 250V248H3V251H0V253H1L0 256L3 255V256H1V258L3 259V262H4V263H3L2 260H1V258H0V262H2V264H14V263L19 264V262H20L21 260H22V261H21V264H22V262H23V264H24L25 262H27V263H25V264H32V263H34V264H39V263L46 264V263H47V264H48L47 261H49V260L51 259L50 256L52 257V255H50V254H55V253H54L55 251L53 252V251H50V250H51L52 246H54V245H52V244L56 241V237H55V236H56L57 234H56V235L52 234V235H54L53 238L55 237V240H54V239H48L47 236L50 235V234H48V235L46 236L45 233H42V230L40 229V227H38L39 225H37V224H36V226L34 227V229H36V231H37V229H38L42 235L45 234L43 237H41L42 235L37 231V232L39 233V234H38L35 230H34V232L32 231V232L26 233L25 230H27L28 228H27V227H24V230H21L20 227H19V225H20L22 222H20L19 225H18V229L21 230V234H22L23 231L25 232V233L22 234V235H23L22 237L24 238V239L22 238V240H24L23 242L25 243V245L23 244L22 241H20L21 244H19V243L16 244L17 241H18V239L21 240V238H18V236H15V234H17V233L19 232V231H18V232L16 231V230H17V225H15L16 222H15L14 220H12V219H9V222L7 223L8 225H9V224L11 225V223H12L10 220H12V221L15 222V224H14L15 227H12V226L10 227V228L15 229V230H14V231H13V230H12V231H11V230L9 231L8 228H9L10 225L8 226V225L6 224V222H7L6 219H4V222L6 221L5 223L2 222V221H3ZM25 219H22L24 223H26V222H25V221H26ZM79 219H78V223L80 224L81 219H80V221H79ZM86 219H88V218H86ZM86 219H85V220H86ZM89 219H90V218H89ZM89 219H88V220H89ZM91 219H92V218H91ZM91 219H90V220H91ZM15 220H16V219H15ZM22 220H21V221H22ZM24 220H25V221H24ZM36 220H37V219H36ZM70 220H71V219H70ZM70 220H69V222H68L69 224H70ZM75 220H76V218H74V221H75ZM90 220L88 221V222H89L88 225L91 224L92 227L95 226V227L97 228L98 224L96 223V222H97L96 217H95V221L92 219V220L94 221L95 225L92 223V222H93L92 220H91V223H90ZM135 220H136V219H134V220H133V219H132V220H131V219H126L125 221H126V222H127V221L129 222V225L132 227V228H131L132 230H134V228L137 227L135 230L139 229V230H137V231H141L142 229L140 230V228H138V227L141 225V227H143V229L145 228V229L147 230L146 232H147L149 235L146 234V236H147V238H149V239L146 238V239H147V242H146V243L144 242L145 238L142 237V236L145 235V234H144V230L142 231V233H143V234H142L141 232L138 233V232H134V231H132L131 229H129V230H131V231H129V234H130V232H131L132 235H133V233H135V235L132 236L133 238L130 237L131 234L129 235V237H130V240H129V241H130V242L132 241L131 239H133V241H135L136 239L139 241V240H141V239L143 238V243H145L144 245H143L142 242H139V243L136 242V241H135V242H136L137 244H140V245H141V243H142V245L145 246L147 243L150 242L149 240H150L151 238H155V237H151V238L149 237V236H153V235H154V234H152V233H153V229L155 230V229H158V228H159V229H158L159 231L156 230V233H155V234H158V235H156V236H159L160 232L162 231V233H161V236H162V237H161V239L158 241V243H160V244H159V248L161 247V248H160L161 250H174V251H177V252H176L177 254H176L175 256H176V258H177L178 260L183 261V262H186V263H188V264H229V261H224V260H223V261H220V259H218V257L220 256L219 253H221V251L224 250L223 246L220 245V244L210 245V243H202L203 245H202V246L199 245V249H197V253H196L195 255H191V254H190L189 252H187V251L182 247V245L180 244V241H181L180 236L177 235V234H173V233H171V232H172V229H171L170 227H169V229H168V228H165V227L163 226V229H162V228H161V225H162V224H158V222H156V226H155V224H151V223L149 222L150 225H154L155 227H157V224L159 225V227H157V228H154L153 226H150V229H149V225H148L149 223H148V222H146L145 225H147V226L145 227V226H143V225H144V222L139 221V222L137 223ZM151 220H152V219H151ZM151 220H150V221H151ZM258 220H259V221H258ZM106 221H107V224H105ZM110 221H113V220H110ZM125 221H124V222L122 221V222L125 224ZM132 221H133V222L135 221V224H137V226H136V225L133 226V222H132ZM153 221H154V223H155V219H153ZM153 221H152V222H153ZM237 221H241V224H240V222H237ZM243 221H244V222H243ZM245 221H246V224H244ZM249 221H250V222H249ZM256 221H258V222H256ZM14 222H13V223H14ZM71 222H73V220H72ZM82 222H83V223H81L80 225H83V226H80L78 223L73 222L74 225L71 223L72 225H69V227H70V226H75V225H76V226H78V227H77L78 230H79L81 227H82L81 229H84V230H85L86 227H87V224H86V223L84 224V221H82ZM102 222H103V220H102ZM254 222H256L257 224L254 223ZM1 223H2V224L4 223V224H3V227L1 226ZM13 223H12V224H13ZM98 223H99V225H101V224H100V223H101L100 220H99ZM131 223H132V224H131ZM139 223H143V224H139ZM147 223H148V224H147ZM250 223H251V224H250ZM4 225H5V226H8V227H6L7 229H5V230H4V228H5ZM14 225H13V226H14ZM24 225H25V224H23V226H24ZM40 225H41V224H40ZM96 225H97V226H96ZM117 225H118L119 227H118ZM122 225H123V224H122ZM125 225L128 227L127 224H125ZM125 225H123V227H124ZM138 225H139V226H138ZM164 225H166V224H164ZM243 225H244V226H243ZM65 226H66V225H65ZM76 226H75V228H76ZM84 226H85V228H84ZM101 226H102V225H101ZM110 226H111V227H110ZM130 226H129L128 228H130ZM245 226H247L248 229H247ZM21 227H22V225H21ZM37 227H38V228H37ZM89 227H90V226H89ZM89 227H88V230H89ZM95 227H94V228H95ZM123 227L121 228V230H119V231L117 230L118 233L116 234V236H114L115 239H116V241L118 240V236L120 237L119 240H121V241L123 240V239H121V237H122V238L124 237L125 239H126V237H128V233H127V232H126V233H125V232H122V231H123L122 229H124L125 231H128V230H126V229H128V228L125 229V228H123ZM133 227H134V228H133ZM182 227H183V226L180 227V230L182 229ZM188 227L190 228L191 231H197V233H196L197 236H200L202 232H205V226H204V223H203V222H200V221H198V222H195V221H194V222H192L191 225H189ZM244 227L247 229V232H246V233H245V231H244L245 229H243ZM22 228H23V227H22ZM25 228H26V229H25ZM41 228H43V227H41ZM66 228H68V227H66ZM71 228L73 229L74 227H71ZM77 228H76V229H77ZM96 228H95V230L93 231V228L91 229V227H90V229L92 230V231L90 230V232L92 233V238H93V239H94V237H95V239H97V237H98L99 234H100V233H99V234L97 235V233H98L100 230L97 232V231H96ZM99 228H100V227H99ZM99 228H98V229H99ZM250 228H251V229H250ZM69 229H70V228H69ZM76 229H75V230H76ZM81 229H80L79 232H78L79 235H78L77 232L75 231L76 234L78 235V236L75 235V237L77 238V239H75L76 242H77L79 236H80V238H81V236H82V240L80 239V240L77 242L78 244H74V243L72 244V245H74V246H73V247H74L73 250H75L74 252L79 251V247H80V250H81V251H83V249H85V250L87 249V250H86V251H83V253L81 252L82 254H81L80 251H79V252L75 253V256H74V252L72 253V254H73V258H74V260H73V258H72V261H74V264H75V262H76V264H77V261H78L79 264H86V263H84L82 260H84V261H85V260H89V261H91L90 259H86V258L89 257V256H86L85 253H88V255L91 254V252L93 251V248H92L93 246H92V245L95 244V242H96V244H97L99 240L102 241V242H103V240H105L104 237L101 238V239H98V241H95V239H94V240H92V241H95V242L92 243V241H88L89 237L86 236V235L88 234L89 231L86 233L87 230H85V231H84V234H83V232H81V235H80V231H81ZM160 229H161V230H160ZM166 229H167V232L169 231L168 233L166 232ZM230 229H233V230H230ZM170 230H171V232H170ZM27 231H29V230H27ZM43 231H44V230H43ZM73 231H74V229H73ZM82 231H83V230H82ZM95 231H96V233H95ZM103 231H102V232H103ZM120 231H121L122 233H125L127 236H124L125 234H122ZM149 231H150V233H149ZM157 231H158V232H157ZM248 231H249V232H248ZM250 231H251V232H250ZM11 232H14V233H13V235L11 236V239H10V235H8V234H11ZM35 232L40 236V238H44V237H45V239L47 238V239L50 240V241L48 242V240L46 239L45 241L43 240L42 243H41V241H40V243L38 244L39 240H41V239H39V240H36V243H35V241H33V240H34V238H36V236H38V235L34 234ZM90 232H89L88 236L90 235V237H91V233H90ZM100 232H101V231H100ZM132 232H133V233H132ZM165 232H166V233H165ZM30 233H32L33 235L30 234ZM119 233H121V234H119ZM163 233H164V234H163ZM18 234H20V232H19ZM18 234H17V235H18ZM21 234H20V235H21ZM27 234H28V235H27ZM29 234H30V236H29ZM95 234L97 235V237L95 236ZM139 234H140V236H139ZM141 234H142V236H141ZM24 235H26L27 238H26ZM31 235H32V236H31ZM52 235L49 236V237L52 238ZM84 235H85V236H84ZM100 235H101V234H100ZM122 235H123V236H122ZM137 235H138V236H137ZM3 236H4V239H3ZM7 236L9 237V239H7V238H8ZM146 236H145V237H146ZM154 236H155V235H154ZM16 237L18 238L17 241H16V239H15ZM19 237H20V236H19ZM28 237H29V238H28ZM30 237H31V239H30ZM32 237H33V240H32ZM65 237H66V236H65ZM68 237H69V238H72V235H71V236L68 235ZM68 237H66V238H67V241L69 242L70 239H69ZM75 237H73V239H74ZM85 237H86L87 239H85ZM101 237H102V235H101ZM138 237H139V239H138ZM140 237H142V238H140ZM38 238H39V237H37V239H38ZM59 238H62V237H59ZM98 238H100V236H99ZM105 238H107V236H106ZM109 238H110V236H109ZM109 238H107V239H109ZM111 238H113V237L111 236ZM135 238H136V239H135ZM156 238H157V237H156ZM27 239H28V240L30 239L29 243H27V242H28ZM57 239H58V236H57ZM90 239H91V238H90ZM113 239H114V238H113ZM113 239H112V241H111V239L108 240V241H107L108 243H107V242L105 243V241H104L103 243L99 241V244H100V243L103 244V245H101L102 248H103L104 244H106L105 249H103L104 251L107 250V248L109 249V251L112 250V249L110 250V246H109L108 244H111V245H112V244H113ZM134 239H135V240H134ZM4 240H6L7 242H5ZM9 240H10V241H9ZM14 240H15V241H14ZM31 240H32V242H31ZM52 240H54V242H53ZM61 240H65L64 237H63V239H61ZM83 240H84V241H83ZM119 240H118L117 243H116L115 240H114V241H115V244H116V245H115V248H117L118 251L120 250L121 253L123 254V255H120V254H121V253L119 254L120 251H119V252L117 251V252H118L117 255L121 256V258H122V256L126 257L127 255H130L128 250L131 248V245H132V249H133V250H134V249H135V250H138V249L140 250V247H141V246L138 245V246H139V247H138L137 244L134 245L135 248H133V244H134L135 242H132L133 244H129V245H130V246H129L130 248L127 249V248H125V247H126V244H125L124 242H119ZM127 240H128V239H127ZM127 240H126V241H127ZM3 241H4V242H3ZM8 241H9V242H8ZM46 241L50 244V245H49L50 248H49V246H48V248H47V246H44V245L47 244ZM51 241H52V243H50ZM67 241L65 240L66 243H67ZM81 241H83V242H81ZM85 241H87V242L85 243ZM124 241H125V240H124ZM126 241H125V242H126ZM145 241H146V240H145ZM10 242H11V243H10ZM14 242H16V243H14ZM33 242H34V243H33ZM44 242H45L46 244H44ZM58 242H59V245H60L61 243H63V241L60 242V240H59ZM70 242L72 243L73 240L71 239ZM76 242H75V243H76ZM79 242H81L80 245L83 246V247L86 246V245L89 243V244H88V248H89L90 245H91V248H89L91 251L88 250L87 247H84V248L82 247V248H83V249H82L81 246L79 245ZM130 242H129V243H130ZM2 243H3V244H2ZM4 243H5V245H4ZM13 243H14V244H13ZM55 243L58 244L57 242H55ZM55 243H54V244H55ZM66 243H65V245H66ZM71 243H70V244H71ZM83 243H84L85 245H82ZM90 243H92V244H90ZM120 243H121V245H120ZM237 243H238V241H237ZM8 244H9V245H8ZM11 244H13V247H15V248H13ZM15 244H16V245H15ZM27 244H28V245H27ZM31 244H32V245H31ZM37 244H38V246H37V247H38V248H37L38 250H37V251H39V247H41V249L45 248V250H43V252H44V251H47V249L51 252L50 254H48L49 251H47L48 258H46V257H47V255H45L46 253H42V254H41V252H42L41 250H40L39 252H37V254L34 253L35 250H34L33 253L31 252L30 249H31V248H32V249H35L36 247L34 248V245L36 246ZM40 244H42V246H41ZM67 244H68V245H66V246L63 245V246H64L65 248L68 247V246H71V245H69V243H67ZM118 244L121 246L120 248L118 247V246H119ZM127 244H128V243H127ZM243 244H241V246H242ZM7 245H8V246H7ZM17 245H18V247H19V245H20V246H21V245H24V246H28V247L30 246V248H28L30 251L25 249V248H27V247H24V246L22 247V246H21L22 248H20V247L18 248ZM47 245H48V244H47ZM51 245H52V246H51ZM75 245H79V247L77 246L78 248H75ZM97 245H98V244H97ZM97 245L94 246V247H95L94 249H96V247H99L100 249H97V251L94 250V252H97V253H98V252H100V250H101L102 248H101L100 246H97ZM149 245H150V243H149ZM149 245H147L146 247L151 248ZM1 246H2V247H1ZM5 246H7V247H5ZM56 246H57V245H56ZM107 246H109V247H107ZM127 246H128V245H127ZM54 247H55V246H54ZM54 247H53V248H54ZM58 247H59V246H58ZM61 247H62V244H61ZM61 247H59V248H61ZM64 247H62V248H64ZM113 247H114V246H113ZM136 247H138V249H136ZM235 247L237 248V244L235 245ZM7 248H8V250H5V249H7ZM16 248H18V250H17ZM23 248H24V250H21V249H23ZM53 248H52V249H53ZM55 248H57V247H55ZM55 248H54V250H57L56 253H57V252H58V253H57V255L55 254V256L53 255V257H54V258L52 257L53 259H55V257H56V259H57L58 257L60 258L63 254H65V253H64L65 251H66V252H67V251L69 252L68 249H72V246H71L70 248H68V249H65V250L61 249V250H63L64 252H61V250H60L59 248H58V249H55ZM121 248H123V249L121 250ZM149 248H141V249H145L146 252H145V251H144V252L147 254V250H149L148 252H150V249H149ZM159 248H158V249H159ZM10 249H12V250H10ZM14 249H15V250H14ZM19 249L21 250V253H20ZM113 249H114V248H113ZM73 250H72V251H73ZM98 250H99V251H98ZM103 250H101V252L99 253V255H100V256H99V259L96 258L97 261L100 260V263L103 264L104 261L106 260L105 262H106L107 264H111L110 262H111L112 260L115 259L114 257H116V255L114 256V252L112 253V255H110L111 252H110V253H107V251H108V250H107V251H105V252L107 253V256H106V258H105L104 255H106V253H105ZM130 250H131V249H130ZM133 250H131V252H132ZM151 250L153 251V249H151ZM7 251H8V252H7ZM9 251H11V252H9ZM17 251H18V253H17ZM22 251L24 252V254H22V253H23ZM25 251H26V252H27V251H28V252H31L30 254H28V253L26 254V255H28V257L25 256ZM32 251H33V250H32ZM70 251H71V250H70ZM72 251H71V252H72ZM102 251H103V252H102ZM109 251H108V252H109ZM112 251H113V250H112ZM124 251H125V252H128V253L125 254ZM142 251H143V250H142ZM5 252H6V255H5ZM13 252H15L16 255L18 254V257H17V256L15 255V253H13ZM52 252H53V253H52ZM68 252L65 254V256H66V255L68 256ZM84 252H85V253H84ZM94 252L90 255V256H92V258H91L92 261H91L90 263H93V262H94L93 260H94L95 258L93 257V255H94V256H98V254H97V253L94 254ZM133 252H136V251H133ZM133 252H132V253H133ZM140 252H141V250H140L139 252H137L138 255L140 254ZM144 252H142V254H143ZM9 253H10V255H9ZM12 253H13V254H12ZM59 253L61 254V256H59V255H60ZM62 253H63V254H62ZM78 253H80V255H78L79 259H78V257L76 256V254H78ZM101 253H102L103 255H101ZM104 253H105V254H104ZM115 253H116V252H115ZM137 253H136V254H137ZM150 253H151V252H150ZM11 254H12V255H11ZM20 254H22V256L24 257V259H23V257H20V256H21ZM32 254L35 255V256H32ZM38 254H41V256L39 255V256L37 257ZM69 254H71V253H69ZM72 254H71V255H72ZM108 254H109V255H108ZM142 254H140V255H142ZM146 254H144V255L146 256ZM30 255H31V256H30ZM43 255H45L44 257H45L47 260H45V258L43 257ZM49 255H50V256H49ZM71 255H70V256H71ZM84 255H85L86 257H85ZM131 255H132V254H131ZM131 255H130V256H131ZM147 255H148V257H149V253H148ZM10 256H12L13 258H15V256H16L17 258L13 259V258L10 257ZM67 256H66V257H67ZM82 256H84V257H82ZM101 256H102V257L104 256V258H103V259H100V258H102ZM111 256H114V257H111ZM134 256H136V255H134ZM7 257H8V259H7ZM25 257H26V259H25ZM30 257H31V258H30ZM40 257H41V258H40ZM66 257H65V258H64V256L62 257V259L64 258L63 263H61V262H62V261H61L62 259H59V261L56 260V259H55L56 261L52 259L51 261H54V263L56 262L57 264H68V263L70 264V262L73 263V262L71 261V257L68 256L67 259H66ZM124 257L121 259L122 261H120V259H119L118 261H116V260L118 259V256H117V257H116L117 259H116L114 262H115V263L117 262V263H119V264L122 263V262H123V264H131L130 262H131V260H132L133 257L130 259V257L127 256V257H129V258H127V260L130 259V261L128 262L127 260H125L126 263L123 261V260L125 259ZM139 257H141V258L143 257L144 260H145V258H146V257H144V256H139ZM152 257H153V259H154V255H152ZM4 258H5V259H4ZM20 258H21V259H20ZM33 258H35V259L33 260ZM38 258H39V259H38ZM69 258H70V260H69ZM76 258H77V259H76ZM89 258H90V257H89ZM93 258H94V259H93ZM109 258H111V260H107V259H109ZM136 258H137V256H136ZM136 258L134 257V259H136ZM9 259H10V260H9ZM12 259H13V260H12ZM16 259L19 260V261H15ZM27 259H28V261H27ZM37 259H38V260H37ZM41 259H42V260L44 259L45 261L43 260V261H44V262H43ZM149 259L153 260V259L151 258V255H150ZM149 259H148V260H149ZM80 260H81V262H80ZM137 260H139V258H138ZM146 260H147V258H146ZM146 260L143 261V262L140 261V264H141V263L144 264V262H146ZM7 261H8L9 263H8ZM29 261H30V262H29ZM68 261H69V262H68ZM101 261H102V262H101ZM107 261H108V262H107ZM132 261H133V262H132L133 264H136V262H137L136 260H132ZM134 261H135V262H134ZM5 262H6V263H5ZM45 262H46V263H45ZM67 262H68V263H67ZM114 262H113L112 264H115ZM127 262H128V263H127ZM253 262H254V263H259L260 260H254ZM51 263L53 264V262H49V264H51ZM90 263H89V264H90ZM94 263H95V262H94ZM100 263H99V261H98V263H96V264H100ZM106 263H105V264H106ZM117 263H116V264H117ZM137 263L139 264V261H138ZM0 264H1V263H0ZM87 264H88V263H87Z\"/></svg>",
    "mask_w": 264,
    "mask_h": 264
},
{
    "label": "snow or ice",
    "instance_id": "3",
    "mask_svg": "<svg viewBox=\"0 0 264 264\" xmlns=\"http://www.w3.org/2000/svg\"><path fill=\"white\" fill-rule=\"evenodd\" d=\"M110 2L125 7L130 15H135L138 9L146 7L153 0H110Z\"/></svg>",
    "mask_w": 264,
    "mask_h": 264
}]
</instances>
